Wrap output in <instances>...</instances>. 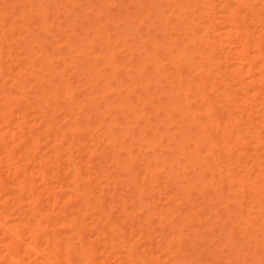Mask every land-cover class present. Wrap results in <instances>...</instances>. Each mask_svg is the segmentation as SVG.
I'll list each match as a JSON object with an SVG mask.
<instances>
[{
    "label": "bare ground",
    "instance_id": "6f19581e",
    "mask_svg": "<svg viewBox=\"0 0 264 264\" xmlns=\"http://www.w3.org/2000/svg\"><path fill=\"white\" fill-rule=\"evenodd\" d=\"M2 1V0H1ZM5 1L6 0H3V3L4 4H6L5 3ZM15 1V2H14ZM13 2H12V0H11V2H10V4L12 3L13 4V6H11V5H9L8 7H10L11 6V8L12 9H9L10 10V12H12V13H14V16H15V14H18V16H20L21 17V20L23 19V21L25 22L26 20V22L28 23H24L23 21V23H24V25L22 24V23H20V24H22V25H20L19 24V21H17V18L19 19V17L17 16V17H14L13 15H11V18L12 17H14V18H12V19H10V20H12V24H7V23H9V21L10 20H8V22L6 21V19H8V18H10V17H8V15H10V14H8V10H6L7 9V7H6V9L4 8L5 6L3 5V6H1L0 5V19H1V21H0V29H1V31L0 32H2L3 30V32L2 33H0V56H1V54H2V52L6 49V47L4 48V46H2V43L4 42V41H7L8 43H10L9 45H12V44H14L15 43V47L12 45L11 47H14V48H16L17 46H16V44L18 45V43L17 42H15V41H17V40H15L14 38V43H12V41H13V39H12V37H14V33H13V36L12 35H9L8 33V37L10 38L9 39V41L8 40H6V38H5V40H4V36L5 37H7L5 34L6 33H4L5 32V29L10 25V30H11V32L13 31V32H17V34L18 33H21L20 34V39H19V35H16L17 36V39H19L20 40V42L22 43V38H21V35H22V37H23V33L24 32H26V31H28L27 29L29 28L27 25H29V24H34V23H37V21H39V19H36L37 18V16H39V15H36L35 13H34V15L36 16V22L34 21V17H33V15H31L32 17H30V14L33 12V11H31V10H34L30 5L31 4H33L34 2H33V0H30V1H32L31 3H29V2H26L31 8H29V9H27L26 11H29L30 13H25L24 11V13L22 12V13H18V12H16L17 11V7H16V5L17 4H15L16 3V0H14ZM35 1V0H34ZM41 1V0H40ZM42 1H44V3H45V0H42ZM42 1H41V4H42ZM48 1V0H47ZM51 1V0H50ZM55 1V0H54ZM53 1V2H54ZM64 1H66V0H64ZM68 1H70V0H68ZM74 1V0H73ZM90 1V0H89ZM93 1V0H92ZM92 1H90V2H92ZM97 1V0H96ZM103 1H106V5H103L104 7L106 6V8H107V5H110V4H107V0H103ZM110 1V0H109ZM108 1V2H109ZM113 1V0H112ZM120 1H122V0H120ZM127 1V0H126ZM131 1V0H130ZM130 1L129 2H127L126 4H129L130 3ZM133 1V0H132ZM154 1H156V0H154ZM184 1H186L185 3H184ZM194 1V2H193ZM6 2H8V1H6ZM39 2V1H38ZM49 2V1H48ZM48 2H47V4H48ZM78 2V1H77ZM76 2V3H77ZM135 2V1H134ZM139 2H140V0H139ZM151 3L153 2L152 0L150 1ZM165 2V1H164ZM168 2V0H166V2H165V4ZM193 2V3H192ZM18 3V2H17ZM25 3V4H26ZM36 3V2H35ZM40 3V2H39ZM58 4H60L61 5V2L59 3V2H57ZM65 3H67V2H65ZM68 3H70V2H68ZM74 3V2H73ZM72 3V6H74V5H76V3H74L73 4ZM97 3H98V1H97ZM97 3H95V4H97ZM136 3V2H135ZM143 3H146V2H144L143 1ZM148 3V2H147ZM146 3V4H147ZM150 3V4H151ZM156 3H159L158 5H162L163 4V0H161L160 2H158V0H157V2ZM162 3V4H161ZM169 3H170V5H171V3H172V5H177L175 8H177V7H179L178 8V10H182V8H183V13L182 12H179L177 9H176V11H177V13H179V14H177L176 12H175V10L173 9V7H172V9L174 10V13L175 14H173V10L171 11L170 9V11H171V14H170V12L167 14V16L165 17L164 16V14H166L167 12H165L166 11V7H168V6H164L165 8V11H162V10H164V9H159L160 11H155V9L157 8L156 7V5L154 6V7H156L155 9H154V11H155V13L156 12H159L158 14H156V15H158V17H159V19H161V20H159L160 21V24H161V26L163 27V23H161L162 21L164 22V29H166V28H168V29H170V31L172 30V31H178L177 33L178 34H175L174 32L173 33H171L170 34V36H169V32H167L166 34L165 33H163L164 31L162 30V39H166V41H167V45L168 46H170V48H167V46H164L163 44H160V42L161 43H164V42H162L161 40L160 41H157V39L155 40H153L154 41V43H152V44H154V47H153V45L152 44H150V45H152V49H154V51L153 52H151V53H153V58H155V60L156 61H158L157 63H160V64H158L157 65V71L159 70V68H161V69H164L165 71L167 70V68H168V65L166 66V63L164 62V60H170V59H172L173 60V62H175V63H173L172 62V60H170L172 63H173V66H172V64H171V62H169V61H167L168 63H169V65L173 68L174 67V64H175V71L173 70V72H171V73H168V72H170V71H166L168 74H166L167 75V77H172L173 79H172V82L173 83H176L177 81H178V85L179 86H177V87H174V89H176V88H178L177 89V91L179 92V93H181V94H183V85L185 84L186 85V87L187 88H185L184 87V93L185 94H183V97H185V99L183 100V102H184V104H185V102H186V104H187V108L189 109V110H191V106H192V110H193V106H194V102L196 103V108H198V109H196L195 108V110H193L194 112H191V113H194L193 114V116L196 118V120H200V123L198 122H196L197 124H199L200 125V129H199V131L198 132H196V131H194L195 130V128H194V125L192 124H188V125H190V126H188V127H185V125H181V126H175V127H178V129H181V130H179V132L180 131H182V137H181V139H180V137L178 138V139H180L182 142H185V144L182 146V148H184L185 147V145L186 144H188L189 146L190 145H192V144H194L193 146L195 147L194 148V152H192L193 154H195V157H193V161L195 160V158L199 155V154H197L196 155V153H201V152H203L202 151V144H207V146L208 147H206V152H208L207 151V148H208V150H209V152L207 153V154H211V155H209L210 157L212 156L213 157V155H215V153H217V152H215V151H219V150H222V149H219V148H221V146L223 145H226L227 147H228V149H229V154H230V157L232 158V156H234V153L236 154V155H238L237 156V160L236 161H238V163L240 164V166H238L239 167V169H238V167H237V169H236V171H238V174H240L241 176H238L239 178H237L236 177V175H234V174H237V172L236 173H234V170H232L233 168H232V166H228L229 167V169L230 168H232L231 169V171L230 170H228L227 169V167H226V169L228 170V172L230 171L231 172V175L230 174H228V172H227V170L225 171V173H227V175H229V176H232V171H233V175H234V177L232 176V178H235V179H232V178H229L230 180H229V185L232 183H236L235 184V186H234V188L235 189H232V190H236V193H240L239 192V190H237L236 188H237V186H239L240 188H242V190L243 191H241V192H245L244 190L247 188V187H249V197L250 198H252L251 199V201L249 202L251 205H252V207H254V208H259L258 210V212H259V214H260V216L261 217H259L258 216V218H257V216H256V219H257V221H256V219H255V225L254 224H252V225H254L253 227H256V224H258L257 222H260V224H258L261 228H257V229H264V135L262 134V132L264 133V0H169ZM175 3V4H174ZM9 4V3H8ZM15 4V5H14ZM47 4H44V6L46 5V7L48 6ZM50 4V3H49ZM56 4V3H55ZM62 4H64V2L62 3ZM71 4V3H70ZM99 4V3H98ZM155 4V3H154ZM7 5V4H6ZM21 5V4H20ZM51 5V4H50ZM68 5V4H67ZM93 5H94V3H93ZM114 4L112 3L111 4V6H113ZM130 5L132 6V5H135V4H131L130 3ZM129 5V6H130ZM19 6V5H18ZM27 6V5H26ZM33 6V5H32ZM77 6V5H76ZM76 6H74L75 8H76ZM86 6V5H85ZM90 6H92V5H90ZM100 6H102V4L100 5ZM103 6L101 7V8H103ZM128 6V7H129ZM139 6L141 7L140 8V10H139ZM139 6H138V14H139V12L140 11H143V7H144V4H139ZM147 6V5H146ZM3 7V8H2ZM94 7V6H93ZM108 7H110V6H108ZM114 7H116V5L114 6ZM113 7V8H114ZM119 7V6H118ZM123 7V6H122ZM127 7V6H126ZM134 7V6H133ZM137 7V6H136ZM149 7H151L150 5H149ZM170 7V6H169ZM170 7V8H171ZM63 8V7H62ZM72 8V7H71ZM70 8V9H71ZM78 9H79V7H77ZM95 8H96V6H95ZM95 8H94V10H95ZM111 8V7H110ZM120 8V7H119ZM132 8V7H131ZM130 8V9H131ZM152 8V7H151ZM20 9V8H19ZM23 9H26V8H23ZM46 9V8H45ZM47 9H49V6L47 7ZM46 9V10H47ZM73 9V8H72ZM71 9V11H73ZM77 9V10H78ZM88 9H90V8H88L87 7V11H88ZM98 9V8H97ZM104 9V8H103ZM126 9V8H125ZM6 10V11H5ZM42 10V9H41ZM40 10V11H41ZM46 10H44L43 9V11H44V13L46 12H49V11H46ZM57 10V9H56ZM62 10V9H61ZM65 10V9H64ZM69 10V9H68ZM105 10H107V9H105ZM109 10V9H108ZM108 10H107V12H108ZM113 10V9H112ZM117 10V9H116ZM115 10V11H116ZM132 10V9H131ZM145 10V9H144ZM149 10V9H148ZM147 10V12L148 13H150V12H152L150 15H152V14H154L153 13V11L151 10V11H148ZM38 11V10H37ZM52 11H53V9H52ZM82 11V10H81ZM86 11V12H87ZM118 11V10H117ZM116 11V12H117ZM125 11V10H124ZM129 11V10H128ZM128 11L126 12V13H128ZM135 11V10H134ZM21 12V11H20ZM58 12V11H57ZM57 12H55L56 13V15H57ZM61 12V11H60ZM78 12V11H77ZM79 12H80V10H79ZM85 12V13H86ZM131 12V11H130ZM129 12V13H130ZM137 12V11H136ZM146 12V13H147ZM11 13V14H12ZM45 13V14H46ZM54 13V14H55ZM71 13V12H70ZM92 13V11H90V12H88V14L90 15ZM97 13V12H96ZM114 13V12H113ZM112 13V11H111V13H109V15L110 14H113ZM121 13V12H120ZM125 13V14H126ZM131 13H134V12H131ZM181 13V14H180ZM29 14V15H28ZM33 14V13H32ZM37 14H39V13H37ZM45 14H43L44 16H46ZM51 14H53V13H51ZM61 14V13H60ZM59 14V15H60ZM79 14H81V13H79ZM78 14V15H79ZM87 14V13H86ZM103 14H105V13H103ZM102 13H101V15H102V17L104 16ZM108 14V13H107ZM119 14V13H118ZM118 14H117V16H118ZM122 14H123V10H122ZM182 15L181 17H183V16H185L186 15V17H183L182 18V20H179V22L181 21V23H186V21H189L188 23V26H187V28L188 29H190L191 31H189L188 29V31H189V33L185 30L184 31V33L183 32H179L180 31V29L183 31L184 29L183 28H179V26L177 25V23L176 22H172L171 20L173 19V17H174V19H175V16L177 17V15ZM41 15V14H40ZM63 15V14H62ZM74 15L76 16V12H75V10H74ZM73 15V16H74ZM98 16H99V13L97 14ZM136 15V14H135ZM134 15V16H135ZM141 15H143V13L141 14ZM149 15V14H148ZM175 15V16H174ZM81 16H83V15H81ZM107 16V15H106ZM105 16V17H106ZM114 16V15H113ZM112 16V17H113ZM124 16H126V15H124ZM123 16V17H124ZM130 16V15H129ZM144 16V15H143ZM27 17V18H26ZM59 17V16H58ZM89 17V16H88ZM97 17V16H96ZM96 17H93V18H95L94 19V21L96 20ZM110 17V16H109ZM131 17V16H130ZM136 17V16H135ZM145 17V16H144ZM152 17H153V19H152ZM40 18V17H39ZM42 18V17H41ZM46 18H48V17H46ZM74 18H76V17H74ZM83 18V17H82ZM104 18V17H103ZM108 18V17H107ZM114 18V17H113ZM119 18H121V17H119ZM118 18V19H119ZM71 19V18H70ZM79 19V18H78ZM88 19V18H87ZM98 19H100L99 17H97V20ZM105 19V18H104ZM126 19V18H125ZM146 19H148L147 18V15H146ZM145 19V21H146V23H148L147 22V20ZM152 19V21L153 20H156V19H154V15H152L151 17H150V20ZM20 20V19H19ZM46 20H48V19H46ZM61 20V19H60ZM65 20V19H64ZM64 20H62V21H64ZM112 20H115V19H112ZM121 20H123V19H121ZM134 21V19L132 18L131 19V21ZM176 20V19H175ZM175 20H173V21H175ZM71 21V20H70ZM78 21V20H77ZM83 21V20H82ZM93 21V20H92ZM94 21L92 22V23H90V24H93L94 23ZM111 21V20H110ZM129 21V20H128ZM137 21H138V19H137ZM141 21H143V17L141 18V20L140 21H138V23L139 22H141ZM7 22V23H6ZM45 22H47V23H49V27H48V29L49 28H51V24H50V22H48V21H45ZM74 22H75V19H74ZM73 22V23H74ZM87 22V21H86ZM96 22V21H95ZM102 22V21H101ZM118 22H120V21H118ZM117 22V23H118ZM135 22V21H134ZM52 23V22H51ZM65 23V22H64ZM68 23V22H67ZM71 23V22H70ZM71 24V25H73V26H71L73 29L75 28L76 29V27L78 26L79 27V25H77L76 26V22H75V25L74 24ZM84 23V22H83ZM99 23V22H98ZM97 23V24H98ZM103 23H106V21H103ZM103 23L101 24V26L103 25ZM116 23V22H115ZM115 23H112L113 25L115 24ZM136 23V22H135ZM151 25H152V28L153 27H155V26H153V24L155 25L156 23H157V20H156V22L154 21V23L153 22H149ZM26 24V25H25ZM39 24V23H38ZM59 24V23H58ZM61 24H63L62 22H61ZM96 24V25H97ZM112 24H110V25H112ZM134 24V23H133ZM141 24H143L144 25V23L142 22V23H140V24H137L138 25V27H139V25L141 26V28H143L142 27V25ZM150 24L149 25H144L145 27L144 28H150L151 29V26H150ZM158 24H159V22H158ZM180 24V23H179ZM8 25V26H7ZM18 25H20L19 27H18ZM41 25V24H40ZM46 25V24H45ZM44 25V26H45ZM54 24H52V26H53ZM99 25V24H98ZM98 25H97V27H96V30H100V29H98ZM112 25V27L114 28V30L116 29L115 28V26H113ZM118 25V24H117ZM119 25H121L120 23H119ZM127 25V24H126ZM125 25V26H126ZM181 25V24H180ZM25 26H27L28 28H26ZM60 26V25H59ZM90 26V25H89ZM100 26V27H101ZM104 26V25H103ZM122 26V25H121ZM132 26V25H131ZM135 26V25H134ZM31 27V26H30ZM42 27V26H41ZM54 27V26H53ZM63 27H64V25H63ZM69 27V26H68ZM95 27V26H94ZM99 27V28H100ZM135 27H137V26H135ZM134 27V28H135ZM158 27V26H157ZM156 27V28H157ZM160 27V26H159ZM182 27V26H181ZM184 27V26H183ZM20 28V29H19ZM31 28H34L33 26L31 27ZM40 28V27H39ZM65 28V27H64ZM84 28V27H83ZM87 28V27H86ZM89 28V27H88ZM90 28H92V27H90ZM104 27H102V29H103ZM107 28V27H106ZM120 28V27H119ZM133 28V29H134ZM140 28V29H141ZM8 28L6 29V30H8V32L10 31ZM30 29V28H29ZM44 29V28H43ZM51 29H54V28H51ZM60 29V28H59ZM58 29V30H59ZM71 29V28H70ZM82 29V28H81ZM93 29V28H92ZM126 29H127V27H126ZM126 29H123L124 30V32H123V35L120 33L119 35H120V37H122V38H120V39H117V41H116V38L115 37H113V35H114V33H113V35H112V33L111 34H108L109 32L107 31V29L105 30L106 31V33L108 34H106L105 36H108V38H109V41H107V39H106V41H107V45H109V44H111L112 45V43L110 42V40H111V38L110 37H112V38H115V41L116 42H118L120 45H122V46H124V45H127V43L125 44V43H122V42H125L126 41V39L129 41L131 38H129L130 36V34L128 35V32H126L127 30ZM128 29H130V28H128ZM136 29V28H135ZM135 29H134V31H135ZM159 29V28H158ZM35 30H36V28H35ZM37 30H38V28H37ZM39 30H41V29H39ZM47 30V29H46ZM77 30V29H76ZM86 30V29H85ZM85 30H83L84 31V33L86 32ZM95 30V29H94ZM109 30V29H108ZM119 30V29H118ZM121 30H122V28H121ZM136 30H138V28L136 29ZM142 30V29H141ZM146 30V29H145ZM148 30V29H147ZM146 30V31H147ZM155 30H157V29H155ZM19 31V32H18ZM32 31H34V30H32ZM45 31V30H44ZM43 31V32H44ZM48 31H50V29L48 30ZM73 31H75V30H72V35H73ZM80 31V30H79ZM83 31H81V32H83ZM140 31V30H139ZM146 31H144L145 33V39L148 37L146 34ZM161 31V30H160ZM51 32V31H50ZM58 32V31H57ZM68 32H70V31H68ZM80 32V33H81ZM141 32V31H140ZM143 32V31H142ZM141 32V33H142ZM148 33H149V31H147ZM152 32H153V29H152ZM158 32V30L155 32H153V34L155 33H157ZM187 32V33H186ZM28 33V35H29V33H30V31H28L27 32ZM27 33H25L24 34V38H23V40H25V37H27V36H25ZM32 33V32H31ZM35 33V32H34ZM77 33V32H76ZM92 31H90L89 29H87V32H86V35H88V37L86 36V38L88 39V38H93L94 37V35L92 36V37H90L91 35H92ZM97 33H100V31L98 32H96V35H97ZM102 33V32H101ZM159 33V32H158ZM156 34L155 36L156 37H158V35H161V33L160 34ZM37 34V33H36ZM41 34H42V32H41ZM45 35L46 34H48L49 35V32L48 33H44ZM70 34V33H69ZM68 34V35H69ZM83 34V33H82ZM105 34V33H104ZM134 34V33H133ZM139 34V33H138ZM173 34H175V35H177L178 37H177V39H176V37L173 35ZM31 35V34H30ZM37 35H39V34H37ZM71 35V34H70ZM74 35H75V33H74ZM78 35V34H77ZM122 35V36H121ZM131 35H132V33H131ZM137 34H134V36H136ZM152 35V34H151ZM183 35V36H182ZM42 36V35H41ZM63 36V35H62ZM61 36V37H62ZM76 36V35H75ZM74 36V37H75ZM98 36H99V34H98ZM115 36V35H114ZM117 36H118V34H117ZM133 36V37H134ZM139 36V38L141 39V36L140 35H138ZM144 36H143V38H144ZM147 36V37H146ZM173 36H174V38H173ZM183 37V38H181L180 40L178 39L179 37ZM29 37V36H28ZM48 37V36H47ZM57 37V36H56ZM59 37H60V32H59ZM66 37V36H65ZM74 37H72V38H74ZM96 37L97 36H95V38L93 39V40H90V39H88V40H90V42H91V44H92V47H95V44L98 42H96ZM100 37H101V35H100ZM151 37H153V36H151ZM30 38V37H29ZM34 38H35V36H34ZM44 38V37H43ZM67 38H68V36H67ZM70 38H71V36H70ZM72 38H71V40H72ZM76 38V37H75ZM79 38V37H78ZM78 38H76L77 40H78ZM106 37H104L103 39H105ZM123 38H126L125 40H123ZM137 38V37H136ZM142 38V40H138V41H143L144 39ZM148 38H150V37H148ZM147 38V41H143L142 42V45H143V43H144V45H145V47L144 46H142V48L144 47V48H146V47H148L149 48V46L150 45H148L149 43H151V42H149V41H151V40H149ZM159 38V37H158ZM8 39V38H7ZM12 39V41H10ZM61 39V38H60ZM60 39H58L57 38V40H59V41H61ZM86 39V40H87ZM135 39V38H134ZM151 39V38H150ZM161 39V38H160ZM174 39V40H173ZM18 40V41H19ZM28 41L30 40V39H27ZM32 40V39H31ZM35 40V39H34ZM48 40V39H47ZM51 40V39H50ZM63 40V39H62ZM70 40V39H69ZM68 39H67V41H69ZM77 40H76V44H77ZM101 40V39H100ZM136 40V39H135ZM188 40V41H187ZM39 41V40H38ZM54 41V40H53ZM64 41V40H63ZM66 41V40H65ZM82 41V40H81ZM104 41V40H103ZM105 41V42H106ZM130 41H132V40H130ZM156 41V42H155ZM165 41V42H166ZM187 41V42H186ZM6 42V43H7ZM19 42V43H20ZM27 42V41H26ZM62 42V41H61ZM72 43H73V41H71ZM96 42V43H95ZM187 43L186 45H182V44H184V43ZM29 43V42H28ZM39 43H40V41H39ZM43 43H45V42H43ZM42 43V44H43ZM47 43V42H46ZM81 43V42H80ZM82 43H83V41H82ZM87 43V42H86ZM100 43V42H99ZM99 43H97V44H99ZM140 43V42H139ZM138 43V44H139ZM182 43V44H181ZM24 44V43H23ZM37 44V43H36ZM49 43H47V45H48ZM70 44V43H69ZM75 44V45H76ZM101 44H103V43H100V45ZM124 44V45H123ZM130 44H132V43H130ZM165 44V45H166ZM181 45V49H180V45ZM4 45H5V43H4ZM31 45V44H30ZM41 47L43 46V45H41V44H39ZM39 45H37L38 47H39ZM62 45V44H61ZM63 45L65 46L66 44L65 43H63ZM73 45H74V43H73ZM88 45V46H87ZM87 45H85V46H87V48L89 47V44H87ZM98 46V47H100L101 48V46ZM113 45H115V43L113 42ZM137 45V44H136ZM136 45H135V48H136ZM148 45V46H147ZM172 45H174L175 47H171ZM6 46V45H5ZM24 46V45H23ZM66 46H68V45H66ZM79 46H80V44H79ZM105 46V45H104ZM128 46V45H127ZM138 46V45H137ZM163 46V47H162ZM10 47V46H9ZM11 47L9 48V49H7V50H5V53H4V55H8V54H6V52L9 50V55L8 56H12V54H16L17 55V53L16 52H14V51H12V53H11ZM19 47V46H18ZM28 47V46H27ZM45 47V46H44ZM47 47H49V46H47ZM50 47H51V44H50ZM81 47V46H80ZM80 47L78 48V47H71L70 49L71 50H73V48H74V51H75V49L76 48H78V49H80ZM111 47V46H110ZM138 47H140V45L138 46ZM151 47V46H150ZM179 47V48H178ZM191 47L193 48L192 50H191ZM3 48V49H2ZM22 47L20 46V49H21ZM43 48V47H42ZM57 48V47H56ZM67 48V47H66ZM82 48V47H81ZM86 48V49H87ZM89 48H91V47H89ZM88 48V49H89ZM96 48V47H95ZM105 48H107V46L105 47ZM125 48H127V47H125ZM159 48H160V50L162 51V54H160V52L158 51L159 50ZM178 48V50H177V52H176V49ZM13 49V48H12ZM17 49V48H16ZM19 49V48H18ZM23 49V48H22ZM27 48H25V50H26ZM31 49V48H30ZM34 49V48H33ZM35 49L37 50V48L35 47ZM45 49V50H44ZM43 50L44 51H46V47L44 48ZM115 49V48H114ZM151 49V48H150ZM227 49H229V51L227 50ZM3 50V51H2ZM25 50H23L22 52H26ZM58 50V49H57ZM70 50V51H71ZM82 50H84V49H82ZM95 50V49H94ZM105 50V49H104ZM112 50V49H111ZM122 50H126V49H122ZM130 50V51H129ZM128 51L131 53H133L134 51L133 50H131V49H129ZM146 50H147V48H146ZM224 50H226V51H224ZM19 51V50H18ZM33 51V50H32ZM66 51V50H65ZM67 51H69V50H67ZM78 51H80V50H78ZM87 52L88 51H90V50H86ZM101 51V50H100ZM106 51H108L107 49H106ZM105 51V52H106ZM117 51H119V49L117 48ZM127 51V50H126ZM136 51V50H135ZM21 52V53H22ZM28 52H29V50H28ZM37 52V51H36ZM40 51H38V53H39ZM47 52V51H46ZM62 52V51H61ZM98 52H99V50H98ZM102 52V51H101ZM139 52V51H138ZM148 52H149V50H148ZM149 52V53H150ZM229 52V53H228ZM20 53V52H19ZM30 53V55H32L31 54V52H29ZM34 53H35V51H34ZM42 53V52H41ZM38 54V55H42V54ZM80 53V52H79ZM79 53H77L78 55H79ZM90 53H92V51L90 52ZM109 53V52H108ZM123 53V52H122ZM135 53V52H134ZM145 54H146V52H144ZM143 53V54H144ZM148 53V54H149ZM224 53H226L225 55H224ZM37 54V53H36ZM48 54V53H47ZM58 54V53H57ZM82 54H83V56H84V52L83 53H81V57H83L82 56ZM89 54V53H88ZM110 54H111V51H110ZM116 54L117 53H115V51H112V54H111V56H112V59H114L115 58V56H116ZM119 54V53H118ZM140 54H141V52H140ZM175 54V56H173ZM37 55V56H38ZM51 55H52V53H51ZM54 55V54H53ZM68 55H70L69 53H68ZM85 55H86V53H85ZM92 55V54H91ZM90 55V56H91ZM101 55H103L102 53H101ZM105 55V54H104ZM109 55V54H108ZM119 55H121V54H119ZM124 55V53L121 55V56H123ZM128 55V54H127ZM126 55V52H125V57L127 56ZM131 55V54H130ZM147 55V54H146ZM22 57L24 56L25 57V54L24 55H21ZM33 56H34V54H33ZM35 57V58H38V57ZM48 56V55H47ZM50 56V55H49ZM49 56H48V59H49ZM72 57H74L73 56V54L71 55ZM87 56V55H86ZM90 56H87L88 57V59H90ZM97 55H95V57L94 56H92V57H94L95 59H93L92 58V61L93 60H95V62L97 61V62H99V60L100 59H103V57L102 56H97ZM118 56V55H117ZM129 56V55H128ZM132 56H134V55H132ZM132 56H129V57H131L132 58ZM139 57H140V55H138ZM145 56V55H144ZM222 56V57H221ZM2 57H3V55H2ZM5 57H7V56H5ZM5 57H4V62H7V61H5L7 58L9 59V62H12L14 59H15V57L17 58V56H13V57H7L6 59H5ZM19 57H20V55H19ZM17 58V62H20V65H19V63H18V66H17V62H12V63H14V66H15V64H16V66L15 67H13V68H16V70H17V72L16 71H14L13 73L15 74V76L16 77H14V78H12L10 75L12 74V73H10V71H12V70H15V69H11L10 71H9V73H10V77L13 79V81H11V83L13 82V85L11 86V85H9V86H11V89H10V91H12V89H14V91H13V93L14 92H17V90L20 92V93H23V94H25V95H27L26 94V92H23L22 90V92L19 90V89H17L18 87H20L21 86V82H22V80L20 81L19 80V76L20 75H17V74H19L20 73V71H21V69H22V67H20V68H18L19 66H22V64L23 63H21L22 61H24V59L23 60H21L20 58ZM26 57H28V55L26 56ZM25 57V58H26ZM31 57V56H30ZM29 57V58H30ZM33 57V58H34ZM43 57V59H44V55L42 56ZM51 57V56H50ZM65 57H66V55H65ZM77 57V56H76ZM120 57V56H119ZM138 57V58H139ZM141 57H143V55L141 56ZM146 57V56H145ZM148 57V56H147ZM149 57H150V55H149ZM12 58V60H10ZM33 58H30V59H32V61H33V64H34V61L36 60V59H34L33 60ZM39 58H40V56H39ZM135 59H136V57H134ZM144 58V57H143ZM143 58L141 59V61L143 60ZM170 58V59H169ZM221 59V63H220V60L219 59ZM223 58H225V59H227V60H222ZM7 59V60H8ZM19 59L21 60V61H19ZM42 59V60H43ZM55 60L57 59L56 57L54 58ZM59 59V58H58ZM57 59V60H58ZM68 59V58H67ZM66 59V60H67ZM86 59V58H85ZM85 59H83V60H85ZM110 59H111V57H110ZM121 59H123V57L121 58ZM120 59V60H121ZM134 59V60H135ZM145 59V58H144ZM152 59V58H151ZM150 59V60H151ZM1 60L2 59H0V62H1ZM46 60H47V57H46ZM50 60H53V59H50ZM61 60V59H60ZM71 60H72V58H71ZM75 61H76V59H74ZM74 60H72L73 62H74ZM105 61H106V59H104ZM104 60H102V62L104 61ZM115 60V59H114ZM114 60H112V61H114ZM119 60V59H118ZM127 60V59H126ZM126 60H123V61H126ZM130 60H132V59H130L129 58V62H133V61H130ZM137 60V59H136ZM148 60H149V58H148ZM154 60V59H153ZM152 60V61H153ZM26 61L28 62V59L26 58ZM30 61V60H29ZM36 61H38V60H36ZM48 61V60H47ZM63 61V60H62ZM78 61H79V63H80V60H79V58H78ZM101 61V60H100ZM104 61V62H105ZM108 61H110L109 60V58H108ZM138 61V63H143L144 64V62H140L139 60H137ZM156 61H153V63H156ZM219 61V62H218ZM226 63L227 62V64L230 66V64H231V62H229V61H232V64H233V62L235 63V67L233 66V68H235V69H233V70H231L229 67V69L228 68H226L225 67V65H227V64H224V62ZM3 62V63H4ZM8 62V63H9ZM27 62H24V63H26L27 64ZM31 62V61H30ZM42 62V61H41ZM81 62H82V60H81ZM88 62H91V61H89L88 60ZM87 62V64H89ZM116 62V61H115ZM115 62H114V66H115ZM127 62V61H126ZM128 62V63H129ZM136 62V61H135ZM148 62V61H147ZM222 62H223V64H222ZM229 62V63H228ZM3 63H0V67H2V64ZM8 63H5L6 65H8V66H11V65H9ZM47 63V62H46ZM45 63V64H46ZM49 63L51 64V61H49ZM48 63V64H49ZM52 63H54V62H52ZM57 63V62H56ZM72 63V62H71ZM84 63V62H83ZM93 63H94V61H93ZM101 63V62H100ZM106 63H108V62H106ZM119 63V62H118ZM117 63V64H118ZM122 63V65H123V62H121ZM121 63L119 64V65H121ZM150 63H152V62H149L148 63V65H149V67H150ZM152 63V64H153ZM167 63V64H168ZM29 64V63H28ZM32 64V63H31ZM50 64H49V66H50ZM87 64H85V65H87ZM98 64L99 63H96V64H93L92 66H93V68L95 67L96 69H98L97 71H99V72H102V70H100L99 68V66H98ZM104 64V63H103ZM116 64V65H117ZM124 64H126V63H124ZM130 64V63H129ZM128 64V65H129ZM132 64V63H131ZM129 65L128 67H129V69H132L131 68V66L133 67H136L135 66V64H133V65ZM145 64H147V63H145ZM144 64V66H145V70H147L146 68H147V65H145ZM196 64L199 66L200 65V67L203 69H199L198 70V68H196L197 66H196ZM220 64H222V65H220ZM37 65V64H36ZM44 65V64H43ZM43 65H42V67H43ZM56 64H54L53 66L54 67H56V68H58L57 66H59V63L57 64V66H55ZM68 64H66L65 66H67ZM71 65V64H70ZM69 65V66H70ZM84 65V64H83ZM100 65H102V64H100ZM108 65V64H107ZM107 65H105L104 64V68L105 67H107ZM110 65V64H109ZM119 65H118V67H119ZM137 65V64H136ZM161 65V66H160ZM181 65L184 67L185 65H188V66H185V68L183 69L182 67H181ZM224 65V66H223ZM227 65V66H228ZM4 66V65H3ZM13 66V65H12ZM34 66H35V64H34ZM52 66V67H53ZM60 66H62V65H60ZM74 66V65H73ZM73 66H71V68L70 69H72L74 72L77 70V68L74 70L72 67ZM79 66V65H78ZM77 66V67H78ZM80 66H81V64H80ZM80 66H79V68H80ZM89 66H91V64H89ZM101 66V68H103ZM124 66V65H123ZM140 66V65H139ZM152 67H151V69L152 68H154V66L153 65H151ZM156 66V65H155ZM191 66V67H190ZM212 66H216L215 67V70L217 71V72H219V74H220V72L221 71H223V70H225L223 67H225L226 68V71H224V73H222V76H221V74L219 75L218 73V76L220 77L221 76V78H222V83H221V80L220 79H216L215 77V80L217 81L216 83L213 81V76H217V75H215V73H212V72H216V71H213L212 69H214V67H212ZM220 66H222V68H220ZM5 67V68H4ZM3 68V70H2V68H0V80L2 81L3 80V78L5 77V72L4 71H7L9 68H11V67H8V69H6L7 67L6 66H4ZM25 66H24V64H23V68H24ZM27 67H29V65H27L24 69H26ZM37 67V66H36ZM44 67H48V66H44ZM68 67V66H67ZM74 67H76V65L74 66ZM87 67V66H86ZM99 67V68H98ZM109 67V66H108ZM110 67H112L113 68V66H110ZM116 67V66H115ZM117 67V68H118ZM167 67V68H166ZM189 67H190V69H189ZM207 69H205V68ZM56 68H54V69H56ZM61 68V67H60ZM122 68V67H121ZM166 68V69H165ZM170 68V67H169ZM191 68H193V70L192 71H190L191 70ZM6 69V70H5ZM18 69H19V71H18ZM30 69V68H29ZM32 69H33V66H32ZM31 69V70H32ZM44 69V68H43ZM49 69V68H48ZM48 69H46V70H48ZM62 69H63V67H62ZM62 69H61V72H62ZM83 69V68H82ZM95 69V70H96ZM107 69H109V68H106V70ZM127 69V68H126ZM125 69V71H124V68H122V71H123V74L122 75H125V73L124 72H126V71H129V70H126ZM135 69H137L138 70V68H134V69H132V70H134L135 72H136V74H137V76L138 77H140L139 75H140V73H139V75H138V73H137V71L135 70ZM171 69V68H170ZM189 71V72H187V70ZM222 69V70H221ZM27 70V69H26ZM22 71V73H21V75L23 76V72H25V73H28L27 71ZM36 70V69H35ZM40 70V69H39ZM38 70V71H39ZM56 70H58V69H56ZM72 70H70V72L72 71ZM90 70L92 71V68L90 67ZM89 70V71H90ZM106 70H104L103 69V71H105L106 72ZM114 69H112V72H114L113 71ZM145 72V70H144V67H143V69H141V73L143 72V71ZM169 70V69H168ZM172 70V69H171ZM185 70V71H184ZM29 71V70H28ZM34 70H32V72H33ZM43 71V70H42ZM65 70H63V72H64ZM68 71V69L64 72V74L65 73H69V72H67ZM85 71V70H84ZM88 71V70H87ZM90 71V72H91ZM96 71V72H97ZM108 71V70H107ZM116 71H117V69H116ZM118 71H121V69L120 70H118ZM117 71V72H118ZM139 71H140V69H139ZM157 71H156V69L154 70V73H153V69H152V72H151V75L153 74V75H155L156 73H157ZM160 71H163V70H160ZM165 71H164V73H165ZM204 71H206V72H204ZM32 72L31 73H28L27 75H31V78L33 77L32 76ZM40 72V71H39ZM49 73H53V72H50V70L48 71ZM58 72V71H57ZM63 72L61 73V74H63ZM73 72V73H74ZM81 72V71H80ZM111 72V71H110ZM110 72H107L108 74L110 73ZM116 72V73H117ZM131 72H133V71H131ZM150 72V71H149ZM156 72V73H155ZM185 72H187V74H185ZM7 73H8V71H7ZM7 73H6V75H7ZM34 73V72H33ZM44 73H45V70H44ZM49 73L47 74V73H45V74H47V75H49ZM72 73V74H73ZM76 74H74V76L75 75H77V74H79V72H75ZM106 73V74H107ZM115 73V72H114ZM114 73H113V75H114ZM121 73V72H120ZM127 73H129V72H127ZM126 73V74H127ZM147 73H148V71H147ZM147 73H146V75H147ZM14 74H12V75H14ZM39 74V73H38ZM40 74H41V72H40ZM45 74H43V72H42V80L40 79L41 78V76H40V85H36V87L37 86H40L39 88H37V90H36V92L35 93H37V94H35V95H38L39 96V98H38V96H37V98L38 99H40V97H45L46 98V107H47V105L48 104H50V103H48L47 104V101L49 102V101H51L52 100V98H54V101H55V103H58V102H60L59 100H61V102L63 101V97L62 98H60L59 96H60V91L62 90V91H65V92H67V93H65L64 92V95L65 96H70L72 99H73V97H74V91H70L71 89L72 90H75V91H77V90H79L78 88H75V87H77L78 85H76V86H73L75 89H73L71 86L72 85H70L71 83H69V82H66V79L68 80V78L66 77V79L65 78H62V80L63 79H65V81H62V82H66L67 84H68V87L67 88H64V90L61 88V85H60V83H57L56 81H57V77L59 76H54V74L52 75V74H50L49 75V77H50V80H48V81H50V82H53V83H55L56 85L54 86H50V88H49V90L48 89H45V88H43V86H45L46 84V82H47V76L45 77ZM58 74H60V73H58ZM82 74V73H81ZM84 74V73H83ZM90 74V73H89ZM88 74V75H89ZM92 74V73H91ZM104 74V72L102 73V75ZM132 74V73H131ZM150 74V73H149ZM210 74H212V79H211V77H210ZM226 74V75H225ZM4 75V76H3ZM26 75V74H25ZM56 75V74H55ZM99 75V74H98ZM98 75H96V77H98ZM102 75H100V77L102 78ZM117 75V74H116ZM119 75V74H118ZM118 75L117 76H115L114 75V78L116 77V81L118 80V78L119 79H121V80H119L121 83H124V79H122V78H120V77H118ZM144 75H145V73H144ZM159 75H161V74H159ZM168 75H171V76H168ZM259 75V76H258ZM37 76V75H36ZM44 76V77H43ZM64 76V75H63ZM62 75H60L59 77H63ZM67 76V75H66ZM84 76V75H83ZM83 76L81 75V77H80V74L78 75V77H80L81 79H83ZM91 76V75H90ZM126 76H128V75H125L124 77H125V79L127 78V79H129L128 77H130V76H128V77H126ZM143 76V75H142ZM9 77V78H10ZM26 77H28V76H26ZM30 77V76H29ZM28 77V78H29ZM72 76H70V78H71ZM76 77V76H75ZM78 77L77 78H74V79H78ZM99 77V78H100ZM123 77V78H124ZM146 78L148 77V76H145ZM154 77H156V76H154ZM162 76H160V78H161ZM164 77H165V75H164ZM188 77H191V78H189V80H188ZM219 77H217V78H219ZM5 78H7V77H5ZM44 78H46L45 80H46V82L44 81ZM70 78H69V80H70ZM92 78V77H91ZM93 78H95V77H93ZM105 78V77H104ZM106 78H107V76H106ZM108 78H110V76L108 77ZM113 78V77H112ZM111 78V79H112ZM131 78V77H130ZM136 78V77H135ZM146 78L145 79H143V77H141V79H143V80H146ZM149 78V77H148ZM159 78V77H158ZM159 78V79H160ZM11 79V80H12ZM20 79H22V77L20 76ZM24 80H25V78H23ZM37 79H38V77H37ZM96 79V78H95ZM111 79H110V82H111ZM150 80H151V78H149ZM153 79V78H152ZM186 79L188 80V84H187V82H185L186 81ZM30 80V79H29ZM33 80H34V77H33ZM84 80V79H83ZM91 80V79H90ZM102 80H104L103 78H102ZM109 80V79H108ZM137 80V79H136ZM140 80V79H139ZM158 80V79H157ZM169 80V79H168ZM7 81V80H6ZM26 81H27V79H26ZM31 82H33L32 80H30ZM29 81V83L28 84H30L31 82ZM59 81V80H58ZM81 81V80H80ZM80 81H79V83H80ZM86 81V80H85ZM133 81V80H132ZM131 81V82H132ZM152 81V80H151ZM151 81H150V83L146 80V83L148 82V84H147V88L149 89V88H151V87H153V85H155V83L154 84H152L153 82H155V81H153L152 83H151ZM166 81V80H165ZM227 81V83H225V86H224V83L223 82H226ZM73 82H74V80H73ZM89 82V81H88ZM91 82V81H90ZM90 82H89V84H90ZM96 82L98 83V80H96ZM100 82V81H99ZM102 82H106L107 83V81H102ZM109 82V81H108ZM113 82V81H112ZM126 82H128V81H126ZM125 82V83H126ZM130 82V81H129ZM130 82V83H131ZM137 82V83H136ZM142 82V81H141ZM170 82V81H169ZM171 82V83H172ZM232 82H234L233 84H231ZM26 83V82H25ZM24 83V84H25ZM48 83V82H47ZM53 83H49V84H53ZM78 83V84H79ZM84 83V82H83ZM83 83H80L81 85H84ZM114 86L116 87V84L118 85L119 83L117 82L116 84H115V80H114ZM124 83V84H125ZM133 83H136V84H133L134 85V87H135V90H139V94H138V91H137V100L139 99V97L140 96H144V97H146L147 95H146V93H144L143 92V89L145 90V87L143 86V89H142V85L140 86V81L138 82V80L137 81H134ZM142 83H144V82H142ZM146 83H145V85H146ZM3 84L5 85V79L2 81V84L0 83V90L1 89H3V90H1V91H4L5 92V89H4V87L5 86H3ZM24 84H22V86L24 85ZM34 84V86H35V83H33ZM36 84H37V82H36ZM63 84H65V83H63ZM62 84V85H63ZM75 84V83H74ZM79 84V85H80ZM156 84H157V82H156ZM176 84V85H177ZM80 85V86H81ZM88 84H86L84 87H80V91L82 90L81 88H83V90L84 89H86ZM95 85V84H94ZM93 85V86H94ZM99 85V84H98ZM97 85V86H98ZM133 85H132V87H130V88H133ZM158 85V84H157ZM157 85H155V87H157ZM165 85V84H164ZM166 85H169V84H166ZM173 86L175 85V84H172ZM184 85V86H185ZM9 86H7V87H9ZM20 87L21 89H24V86L23 87ZM28 86H30V85H28ZM32 86V85H31ZM65 86V85H64ZM67 86V85H66ZM93 86H92V90L94 91V89H93ZM103 86H104V84H103ZM109 86V85H108ZM111 86V85H110ZM113 86V87H114ZM129 86H131V84L129 85ZM159 86H161V85H159ZM170 86H171V84H170ZM173 86H172V88H173ZM238 86V87H237ZM49 87V86H48ZM79 87V86H78ZM86 87V88H85ZM104 87H106V86H104ZM120 87V84L118 85V88ZM122 87H123V85H122ZM127 88H129L128 86H126ZM155 87H153V91H151L152 92V94H154L155 93V90H158V88H155ZM162 87V86H161ZM235 87H237V88H235ZM16 88V89H15ZM27 88V87H26ZM30 88V87H29ZM96 88V87H95ZM101 88V87H100ZM112 88V87H111ZM163 88V87H162ZM8 89V88H7ZM32 89H35V88H33V86H32ZM31 88H30V90L33 92V90H32ZM88 89V88H87ZM98 89V88H97ZM97 89H95V90H97ZM103 89V88H102ZM113 89V88H112ZM112 89H110L109 90V92H111V90ZM116 89V88H115ZM114 89V90H115ZM120 89V88H119ZM124 89V88H123ZM155 89V90H154ZM169 89H170V87H169ZM168 89V90H169ZM173 89V91L175 92L176 90H174ZM186 89V90H185ZM209 89V90H208ZM233 90L232 92L234 93V95H233V93H231V91L230 90ZM9 90V89H8ZM28 91H29V89H27ZM88 90H90V88L88 89ZM85 91V92H90V91ZM91 90V91H92ZM105 90V88L102 90V91H104ZM114 90H112V92L114 93L115 91ZM127 90H129L128 92H127ZM126 90V92L128 93H124L125 95H126V97L128 98V99H126L125 97H124V99H126V100H124L123 101V98H122V100L121 99H118V98H116V96H118L116 93H117V91L115 92V96L114 95H111V97L113 96V98H114V100H113V104L112 105H115V104H119V106H121L120 105V101H119V103L117 102V103H115L116 101H118V100H121V101H123L122 103H123V109L127 106L126 104H125V101H126V103H128V101L129 102H132V94L134 95V93L135 92H133L132 93V91H135V90H132V91H130V89H127ZM163 90V89H162ZM167 90V89H166ZM166 90H165V92H166ZM217 90H218V93H217ZM108 91V89H106V92ZM120 91H122V90H120ZM124 91V90H123ZM192 91H195L196 93H198L197 95H196V93H194V94H192L193 92ZM225 93V92H228V95L225 93V95H227V99H225V98H223L224 97V95H222V98L224 99H220V96H221V93L222 94H224L223 92ZM230 91V92H229ZM84 92V91H83ZM82 92V93H83ZM109 92H108V94H109ZM111 92V93H112ZM119 92V91H118ZM146 92H148V90H146ZM150 92V93H151ZM169 92V91H168ZM220 92V93H219ZM8 93L9 92H7V94L5 93L4 95L6 96V97H4V95L2 96V94L0 95V96H2L1 98H0V121H3V124L5 123L6 124V129L8 128V130L6 131V129L4 130L3 129V127H2V129L4 130V132L2 131V129H1V131L2 132H0V168L4 165L3 163H6V162H19V159L20 158H22V159H24L25 157H23V155H27L29 152H31V150H28L29 149V143H32V145H35V148H32V152L31 153H33L32 155H30L31 157H28V158H32V159H26V160H29V162H30V164L32 165V162H35L36 161V158H34V157H36L37 155H38V153H39V151L41 150V147H42V145H46V143L48 142L47 140V142L45 141V144H42V142H43V140H42V137H41V135L42 136H45V137H51V136H49V134H48V136L46 135V134H44V133H46L45 131H47V132H49V133H51L52 132V130L54 131V128L53 129H51L52 128V126H53V124H54V121L56 122V120H54L53 121V119H52V116L53 115H51V117H50V114H49V116L48 117H45V114L46 113H43L42 111V113L43 114H41L46 120L48 119V125H43V126H46L45 128H44V133L41 131H37L38 129H39V127H41V125L44 123L43 122V120H42V122L43 123H40V125H39V127H38V123H35V124H32L31 125V122L29 123L28 122V117L27 116H29V118L32 116H30V114H33V116H34V113H35V111H34V113H33V110H32V113H30L29 115H28V113H29V111L31 110V109H33V108H31L33 105H35V103L34 104H32V106L30 107V106H26V110L24 109L25 108V106H21L22 104L21 103H19V108H21L22 107V110H20L19 111V108L18 107H16V106H18V101H19V98H17V99H15L14 100V98L15 97H13L14 96V94L11 96V94L10 95H8ZM76 93V92H75ZM77 93H81V92H79V91H77ZM81 93V94H82ZM92 92H90V94H91ZM93 93H95V92H93ZM96 93H98L97 91H96ZM99 93H101V91L99 92ZM104 93L105 92H102L101 93V95L103 94L104 95ZM121 93V92H120ZM119 93V94H120ZM150 93H149V96L150 97H153L152 96V94L150 95ZM160 93H161V96L159 97V95H160ZM160 93L157 95V92H156V95H154V101H152V103L153 102H155V104H153V106L155 105L156 107H158V105H160V104H158V102H161L162 103V106L160 105L159 107V111L160 112H166L167 113V116H165L164 114H163V116H165V117H163V121L164 122H169L170 123V120L174 117V116H176V117H174V119L176 118V120H177V122L176 121H174V120H172V122L173 123H179L180 121L179 120H182V118H183V121H184V119L185 118H187V116H186V112L185 111H182L180 108H179V106H177V105H175V102L177 101H175V102H173V100H175V98L176 97H174V99H172V97H173V94L172 95H170V96H172V97H170V96H167L165 93L163 94V92H161L160 91ZM176 93V92H175ZM213 93H215V94H218L219 95V99L220 100H218L217 99V97L213 94ZM19 94V93H18ZM30 94H31V92H30ZM29 94V95H30ZM61 94H62V92H61ZM81 94H80V97H81ZM84 94V93H83ZM86 95H87V93H85ZM90 94H89V96H90ZM163 94V95H162ZM181 94H178L179 96H181ZM210 94H211V96H214L213 98H214V100L216 99V100H218V102L215 100V102H214V104H213V106H215L216 107V109H217V106H216V104H218V107L219 106H223V102L224 103H226L225 104V107L223 106V107H219V109L220 108H222V110L223 111H221L222 112V114L220 113V114H217L216 113V111H218L219 109H217L216 111H215V109H213V107H211V102L210 101H213V98H211V96H210ZM239 94H241V95H239ZM17 95V94H16ZM15 95V96H16ZM34 94H32L31 96L32 97H34L33 96ZM63 95V96H64ZM140 95V96H139ZM164 95H166V97L164 96ZM9 96V97H8ZM18 96V95H17ZM19 96H20V94H19ZM67 96V97H68ZM92 96H95L94 94L92 95ZM97 96H99V95H97ZM105 96H107V95H105ZM105 96H103V97H105ZM123 96V95H122ZM134 96H136V95H134ZM133 96V97H134ZM156 96H157V98H160V100L158 99V101L157 100H155L156 99ZM194 96V97H193ZM197 96V97H196ZM8 97V98H7ZM13 97V98H12ZM20 97H24V96H20ZM57 97V98H56ZM58 97L60 98L59 100H57L58 99ZM69 97V98H70ZM75 97H77V95H75ZM96 97V96H95ZM102 97V98H103ZM108 97V96H107ZM106 97V98H107ZM119 97V96H118ZM143 97V98H144ZM150 97H146V99H152V98H150ZM190 97H192V99H198V97H199V100H200V102L198 101V100H192L191 101V99H190ZM226 97V96H225ZM12 98V99H11ZM24 98H26V99H23V98H20V100L21 99H23L22 101H24L25 100V102L27 101V99H30L29 97L27 98V96L26 97H24ZM35 98V97H34ZM36 98V99H37ZM71 98H70V100H71ZM77 98H79V97H77ZM77 98H74V100L75 99H77ZM83 98V100H84V97L82 96L81 97V99ZM100 98V97H99ZM112 98V99H113ZM134 98V99H135ZM10 99H11V101L13 100V101H16V100H18L17 101V103H16V106H15V104L14 105H12V103H10L11 101H10ZM32 99V98H31ZM68 99V98H67ZM87 100L86 101H88V105L90 104L89 102L90 101H93V100H91L92 99V97H91V99H88V98H86ZM93 99H95L94 97H93ZM108 99V98H107ZM135 99V100H136ZM167 99V100H166ZM183 99V98H182ZM182 99H181V101H182ZM43 100H45V99H43ZM65 100H66V98H65ZM70 100H68L67 102H68V104H69V102H70ZM79 101H80V98L78 99ZM96 100H98V99H96ZM102 99H100V100H98V101H101ZM111 100V99H110ZM141 100H142V98H141ZM140 100V101H141ZM143 100H145V98L143 99ZM163 100H165V101H163ZM180 100V99H179ZM178 100V101H179ZM30 101V100H29ZM33 101V100H32ZM31 101V102H32ZM40 101H42V100H40ZM78 101V102H79ZM85 101V102H86ZM98 101H97V103H98ZM108 101V100H107ZM106 100H105V102H107ZM146 102H145V104H148V106L151 104L150 102L151 101H148L147 102V100H145ZM167 101V102H166ZM219 101L221 102V105H219L220 103H219ZM35 102V101H34ZM38 102V104H39V100L37 101ZM64 103H65V101H63ZM85 102L84 103H82L83 105H85ZM95 101H93V103H94ZM134 102V101H133ZM132 102V103H133ZM136 102V101H135ZM139 102V101H138ZM144 102V101H143ZM142 101L141 102H139V104H140V106H141V104L143 103ZM197 102H199V104L197 103ZM27 103H29V102H27ZM26 103V104H27ZM42 103V102H41ZM39 104L40 106L42 105V104ZM44 103V104H45ZM63 103V104H64ZM71 103V102H70ZM108 103V102H107ZM109 103H110V107L109 108H107V109H110V108H112V109H110V110H112V111H117V110H119V108L117 109L116 107H112V105H111V102L109 101ZM163 103H164V105H163ZM178 103V102H177ZM26 104H24V105H26ZM37 104V105H38ZM53 104V103H52ZM66 104V103H65ZM73 103H71V105H72ZM82 104H77V102H75V105H73L74 107H76L77 105H80L81 107H83L82 106ZM87 104V103H86ZM100 104H101V102H100ZM99 103H98V105H100ZM104 104V103H103ZM102 104V105H103ZM144 103H143V105H144V108H145V105ZM179 105H181V103H178ZM198 104V105H197ZM11 105H12V107H11ZM58 105V104H57ZM91 105V104H90ZM87 106V107H92V106ZM93 105V104H92ZM96 105V104H95ZM97 105V106H98ZM126 105V106H125ZM133 105H135V104H133ZM137 105V104H136ZM152 105V104H151ZM16 108H15V107ZM49 106V105H48ZM54 105H50V107H52V109H51V112L54 114V116L53 117H56V118H60V116H58L57 114H58V111H59V109L60 110H62V108H67L66 107V105L64 106V107H62V108H60L59 106V109H56V107L54 108L53 107ZM70 107V108H74V107ZM80 106L77 108V110H80ZM116 106V105H115ZM118 106V105H117ZM122 106H121V108H122ZM125 106V107H124ZM184 106V108L183 109H185V105H183ZM198 106V107H197ZM205 106H206V108H205ZM35 107H37L36 105H35ZM34 107V108H35ZM43 108V110H44V106H42ZM86 107V109H90V108H87ZM93 107H94V105H93ZM99 107L100 106H98V109H99ZM102 107V106H101ZM104 107H106V106H103V109H105ZM108 107V106H107ZM130 107V106H129ZM128 107V108H129ZM143 107V106H142ZM141 107V108H142ZM147 107V106H146ZM162 107V108H161ZM182 107V106H181ZM214 107V108H215ZM31 108V109H30ZM69 108V109H70ZM133 108H135L136 109V107H133ZM133 108L131 109V108H129L130 110H132L133 112H131V113H129V112H126V110H123L122 109V116H123V114H125V112L126 113H129V118H131V120L133 121V119H135V123L137 122V123H139V125H140V123L142 124H144V118H143V115L145 114V113H147V116H149V117H151L150 115H148V112L147 111H145V113L143 114V115H140L138 112H139V110L138 109H136V110H133ZM143 108V109H144ZM153 108V107H152ZM164 108V109H163ZM204 108V109H203ZM223 108H225V109H223ZM23 109H24V111H23ZM30 109V110H29ZM38 109V108H37ZM68 109V108H67ZM66 109V110H67ZM75 109V108H74ZM74 109H73V111H74ZM107 109H105L106 111H107ZM149 109H151L150 107H149ZM161 109H163V111L161 110ZM34 110H36V109H34ZM46 110V109H45ZM44 110V111H45ZM65 110V111H66ZM91 110V109H90ZM108 111V112H111V111ZM137 110H138V112H137ZM144 110H147V108L146 109H144ZM144 110L142 111V112H144ZM155 110H158V108L156 109L155 108ZM164 110H166V111H164ZM204 110V111H203ZM37 111V110H36ZM64 110H62V112H61V114L62 113H64L63 112ZM73 111H70V112H73ZM75 111H76V109H75ZM81 111H82V109H81ZM88 111V110H87ZM86 111V112H87ZM92 111V110H91ZM100 111V110H99ZM102 111V110H101ZM104 111V110H103ZM106 111H104V112H106ZM125 111V112H124ZM149 111H151V110H149ZM201 111H203L205 114V116L202 114L203 112H201ZM60 112V111H59ZM76 112H78V111H76ZM85 112V113H86ZM90 112V111H89ZM93 112V111H92ZM96 111H94L93 113H95ZM114 112V113H115ZM124 112V113H123ZM137 112V113H136ZM153 112H155L154 110H153ZM157 112V111H156ZM188 112H190V111H188ZM220 112V111H219ZM22 113V114H21ZM65 113H68V110L65 112ZM74 113V112H73ZM80 113V112H79ZM79 113H77V114H79ZM98 113H100V112H98ZM112 113V112H111ZM117 113V112H116ZM116 113H115V115H116ZM190 113V114H191ZM36 114H37V112H36ZM38 114H39V112H38ZM90 114H91V112H90ZM106 114V115H105ZM103 116L105 117V118H107V116H109V115H107L108 113H105ZM118 114L119 115H121V110L118 112ZM150 114H152V113H150ZM68 115V116H67ZM67 115H65V118L64 119H62L61 120V118H60V121H61V123H63L62 121L64 120V123L65 122H69V121H72V124L70 123V124H66V125H69L68 126V128H69V130H70V132L68 131V130H66V132H64V130L62 129V133H60V134H62L61 136H60V134H59V138H58V133L57 134H55V133H52V135H53V137H54V134L56 135V139H58L57 140V143H58V141H59V143H58V145H57V143H56V141H55V143H56V145L55 146H53V147H55L57 150H55L56 151V154H52V155H55V159H54V161L55 162H59V161H63V160H61L62 159V155H63V152H62V149H64V147H65V145H64V143L65 142H67L66 144L69 146V150H68V153H66V154H68V159L67 158H64V160L66 159V160H68L67 162H65V161H63V162H65V164L67 163L69 166H67L66 167V169L65 170H68L66 173H65V181L63 182H61V180H63L64 178H63V175H61L59 178H61V180L58 178V176H59V172L58 173H54V174H50V172L51 171H54L55 172V170L57 171V167L54 169V168H51V171L50 170H48V168H50V167H48V163L47 162H50L51 161V159L49 158V160L50 161H48L47 160V162L46 161H43V159L45 158H39V161H40V163L42 162V163H44V162H46L47 164H45L44 163V165H41V166H45L46 165V167H42V169L44 168H46L47 170H48V173L50 174V175H47L48 173H47V170H41V172H40V174L38 173V171H37V173H38V175H39V177H40V175H41V178L40 179H42V181H40L38 184H40L41 182H42V184L41 185H39V187H42L43 189L42 190H37V188H38V185L36 186L35 185V183H33V182H35V180H30L29 181V179L31 178V179H33L34 178V175H37V174H34L33 172L35 171H31V170H33V169H31L30 170V172H27V169H29V167L27 168L26 166H25V164H23L24 165V167L25 168H27V169H25V170H20V168H22V167H19V169L16 167V169H13L14 168V166H10V167H13V168H10L9 167V163H8V165H6V166H8L9 168H7V170L6 169H2L3 171L4 170H6L5 172H4V176H6V177H3L2 176V174L1 173H3V171L0 173V199H1V203H0V264H77L78 262L79 263H81V264H105V261L107 262V261H111V260H113V262H111L112 264H177V263H179V264H184L183 262H185L186 261V253L188 254L189 252H190V247L187 245V243L189 244V242L191 241L190 240V238H192L191 236H190V234H188V233H184V234H187V236L189 235V237L190 238H186L185 237V235L183 236V234H181V233H179V232H175L174 230H176L175 228L177 227V224L175 223L174 224V221L175 220H172V218L171 217H169L170 219V221L171 222H168L169 223V225L171 226L170 227V233L172 232V231H174L173 233H176L177 234V236H180L179 238H175V237H177L176 235H174V234H171V235H174L172 238L173 239H170V241L168 240V243L166 244L167 246H166V248H165V243L164 242H166L167 240L166 239H168L167 237L168 236H170L169 234H168V232H166L168 235H167V237H166V239L164 238V240L162 239V235H160V236H162V237H160L159 236V238L160 239H162V240H160V239H158L157 241L158 242H156L155 240H153L154 238H157L158 237V235H157V237L156 236H153V238L151 237L152 235H155V233L152 231V230H150V228L151 227H148L147 229L149 230H147L148 232H146V233H144V234H147L148 233V236L147 237H145V239L144 240H146V244H149V245H151V247L153 246V248L151 249H144V250H142V247H140L141 249V251L139 250V243H141V241H143L142 240V234H143V232L144 231H146V230H144L145 229V227L148 225V226H150V225H152V224H147L146 226H145V224H144V221L141 219L142 217H141V213H138V215H134L135 214V211H136V213L137 212H140L139 210L140 209H137L141 204H143L144 202L141 200V198H142V196H146V194L145 195H143L144 194V189H145V186H144V189H141V188H143V187H140V189L141 190H139V182L141 181V179H140V181L138 180L139 178H137V181H139L138 182V184H137V186L136 185H132L131 183V185H129V184H125L126 185V187L129 185V186H133V187H137L138 188V190H139V194L140 195H142L141 197H140V202L142 201L143 203H141V204H139V200H135L134 198H135V196H134V202L132 203L133 205H132V207H135L137 210H135L134 208H130L129 206L131 205V202L132 201H127L128 199H126L125 200V198H126V196H122L121 194H120V192H122V190H124L126 193H127V191H129V192H131V190H128V189H123L122 188V190L119 192V191H117V194H120L122 197H121V200L124 198V200H123V206H122V204L120 203V202H118V203H120L121 204V206H120V204H118L119 206L117 207V203H115V202H117L116 201V193H112V190H111V192L110 193H107V194H109V196L110 197H113V200H115V202L113 201V200H111L110 199V197L109 196H106L105 195V191H106V189L105 188H107L108 189V185H105V186H107V187H105V188H103V186L102 187H100V182L99 183H97L98 181H100V177H101V174H100V177L99 178H97L96 179V181L97 182H95V178L94 177H96V175H94V172L92 171L93 169H91V171L90 172H88L87 174H84V172L86 173V171H83V175H85V176H83L81 173H82V171L80 172V166L79 167H77V164H76V162L78 161H80L81 162V160H75V158L77 159V156H76V154L74 155V151H72L71 153H70V151L71 150H73V149H71L70 147L71 146H75L76 145V148L77 149H79L80 150V148H82V149H84L85 151H86V154L87 155H89V158L88 157H86V160H90V162L93 160V163L94 164H97V163H95V161L94 160H96L97 158L95 157L97 154L95 153V151L94 150H92V148L89 146V145H87V142H86V140H85V138H82L83 136H81V135H85V134H87L88 132H86V130L85 129H83L84 128V126L81 128V130H79V127H77L79 124H78V122L77 121H75L74 120V117H72L71 116V118L70 119H67L68 117H69V115L70 114H67ZM71 115H73L72 113H71ZM79 115H82V114H79ZM79 115H74L75 117H77V116H79ZM86 114H84V116H85ZM88 116H89V113L87 114ZM86 115V117H88ZM94 115V114H93ZM128 115V114H127ZM192 115V114H191ZM200 115L203 117V119H201L200 118ZM38 116V115H37ZM40 116V115H39ZM37 117V118H41V116L40 117ZM47 116V115H46ZM58 116V117H57ZM63 116V115H62ZM100 116V115H99ZM98 115H97V117H99ZM103 116H101V117H103ZM112 116H114V115H112ZM125 117H126V115H124ZM147 116H145V117H147ZM157 116H158V114H157ZM159 116H161V115H159ZM186 116V117H185ZM199 116V117H198ZM42 117V118H43ZM64 117V116H63ZM80 117V116H79ZM103 117V118H104ZM180 117H181V119H180ZM193 117V119H195ZM197 117L198 118H200V119H197ZM260 117H262L261 119H262V121H259L258 123H257V119L258 120H261L260 119ZM14 118H19V121H17L16 120V123L14 122ZM35 118H36V116H35ZM37 118H36V120H37ZM41 118V119H42ZM55 118V119H56ZM78 118V117H77ZM77 118H75L76 120H77ZM80 118H83V115H82V117H80ZM100 118V117H99ZM112 118V117H111ZM114 118H115V120H114V122L115 121H117L118 120V118L119 117H115L114 116ZM133 118V119H132ZM155 118V117H154ZM160 118V117H159ZM169 119V121L167 120V119ZM188 118H189V116H188ZM205 118V119H204ZM20 119H21V121H20ZM34 119V118H33ZM32 119V120H33ZM38 119V120H39ZM45 119H44V121H45ZM66 119V120H65ZM71 119H73V120H71ZM87 119V118H86ZM157 119V118H156ZM165 119L167 120V121H165ZM31 119H29V121H30ZM35 120V119H34ZM33 120V121H34ZM35 120V122H37ZM91 120V119H90ZM104 120V119H103ZM102 120V121H103ZM112 120V119H111ZM130 120V121H131ZM41 121V120H40ZM59 120H58V122H60ZM94 121V120H93ZM100 121V120H99ZM99 121H97V123H99ZM101 121V122H102ZM110 121V120H109ZM109 121H108V123H109ZM119 121V120H118ZM129 121V122H130ZM132 121L130 122V124L132 123ZM158 121V120H157ZM161 121V120H160ZM57 122V123H58ZM67 122V123H68ZM100 122V123H101ZM111 122V121H110ZM146 122V121H145ZM82 123V122H81ZM80 123V124H81ZM86 123H89V122H86ZM91 123H94L95 124V122H91ZM147 123H148V121H147ZM162 123V122H161ZM160 123V124H161ZM181 123V122H180ZM179 123V124H180ZM184 123V122H183ZM186 123V122H185ZM188 123V122H187ZM3 124H2V126H3ZM15 124V126L16 127H14V126H12V125H14ZM23 124L24 125H28L27 126V128L29 129V131H28V129L26 128V126H24L25 127V129L28 131L27 132V134L28 135H25L26 134V132H25V129H23ZM30 124V125H29ZM83 124H84V122H83ZM94 124H93V126H94ZM107 124V123H106ZM133 124V123H132ZM82 125V124H81ZM91 125V124H90ZM96 125V124H95ZM98 125V124H97ZM97 125H96V127H95V129L97 128V130H99L98 128H102V123L101 124H99V127H97ZM104 125V124H103ZM117 125L118 124H116V122L115 123H112V125L110 126V130L112 131V133H114V130H115V128L117 127ZM157 125V124H156ZM155 125V126H156ZM163 125V124H162ZM199 125H197L198 127H199ZM42 126V127H43ZM56 126V125H55ZM59 126V125H58ZM107 126H108V124H107ZM122 126V125H121ZM160 126V125H159ZM187 126V125H186ZM244 126V127H243ZM61 127V126H60ZM59 127V128H60ZM63 127V126H62ZM88 127V126H87ZM106 127V126H105ZM133 127H134V125H133ZM147 127H148V125H147ZM154 127V126H153ZM173 127V126H172ZM1 128V127H0ZM67 128V127H66ZM65 128V129H66ZM94 128V127H93ZM100 128V129H101ZM109 128V127H108ZM131 128V127H130ZM187 128H188V130H187ZM194 128V129H193ZM242 128V129H241ZM243 128L245 129V130H243ZM255 128H256V130H255ZM41 129V128H40ZM47 129V130H46ZM50 129H51V131H50ZM55 129H57V128H55ZM61 129V128H60ZM59 129V131L61 132V130ZM102 129H104V128H102ZM144 129H145V127H144ZM149 129V128H148ZM164 129V128H163ZM254 129V130H253ZM23 130H24V133H23ZM43 130V129H42ZM82 130H85V131H82ZM137 130V129H136ZM160 130H161V126H160ZM159 130V131H160ZM246 131L245 132V138H249V140L247 139V140H245L243 137L241 138V135L243 136L244 134H242L241 133V131ZM58 131V130H57ZM56 131V132H57ZM58 131V132H59ZM93 131V130H92ZM91 130H90V132H92ZM110 131V132H111ZM174 131H176L175 129H174ZM173 131V132H174ZM220 131L222 132V133H220ZM242 131V132H243ZM157 132V131H156ZM44 135H43V134ZM103 133V132H102ZM176 133V132H175ZM178 133V132H177ZM194 133V134H193ZM247 133V134H246ZM121 134V133H120ZM161 134V133H160ZM174 134V133H173ZM68 135H70L69 137L70 138H72L71 140H69V142L71 141L72 143H73V145H72V143L70 142V144H68V141H66V137L68 136ZM156 135H159V133H156ZM163 135V134H162ZM167 135V134H166ZM176 134H174V136H175ZM179 135H181L180 133H179ZM263 135V136H262ZM122 136H124V134L122 135ZM171 136V135H170ZM44 137V138H45ZM68 137V138H69ZM151 137V136H150ZM176 137V136H175ZM178 137V136H177ZM47 138V139H48ZM52 138V137H51ZM94 138V137H93ZM132 138V137H131ZM163 139H165L166 137H162ZM162 138H160L161 140H163ZM167 138H168V135H167ZM54 139H55V137H54ZM53 139V140H54ZM83 139V140H82ZM100 135L98 136V138H96V141H95V144H94V147L96 148V149H98V146H99V142H100ZM156 138H154V140H155ZM158 139V138H157ZM177 139V138H176ZM219 139H221L222 141H219ZM243 139V140H242ZM263 139V140H262ZM49 140V139H48ZM94 140V139H93ZM109 140H110V138H109ZM113 140V139H112ZM135 140V139H134ZM138 140V139H137ZM160 140V141H161ZM169 140H170V138H169ZM172 140V139H171ZM170 140V141H171ZM175 140V139H174ZM245 140V141H244ZM50 141H51V139H50ZM50 141H49V143H50ZM84 141V142H83ZM133 141V140H132ZM132 141L130 142V143H132ZM180 141V142H181ZM33 142H34V144H33ZM52 142V141H51ZM83 142V143H82ZM106 142H109V141H106ZM165 142V141H164ZM181 142V143H182ZM187 142V143H186ZM210 142V144L211 145H208V143ZM221 142V143H220ZM48 143V144H49ZM54 143V142H53ZM118 143V142H117ZM135 143V142H134ZM148 143H150V142H148ZM220 143V144H219ZM223 143V144H222ZM47 144V145H48ZM136 144V143H135ZM135 144H134V146H135ZM154 144V143H153ZM170 144V143H169ZM213 144V145H212ZM219 144V145H218ZM248 144H249V146H248ZM50 145V144H49ZM109 145H111V143H109ZM216 145H218V150L216 149ZM248 146V148L250 147V145L252 146L251 148V150H253L252 152H254V153H250L251 151H249V154H248V156L246 157V155H247V153L248 152H243V151H245L244 150V146ZM44 146L42 147V148H44ZM113 146V145H112ZM140 146V145H139ZM142 146V145H141ZM179 146H180V143H179ZM180 146V147H181ZM192 146V147H193ZM206 146V145H205ZM222 146V147H223ZM225 146V147H226ZM52 147V146H51ZM92 147H93V145H92ZM115 147V146H114ZM117 147V146H116ZM115 147V148H116ZM119 147H121V146H119ZM161 147V146H160ZM48 148H49V146H48ZM47 147H45V149H48ZM73 148V147H72ZM75 148V150H77ZM112 148V147H111ZM139 148H141V147H139ZM157 148V147H156ZM170 148H172V147H170ZM177 148V147H176ZM175 148V149H176ZM181 148V149H182ZM211 148V149H210ZM215 148V149H214ZM247 148V147H246ZM263 148V151H261V149ZM15 149H19V150H17V152L18 153H21V157H20V155L18 156V158H17V161H14V159H16V158H13V156H14V154H15ZM22 149V150H21ZM33 149H34V151H33ZM53 152H54V150H53V148H50ZM94 149V148H93ZM109 150H110V147L108 148ZM142 149V148H141ZM203 149H204V147H203ZM65 150V149H64ZM63 150V151H64ZM67 150V149H66ZM65 150V151H66ZM79 150H77V151H79ZM101 150V149H100ZM121 150V149H120ZM125 150V149H124ZM127 150H128V153H129V158L130 159H132L133 160V145L131 146V144H129L128 145V148H127ZM156 150V149H155ZM158 150V149H157ZM183 150V149H182ZM188 150V149H187ZM211 150H214L213 151V154H212V151ZM249 150H250V148H249ZM41 151H44V149L43 150H41ZM46 151V150H45ZM48 151V150H47ZM52 151H50V152H52ZM115 151H116V149H115ZM180 151V150H179ZM184 151V150H183ZM182 151V152H183ZM189 151V150H188ZM210 151H211V153H210ZM239 151V152H238ZM246 151H248V149L246 150ZM97 152V151H96ZM103 151L101 150V153H99V155H101V154H103L102 153ZM123 152H125V151H122L121 152V154L123 153ZM205 152V151H204ZM225 152V151H224ZM224 152H222V153H224ZM42 153V152H41ZM41 153H39V154H41ZM55 153V152H54ZM77 153V152H76ZM79 153V152H78ZM81 153H82V150H81ZM84 153V152H83ZM107 154H110L111 152L110 151H108L107 150V152H106ZM113 153H115L114 151H113ZM112 153V154H113ZM119 153V152H118ZM127 153V152H126ZM128 153H127V155H128ZM180 153H181V151H180ZM219 153V152H218ZM228 152H226L225 153V155L227 154ZM51 154V153H50ZM66 154L64 153V155L63 156H66ZM106 154V155H107ZM112 154H110V156L112 155ZM123 154H125V153H123ZM131 154V155H130ZM183 154V153H182ZM192 154V155H193ZM203 156L205 155V154H203V153H201ZM228 154V155H229ZM29 155V154H28ZM42 155H43V153H42ZM44 155H47V154H44ZM80 155V153L78 154V156ZM143 155V154H142ZM186 155H188V154H186ZM190 155V154H189ZM202 155H199L198 157H200V156H202ZM222 155H224V154H222ZM225 155H224V157H225ZM228 155L226 156V157H228ZM232 155V156H231ZM236 155L234 156V157H236ZM40 156V155H39ZM48 156V155H47ZM46 156V157H47ZM81 156V155H80ZM104 156V155H103ZM114 156H115V158H116V155L114 154ZM117 156H119V155H117ZM141 156V155H140ZM206 156V155H205ZM41 157V156H40ZM49 157H51V156H49ZM82 157V156H81ZM80 157V158H81ZM101 157H102V155H101ZM101 157H99V158H101ZM107 157H109V155L108 156H106V158ZM122 157V156H121ZM128 157V156H127ZM139 157V156H138ZM167 157V156H166ZM190 157L192 158V156L190 155ZM209 157V158H210ZM220 157H223V156H220ZM219 157V158H220ZM230 157H228V158H230ZM257 157V158H256ZM53 158V157H52ZM88 158V159H87ZM95 158V159H94ZM97 159L98 160V162H99V160H100V162H101V159ZM103 158V157H102ZM113 158V157H112ZM111 158V162H127V161H125L124 160V158H122V160H115V158L114 159H112ZM118 158V157H117ZM136 158V157H135ZM170 158V157H169ZM42 161H41V160ZM46 159H48V158H46ZM46 159H44V160H46ZM78 159H79V157H78ZM83 159H84V157H83ZM204 158L202 157V161H201V159H199V161L200 162H203V164H204V160H203ZM221 159H223V158H221ZM225 159H227V158H225ZM224 159V160H225ZM104 160V159H103ZM127 160H129V159H127ZM132 160H130V161H132ZM138 160V159H137ZM166 160V159H165ZM171 160V159H170ZM190 160V159H189ZM216 160L217 159H214V161L216 162ZM219 160V159H218ZM228 160V159H227ZM230 160V159H229ZM231 160H233V159H231ZM230 160V161H231ZM85 161V160H84ZM135 162H136V160H134ZM145 161V160H144ZM178 161V160H177ZM191 161V160H190ZM195 161H197V159L195 160ZM206 161V163L205 164H207V162H208V160H205ZM214 161H209L210 163L211 162H214ZM236 161H235V159H234V161H231V162H235V164H236ZM21 162L23 163V160H21ZM20 162V163H21ZM24 162H25V160H24ZM36 162H38V160L36 161ZM69 162H70V164H69ZM73 162V163H72ZM86 163H84L85 165H88V162L87 161H85ZM105 162V161H104ZM110 162V163H111ZM139 162V161H138ZM153 162V161H152ZM162 162V161H161ZM222 162H224L223 160H222ZM241 162V163H240ZM247 162H250V164H251V166H250V169L248 168V170H247V168H246V164H248ZM52 163H53V161H52ZM92 163V164H93ZM102 163V162H101ZM106 163V162H105ZM105 163H102V165H104ZM110 163H108V164H110ZM132 163V162H131ZM169 163H171V161L169 162ZM218 163V162H217ZM230 163V162H229ZM228 163V164H229ZM3 164V165H2ZM39 164V163H38ZM38 164H33V166L34 165H36L35 167H37V165ZM56 164H58V163H55V165ZM82 164V163H81ZM90 164V163H89ZM92 164H90L91 166H90V168L92 167ZM100 164V163H99ZM114 164V163H113ZM117 164V163H116ZM133 164V163H132ZM137 164V163H136ZM202 164V163H201ZM221 164V163H220ZM228 164H226V165H228ZM234 164V163H233ZM241 164H245L244 166L245 167H243V166H241ZM249 164V165H250ZM2 165V166H1ZM13 165V164H12ZM29 165V164H28ZM53 165V164H52ZM101 165V166H102ZM112 164H110V166H111ZM134 165H135V163H134ZM209 166L208 167H206V166H204V169H208L211 165H212V163H211V165L210 164H208ZM213 165H218L216 168L214 167V166H212V167H210L209 169H211V168H213L212 170H215V171H212V174H213V177H214V175H216V173H217V175H216V181H220L219 183H221V181H222V186L220 185V184H218V182L217 183H215L214 182V184H218V185H220V188H217L216 187V185H214V188H213V191L217 188L218 190H219V192L221 191V189H224V185L227 187V185L228 184H224V183H228L227 181H226V179L228 178V176H226V175H224V174H220L219 172H221V168L223 169L224 167H222L221 165H219V164H213ZM232 165V164H231ZM238 165V164H237ZM20 166H21V164H20ZM32 166V167H33ZM63 166V165H62ZM81 166H84V165H81ZM96 166V165H95ZM94 166V167H95ZM106 167H107V165H105ZM118 166V165H117ZM128 166V165H127ZM131 166V165H130ZM203 166V165H202ZM202 166H201V168H202ZM221 168H220V167ZM225 166V165H224ZM263 166V168L261 169V167ZM39 169H40V164H39ZM48 167V168H47ZM58 167H61L60 165L58 166ZM65 167V166H64ZM86 166H84V168H85ZM94 167H92V168H94ZM98 166H96V168H97ZM112 167H113V165L111 166V170L110 171H112ZM120 167V166H119ZM179 167V166H178ZM206 167V168H205ZM240 167H242V168H240ZM248 167V166H247ZM4 168H5V166H4ZM34 168V167H33ZM83 168V170H85ZM87 168V167H86ZM90 168H88L89 170H90ZM105 168V167H104ZM114 168H116L115 167V164H114ZM118 168V167H117ZM140 168H141V166H140ZM220 168V169H219ZM1 169H0V171H1ZM24 169V168H23ZM38 169V170H39ZM52 169H54V170H52ZM82 169V168H81ZM101 170H104V172H106L105 171V169H103V168H100ZM109 169H110V167H109ZM124 169V168H123ZM204 169H202V170H204ZM225 169V168H224ZM243 171H242V170ZM244 169H246L247 171H245ZM63 170V169H62ZM87 170V169H86ZM98 169H96V171H97ZM118 170H120V169H118ZM129 170H130V168H129ZM160 170V169H159ZM217 170V171H216ZM218 170H219V172H218ZM95 171V170H94ZM113 171L114 172H112V175L114 174H116L115 173V170L113 169ZM139 171H141V170H139ZM137 172V173H140V172ZM150 171H152V170H150ZM163 170H161V171H158V174H161V173H163L162 172ZM181 171H183V170H181ZM180 171V172H181ZM239 171H241L242 173H244V174H242L241 172H239ZM97 172H99L100 173V170H98ZM103 172V174L104 175H106V173H104ZM132 172H134V171H132ZM153 172V171H152ZM155 172V171H154ZM184 172V171H183ZM187 172V171H186ZM207 172V171H206ZM209 172V171H208ZM222 172H224L223 170H222ZM246 172V173H245ZM52 173V172H51ZM99 173H95V174H99ZM109 173V172H108ZM107 173V174H108ZM111 173V172H110ZM109 173V174H110ZM120 173V172H119ZM121 173H123V172H121ZM125 173H127V172H125ZM167 173V172H166ZM6 174V175H5ZM34 174V175H33ZM103 174H102V177H103ZM135 174V173H134ZM144 174V173H143ZM145 174H147V173H145ZM149 174H151V173H149ZM155 174L156 173H154V174H152V177L154 178H156L157 176H155ZM157 174V175H158ZM187 174V173H186ZM186 174H185V176H186ZM191 174V173H190ZM201 174V173H200ZM206 174V173H205ZM52 175H53V177L55 176L56 178H57V180L55 179V178H53L52 177ZM74 176V180H72L73 182H70L71 181V177H69V176ZM94 175V176H93ZM123 175V174H122ZM126 175V174H125ZM154 175V176H153ZM161 175H163V174H161ZM160 175V176H161ZM181 175V174H180ZM222 175V176H221ZM243 175V176H242ZM32 176H33V178H32ZM48 176H51V177H49L48 178ZM92 176H93V178H92ZM119 176H121V175H119ZM128 176V175H127ZM126 176V177H127ZM148 176V174L146 175V177ZM164 176V175H163ZM191 176V175H190ZM203 176V175H202ZM206 175H204V177H205ZM217 176H218V178L220 179V177L219 176H221V179L219 180V179H217ZM227 177V178H224V177ZM30 177V178H29ZM97 177H98V175H97ZM133 177H135V176H133ZM149 177V181H150V175L148 176ZM147 177V178H148ZM169 177V176H168ZM168 177H166V179L168 178ZM176 177H178V176H176ZM180 177V176H179ZM7 178V179H6ZM52 180L51 178H53V179H55L54 181L56 182L57 181V183H58V181L61 183V185H58L57 186V184L56 185H54V184H51V183H49L50 181L48 180ZM105 178V177H104ZM107 178L109 179V177H108V175H107ZM105 179V181L106 180H108V179ZM144 177H142V179H143ZM183 178V177H182ZM185 178H188V176L187 177H185ZM237 178V179H236ZM66 179H67V181L68 180H70L69 182L70 183H68V184H65V182H66ZM102 180V182L104 181L103 180V178H101ZM111 179H113V178H111L110 177V180ZM116 179V178H115ZM120 180H119V182L120 181H123L124 179L126 180V178H124L123 180H121V178H119ZM132 178H129V181L131 180ZM136 178H134V180H135ZM163 179V178H162ZM165 179V180H166ZM203 179V178H202ZM204 179H206V178H204ZM215 179V178H214ZM214 179L212 178L211 179V177H210V181H214ZM48 180V181H47ZM127 180H128V178H127ZM146 180V179H145ZM145 180H143L142 181V184L140 183V185H144V183H146L147 182V180H146V182H145ZM153 180V179H152ZM161 180V179H160ZM172 180V179H171ZM183 180H184V178H183ZM30 183H29V182ZM31 181H33V182H31ZM39 180H37V182H38ZM74 181L76 182V184H74V185H76V187H74L73 186V183H74ZM109 181V180H108ZM107 181V183H109ZM112 181V180H111ZM113 181H114V179H113ZM116 181H118V179L116 180ZM132 181H133V179H132ZM136 181V180H135ZM154 181V180H153ZM177 181V180H176ZM196 181V180H195ZM198 181H199V179H198ZM202 181H205V180H202ZM226 181V182H225ZM52 182V181H51ZM55 182H53V183H55ZM84 182V183H83ZM115 182V181H114ZM114 182H112V183H114ZM119 182H115V185L118 183L119 184ZM126 182H128V181H125L124 183H126ZM154 182H156V181H154ZM161 182V181H160ZM159 182V183H160ZM197 182V181H196ZM62 183H64V184H62ZM122 183V182H121ZM148 183V182H147ZM151 183H153L152 181H151ZM151 183H149L150 185H151ZM157 183V182H156ZM156 183H153V184H156ZM162 183V182H161ZM187 183V182H186ZM201 183V182H200ZM59 184V183H58ZM135 184V183H134ZM149 184H147V185H149ZM184 184V183H183ZM191 184V183H190ZM190 184L188 185V186H190ZM197 184H199V183H197ZM233 184V185H234ZM238 184V185H237ZM52 185V186H51ZM102 185V184H101ZM104 185V184H103ZM114 185V184H113ZM149 185V187H152L153 185H151L150 186ZM185 185V184H184ZM203 185V187L204 188H202V191H203V189H205V188H207V186H208V188H210V185H207L206 187L204 186V184H202ZM201 185V186H202ZM206 185V184H205ZM233 185H232V187H233ZM50 186V187H49ZM110 186V185H109ZM119 186H122V185H119ZM155 186V185H154ZM158 186V185H157ZM162 186V185H161ZM163 186H165V185H163ZM170 186V185H169ZM174 186V185H173ZM195 186V185H194ZM67 187H73V188H75L74 190H73V188L71 189V188H67ZM135 187V188H136ZM156 187V186H155ZM186 187V186H185ZM191 187V186H190ZM192 187H193V185H192ZM231 187V186H230ZM111 188H113L112 187V184H111ZM111 188H109V189H111ZM115 188V187H114ZM128 188H131V187H128ZM147 188V187H146ZM158 188V187H157ZM164 188V187H163ZM166 190H167V192H169V187L167 186V184H166ZM165 188H164V191L166 192V190H165ZM168 188V189H167ZM184 188V187H183ZM189 188V187H188ZM188 188L187 189H185V190H187V192H190L189 190L191 189V190H193V189H195V188H189V190H188ZM207 188V189H208ZM39 189H41V188H39ZM67 189V190H66ZM69 189V190H68ZM105 189V190H104ZM198 189V188H197ZM207 189L205 190L206 192H207ZM212 189V188H211ZM217 189L215 190V191H217ZM239 189V188H238ZM16 190H18L19 192H17ZM96 190L98 191V193L100 194H97V196H95L96 195ZM136 190V189H135ZM135 190H133L134 192H135ZM152 191V188L151 189H149V191ZM172 190V189H171ZM176 190V189H175ZM175 190H174V195H173V192H172V194L171 195H173V197L175 198V197H177V195H175ZM178 190V189H177ZM199 190V189H198ZM209 190V189H208ZM226 190V189H225ZM241 190V189H240ZM38 191H39V193H40V191H41V193H42V191H44V192H46L45 194H44V192L42 193V196L40 195V194H38ZM70 192L71 194H68V195H66L67 193L66 192ZM108 191V190H107ZM110 191V190H109ZM147 191V190H146ZM154 191V190H153ZM155 191H156V188H155ZM162 191H163V189H162ZM161 191V193H163ZM178 191H180V190H178ZM199 191H201V190H199ZM204 191V192H205ZM213 191H212V193H213ZM214 191V192H215ZM223 191V190H222ZM227 191H229V189L227 190ZM233 191V192H234ZM19 193V194H17V193ZM119 192V193H118ZM133 192V193H134ZM157 192V191H156ZM158 192L160 193V191H159V189H158ZM166 192V194H168ZM192 192H194V190L192 191ZM205 192V193H206ZM210 192V191H209ZM233 192H232V194L231 195H234L235 197H236V193L234 192V194H233ZM37 193V194H36ZM66 193V194H65ZM102 193V194H101ZM133 193H128V194H133ZM147 194H148V192H146ZM179 192H177V194H178ZM199 194H200V192H198ZM215 193H217V192H215ZM215 193H213V195H212V198H213V196H215L216 194ZM223 193H226V192H224L223 191ZM229 193H231V191L230 192H228V194ZM63 194H65V196L63 195ZM114 194V195H113ZM123 194L124 195H126L124 192H123ZM127 194V195H128ZM137 194H138V191H137ZM183 194V193H182ZM189 194V193H188ZM187 194V196H189ZM190 194H191V192H190ZM207 194H209L208 192H207ZM211 194V193H210ZM210 194H209V196H210ZM218 195H216L215 196V198H213V200H217L218 198L217 197H219V195H221V193H217ZM242 194V195H241ZM241 194H239V195H237V197L238 196H244L245 195V193H241ZM244 194V195H243ZM247 194V193H246ZM99 195V196H98ZM112 195V196H111ZM130 195V196H131ZM136 195V194H135ZM159 195V194H158ZM183 195H185V194H183ZM192 195V194H191ZM204 195V194H203ZM203 195H201V197L203 196ZM224 195V194H223ZM222 195V197H224ZM61 196H63L64 198H63V200H60V197ZM108 197V200L109 201H113L114 203H115V205H114V203H113V207H112V204L109 206V207H107V208H110V210L108 209V211H107V213L109 212V214L107 215L106 214V210H105V207H106V205H105V199H106V197ZM119 196V195H118ZM137 196V195H136ZM150 196H153V194H152V192H151V195ZM163 195H161V197H162ZM115 197V198H114ZM137 197H139V196H137ZM148 197H149V195H148ZM156 197V196H155ZM160 197V196H159ZM160 197V198H161ZM165 197H166V195H165ZM168 197H169V199H168ZM168 197H166L165 199H167L166 201H165V203L163 202L162 204H161V201L159 202L160 203V205L158 204V202H154L153 201V203H155L156 205H159V207L158 206H155V204L153 205V206H151L152 208H150L149 206V208L150 209H153L154 208V206H155V210L153 209V211L152 212H154V215L155 216H159L160 215V217L161 216H163L164 214H170V215H172V213L174 214L175 213V215L177 214V217H180V219L181 220H186L185 222H187V219H188V222L191 224L192 223V225H193V222H192V220H194L196 217H197V215H199V212L200 213H202L201 211H199V209H197L196 207H198L199 208V204L201 203V202H199L198 200H199V198H201L200 196L198 197L197 195L195 196L196 198L198 197V200H196L197 202H199V204L196 206V205H194L195 206V209H196V211L198 212V214L196 213V211H194L193 210V212H195L197 215L196 216H194L195 214H189V212H191V211H188V210H186V211H188V212H186L185 211V213H188L189 214V217H187V215L185 216V215H182L181 213H183V211L181 212L179 209H177V211H175L174 212V208L172 209L171 207H170V205L172 206V202L174 203L175 202V200L174 201H172L173 200V197L172 196H170V194H169V196ZM180 197V196H179ZM194 197V196H193ZM221 197V198H222ZM230 197H233V196H230ZM236 197V198H237ZM249 197H247L248 199H250ZM43 198V199H42ZM46 198V200L47 199H49V200H47L48 202L46 203V202H43V203H45L47 206H48V209H45V204L43 205V203H41L42 202V200L44 201V199ZM119 198H120V196H119ZM128 198V197H127ZM153 198V197H152ZM157 198H158V196H157ZM159 198V199H160ZM178 198V197H177ZM181 198H183V197H181ZM181 198H180V201H181ZM185 198V197H184ZM184 198L182 199V200H184ZM189 197H187L186 199H188ZM191 198V197H190ZM205 198V197H204ZM212 198H210L209 200L211 201L212 200ZM217 198V199H216ZM239 198V197H238ZM24 201H23V200ZM61 199H62V197H61ZM117 199H118V197H117ZM131 199V198H130ZM164 199V200H165ZM234 199L235 198H233V201H234ZM107 200V199H106ZM120 200V201H121ZM132 200V199H131ZM157 200V199H156ZM189 200V199H188ZM190 200H192V199H190ZM195 200V199H194ZM193 200V201H194ZM202 200H204L203 198H202ZM206 200V199H205ZM222 200H226V198L224 199V198H222ZM221 200V201H222ZM237 200H239V199H236V201ZM240 200H243L242 202H243V204L245 203V204H247L248 203V201L246 202V200H244V197L243 198H241ZM119 201V200H118ZM136 201V202H135ZM172 201V202H171ZM180 201H179V204H176V206L177 205H180V208H181V206L183 205V204H186V202H184V201H182V202H184L183 204H181L180 203ZM192 201V202H193ZM195 201V203H197ZM219 201V200H218ZM220 201V202H221ZM232 201V200H231ZM228 202V203H233V202ZM111 202H109V203H111ZM128 202H130V203H128ZM138 202V205L136 204ZM176 202H177V200H176ZM239 202V201H238ZM241 202V201H240ZM60 203H61V205H60ZM188 203V202H187ZM189 203H191V202H189ZM227 203V204H228ZM107 204V203H106ZM168 204H170L169 206H168ZM213 204H215L214 202H213ZM213 204L211 203V205L213 206ZM216 204H219V203H217L216 202ZM221 204H222V202H221ZM220 204V205H221ZM226 204V205H227ZM233 204H236V203H233ZM232 204V205H233ZM163 205V206H162ZM174 205H175V203H174ZM191 205H192V203H191ZM220 205H217L218 207L220 206ZM242 205V204H241ZM25 208V209H22V210H24V211H26V212H21L22 210H21V208H23V207ZM47 206H46V208H47ZM60 206V207H59ZM147 206V205H146ZM146 206H144V204L141 206L142 208H141V212H142V209L144 208V207H146ZM186 206H188V204L186 205ZM185 206V207H186ZM194 206H192L193 208H194ZM206 206V205H205ZM208 206V205H207ZM229 206V205H228ZM237 206V205H236ZM249 206L250 205H248V208H249ZM112 207V208H111ZM117 207V209L118 208H120L121 210H122V212H121V214L117 217V215L119 214L118 212V214L117 215H115V213H113V211H114V209ZM160 207H162V208H160ZM170 207V208H169ZM175 207V206H174ZM184 207V206H183ZM217 207V208H218ZM251 207V206H250ZM27 208V209H26ZM83 208L85 209V211L83 210ZM128 208H130V209H134V210H129L130 212H132V211H134V213H130V212H128L127 213V210H128ZM149 208H147L146 207V210L147 209H149ZM160 208V209H159ZM178 208H179V206H178ZM189 208L191 209V207L189 206ZM189 208H187V209H189ZM206 209H207V207H205ZM205 208H203V209H205ZM213 208V207H212ZM228 208V207H227ZM241 208H245V206L243 205V207H240L239 209L242 211H240V213H243V212H245L244 210H247L248 211V209H241ZM13 211H12V210ZM117 209H115V210H117ZM119 209V210H120ZM145 209V208H144ZM143 209V210H144ZM168 209H172L171 210V212H170V210L168 211ZM183 209H185V208H183ZM182 209V210H183ZM201 209V208H200ZM205 209V211H207ZM214 209V208H213ZM229 209L231 210L232 208H230L229 207ZM12 211L13 212V214L12 213H9V211ZM19 210H20V212H19ZM120 210V211H121ZM145 210V211H146ZM159 210H160V213H158L159 212ZM176 210V209H175ZM178 210H179V212H181V213H179V216H178ZM249 210H251V208H249ZM118 211V210H117ZM156 211H158L156 214H155V212ZM215 211H217L216 209L213 211V212H215ZM232 211V210H231ZM246 211V212H247ZM252 211H253V209H252ZM255 211V210H254ZM148 212V211H147ZM147 212H145L146 213V215H148L147 214ZM150 212V211H149ZM208 212H209V209H208ZM213 212H209V215H210V213H213ZM218 212V211H217ZM221 212H223L222 210H221ZM221 212H219V213H221ZM230 212V211H229ZM248 212H251V211H248ZM247 212V213H248ZM15 213V214H14ZM28 213V214H27ZM54 213L56 214V216L54 215ZM98 213V217L96 218V216H94V218L92 217V215L93 214H97ZM113 213V214H112ZM132 214V216H133V218H134V216H137L136 218H138V216L140 217V221H141V223H143V224H140V227L139 226H136V223L135 222H138V221H134L133 219V221L130 219H127V216H129L130 214ZM143 213V212H142ZM184 213V214H185ZM223 213H226V212H223ZM232 213V212H231ZM235 213V212H234ZM254 213H256V212H254ZM254 213H253V215H254ZM23 214V215H22ZM91 214V215H90ZM217 214V213H216ZM233 214V213H232ZM244 214V213H243ZM242 214V215H243ZM251 214V213H250ZM249 214V215H250ZM14 215L16 216V215H18L17 217L19 218V221H18V219H14V220H11L12 218H9V217H13L14 218ZM22 215V216H21ZM104 215L106 216V218L104 217ZM145 215V214H144ZM143 215V216H144ZM153 214L151 213L150 215H148L147 217V219H151L152 220V216ZM175 215L173 216V217H175ZM215 214H213V216H214ZM234 215V214H233ZM233 215H231L230 213H226V217L225 218H228V219H230L231 218V216H233ZM236 215V214H235ZM252 215V214H251ZM257 215V214H256ZM21 216V217H20ZM112 216H116V218H118L117 219V221H115L114 220V217H112ZM132 216L130 217V218H132ZM183 216V217H182ZM211 216H212V214H211ZM223 216H225V214L223 215ZM237 216V215H236ZM160 217L158 218V220H159V223L158 222H156L157 224H160V222H166V220H165V218H161L160 219ZM177 217H176V219H177ZM187 217V219H185ZM195 217V218H194ZM203 216H199V217H197L199 220H198V222L200 223H198V227H199V225H204L203 223H202V220H201V218H202ZM204 217H206L205 215H204ZM203 217V218H204ZM208 217H210V216H208ZM222 217V216H221ZM235 217V216H234ZM255 217V216H254ZM87 218H89L92 222H90V224H88L87 223ZM96 218V219H95ZM115 218V219H116ZM135 218V219H136ZM167 218H168V216H167ZM166 218V219H167ZM196 218V219H197ZM207 218V217H206ZM205 218V220H203V222L205 221L206 223H207V221H209V220H207V219H209V218H207L206 219ZM213 218V217H212ZM217 218H218V216H217ZM223 218V217H222ZM221 218V219H222ZM224 218V219H225ZM237 218V217H236ZM240 218V217H239ZM242 218H244V220H246L247 219V216H246V219H245V217L243 216ZM250 218V217H249ZM253 218V217H252ZM111 219H113L114 221H112ZM120 219V220H119ZM122 219V220H121ZM145 219H146V217H145ZM221 219H218L219 221H221ZM223 219V220H224ZM228 219H226V221L227 222H229V221H232L231 219L230 220H228ZM258 219H260V221H258ZM16 220V221H15ZM52 220V224H49V222ZM131 221V226L133 227V225H134V223H135V225H134V227L133 228H135L136 229V227H139V229L138 230H134L135 232L137 231V234L138 235H140V231L142 232V234L138 237L139 239L138 240H136L135 241V236H137V234H134L135 236H134V238H131V237H129V230H132V229H129V230H127L128 229V227H127V229H126V227H125V224H127L126 223V221ZM136 220H138V219H136ZM157 220V219H156ZM178 220H179V218H178ZM222 220V221H223ZM237 220H241V219H237ZM252 220H254V219H252ZM251 220V218H250V221H252ZM119 221H121V222H119ZM196 221L197 220H195L194 222L196 223ZM234 221H235V219H234ZM19 222V223H18ZM145 222H146V220H145ZM147 222H149V221H147ZM146 222V223H147ZM151 222V221H150ZM153 222V221H152ZM184 222V223H185ZM204 222V223H205ZM226 222V223H227ZM241 222V221H240ZM246 222H248L247 220H246ZM51 223V222H50ZM140 223V222H139ZM179 223V222H178ZM236 223V222H235ZM238 223V222H237ZM248 223H250V222H248ZM138 224V223H137ZM186 224V227L188 228V226H187V223H185ZM218 224V223H217ZM229 224V223H228ZM232 225H231V228H226L227 230L229 229L230 231H227V236H228V232H229V236L231 237V238H229V236H228V238H229V241H232V240H230V239H235L236 240V238H233V235H234V230H235V226H236V224L235 225H233L234 223H231ZM242 224V223H241ZM108 225V226H107ZM128 226H130L129 225V223L127 224ZM139 225V224H138ZM142 225H144V226H142ZM176 225V226H175ZM179 225V224H178ZM191 225V226H192ZM225 225H227V224H225V220H224V226L222 227V228H224L225 227ZM248 225V224H247ZM246 225V226H247ZM105 226H107L108 227V231H109V233L110 234H108V232L107 231H105L104 229H107ZM131 226L129 227V228H131ZM157 226H159V225H157ZM195 226H197V225H195ZM195 226H194V229H195ZM229 227H230V224L228 225ZM238 226H239V224H238ZM245 226V225H244ZM258 226V227H259ZM87 227H90V228H87ZM185 227V228H186ZM198 227H196L197 229H198ZM205 227H210V226H208V223H207V226H205ZM214 227V231L215 232H219V231H216L215 230V224H213V225H211V227L209 228V230L212 232V230H211V228H213ZM219 227V226H218ZM237 227V226H236ZM159 228V227H158ZM167 228V227H166ZM165 228V230L167 231L168 230V228H169V226H168V228L166 229ZM181 228H182V230H183V227H181V225H180V227L178 226L177 227V229H179L181 232H182V230H181ZM190 228V227H189ZM202 228V227H201ZM217 228V227H216ZM221 228V229H222ZM239 228H240V231H242V233L245 231L244 229H242V227H240L239 226ZM250 228V227H249ZM87 229H90V232H92V231H96L97 232V238H95V239H92V240H90V241H87L88 243H85L84 242V230H85V232L87 231ZM163 229H164V227H163ZM163 229H160V230H162L163 231ZM203 229V231L204 230H206V229H208V228H202ZM219 229H220V227H219ZM218 229V230H219ZM220 229V230H221ZM234 229V230H233ZM237 229V228H236ZM242 229V230H241ZM254 230V232H258L259 233V231H257L255 228H253ZM99 230V231H98ZM157 230H159V229H157ZM190 230V229H189ZM189 230H188V232H189ZM191 230H193V226H192V228H191ZM199 230V229H198ZM197 230V231H198ZM208 230V231H209ZM247 230V229H246ZM256 230V231H255ZM139 231V232H138ZM162 231H160V232H162ZM176 231H178V230H176ZM186 231V230H185ZM196 231V230H195ZM201 231V230H200ZM200 231H198V232H200ZM213 231V232H214ZM251 231V230H250ZM252 231V232H253ZM48 232H52V235H51V237H48V235L50 234H48ZM89 232V231H88ZM134 232V233H135ZM153 232V234H151ZM163 232H165V231H163ZM191 232V231H190ZM197 232V233H198ZM205 232H207V230L205 231ZM205 232H203L204 234H205ZM248 232H249V229H248ZM105 233H107V235H105L104 236V234ZM166 233H164L165 234V236H166ZM194 233V232H193ZM192 233V234H193ZM197 233H195V234H193L192 236H193V239H195V236H196V234ZM219 233H221V231L219 232ZM219 233H213V234H215L214 236H217L216 234H219ZM256 233L254 234V235H256ZM258 233H257V235H258ZM262 233H263V230H262ZM88 235H89V233H87ZM128 234V239H126L125 240V237H126V235ZM130 234H131V232H130ZM132 234H133V230H132ZM160 234H162V233H160ZM163 234V235H164ZM180 234V235H179ZM203 234V235H204ZM208 234V233H207ZM241 234V233H240ZM244 234V233H243ZM242 234V235H243ZM260 234V233H259ZM149 235H151L150 237H149ZM199 235L201 236L202 234L201 233H199ZM198 235V236H199ZM210 235V234H209ZM208 235V236H209ZM221 235H222V233H221ZM221 235H219V237L217 236V238H215V237H213V239L214 240H212V243L213 244H216L217 242H221L219 239L221 238ZM241 235V236H242ZM90 236V235H89ZM92 236V235H91ZM146 236V235H145ZM205 236V235H204ZM244 236V235H243ZM264 235L262 234V236L261 237H263ZM126 237V238H127ZM133 237V236H132ZM171 237V236H170ZM184 237H185V240L187 239V241H185L184 240ZM235 237V236H234ZM248 237V236H247ZM259 237V236H258ZM75 238H77V242L79 243V245H78V243H77V245H76V243L75 244H73L74 243V241H76V239ZM137 238V237H136ZM219 238V239H218ZM243 237H241V238H239V239H242ZM254 238V237H253ZM257 238V237H256ZM73 239V242L71 241L70 242V240H72ZM75 239V240H74ZM89 239V238H88ZM133 239V240H132ZM208 239V238H207ZM222 240H223V243H224V241H225V239H223V237L221 238ZM239 239L237 240V241H239ZM250 239V238H249ZM249 239H245L246 241L247 240H249ZM251 239H252V235H251ZM255 239V238H254ZM253 239V240H254ZM262 239V238H261ZM86 240V239H85ZM127 240H129V241H127ZM131 240L132 241H134L133 242V244L131 245ZM160 240V241H159ZM166 240V241H165ZM188 240H190V241H188ZM245 240H244V243H245ZM259 240V239H258ZM263 240V239H262ZM139 243H138V242ZM184 241L185 242H187V243H185L184 244ZM193 241V240H192ZM198 240H196V242H197ZM237 241L235 242L234 241V244L235 245H237L238 243H237ZM256 241V240H255ZM254 241V242H255ZM261 241V240H260ZM264 241V240H263ZM111 242V243H110ZM137 242V243H136ZM144 242V241H143ZM143 242L141 243V245L140 246H143ZM163 242V243H162ZM194 242V241H193ZM228 242V241H227ZM240 242H243V241H240ZM249 242V241H248ZM253 241H251L250 243L251 244H254V243H252ZM257 243H255V248H256V251H259L260 249L262 250V248H263V250H264V243L262 244V245H256V244H258L259 242L258 241H256ZM72 243V244H71ZM97 243H99V245H100V243L102 244L103 243V245L106 247V249H107V246L109 245V244H112L113 243V245H111V247L113 248L112 249V251H110L109 250V248L107 249V251L105 250V247L104 246H102V245H100V247H103L102 249H104L105 251L104 252H102L100 249H98L99 251H97V248H98V244ZM129 243H130V245H129ZM178 244V246H176V244ZM180 243V244H179ZM191 243V242H190ZM197 243H199V242H197ZM197 243H195V244H197ZM247 243V242H246ZM261 243V242H260ZM97 244V245H96ZM108 244V245H107ZM125 244H127L128 245V248L130 247V249L128 250V253H127V250H125L126 251V253H124L125 255H123L122 256V252H124V251H120L121 249H123L124 247H125ZM145 244V245H146ZM161 244V245H160ZM163 244V245H162ZM175 244V245H174ZM193 244V243H192ZM217 244H219V243H217ZM216 244V245H217ZM230 244V243H229ZM240 244V243H239ZM242 244V243H241ZM240 244V245H241ZM251 244H247V245H250L251 246ZM156 246V250L154 249V247ZM180 245V246H179ZM200 245H204V243L202 244V241H201V244ZM222 245V244H221ZM231 245V244H230ZM229 245V246H230ZM246 245V244H245ZM77 246H79V247H77ZM95 246H97V248H96V251L97 252H99V253H97L96 251H95V249H94V247ZM123 246V247H122ZM146 246H148V245H146ZM162 246H164V247H162ZM224 246H226V243H225V245ZM233 246V245H232ZM253 246V245H252ZM174 247H176V248H174ZM177 247H180V248H177ZM206 247V246H205ZM210 247V246H209ZM235 247V246H234ZM119 248H120V250H119ZM164 248H165V250L166 249H171V251L173 252V255L172 256H168L166 253H165V251H164ZM241 248V247H240ZM244 248V247H243ZM242 248V249H243ZM248 248V247H247ZM156 251H154V250ZM253 249V248H252ZM116 250H118L117 252H116ZM124 250V249H123ZM151 250V251H150ZM152 250H153V252H152ZM164 251V254H165V256L164 257H166V259L164 260V258H162L161 257V254L159 255V253L156 255V253H157V251L159 252V251ZM189 250V251H188ZM202 250V249H201ZM120 251V252H119ZM204 251V250H203ZM203 251H200V254H202V252ZM218 251V250H217ZM250 250H247L246 252H249ZM102 252V253H101ZM186 252V253H185ZM211 252V251H210ZM240 252H241V250H240ZM239 252V253H240ZM246 252L244 253L246 256V258H247V255L248 254H246ZM253 252V251H252ZM252 252H250V253H252ZM122 253V254H121ZM154 253H155V255L157 256H153L154 255ZM181 253H183V255L181 254ZM196 253H197V250H196ZM199 253V252H198ZM198 253H197V255H198ZM203 253H205V254H207L206 252H203ZM209 253V252H208ZM232 253V252H231ZM239 253H237V254H239ZM254 253V252H253ZM252 253V254H253ZM256 253V252H255ZM180 254H181V258L180 259H178V257H180ZM185 254V255H184ZM191 255L190 256H192V254H193V256H194V252L192 253V251H191V253H190ZM236 254V255H237ZM244 254H243V257H244ZM159 255V256H158ZM162 255H163V252H162ZM204 255V254H203ZM241 255H242V253H241ZM251 255V254H250ZM260 254H258L257 256H256V258H257V260L259 261V259H258V256H259ZM73 256H75L76 258L77 257H79V260L77 261V260H74L73 259ZM125 256V257H124ZM134 256L136 257H138V260L137 259H135L134 258ZM168 256V257H167ZM183 256L185 257V260L184 259H182L183 258ZM192 256V257H193ZM199 256V255H198ZM198 256H195V257H193V258H198ZM249 256V255H248ZM187 257H189V256H187ZM240 257V256H239ZM238 257V258H239ZM260 257V256H259ZM80 258H81V260H80ZM99 258H102V260H100ZM155 258V259H154ZM161 258L164 260H161ZM235 258H236V256H235ZM238 258H236V259H238ZM97 259L99 260V261H97ZM148 259H150L151 261H149ZM153 259V260H152ZM181 259H182V261H181ZM199 259H201V255H200V258ZM198 259V260H199ZM264 259V258H263ZM242 260V259H241ZM162 261H163V263H162ZM197 261V260H196ZM238 261H240V260H238ZM256 261V260H255ZM255 261H253V259H252V262H253V264H255L256 262ZM107 263V264H111V263ZM187 262V261H186ZM185 262V264H187ZM232 262H234V264H236L235 263V261H233L232 260ZM231 262V263H232ZM255 262V263H254ZM263 262H264V260H263ZM262 262V263H263ZM190 263H191V261H190ZM220 263V262H219ZM258 263V262H257ZM188 264H189V261H188ZM191 264H193V262L191 263ZM194 264H195V261H194ZM196 264H199V262L198 263H196ZM215 264V263H214ZM258 264H260V262L258 263Z\"/></svg>",
    "mask_w": 264,
    "mask_h": 264
},
{
    "label": "rangeland",
    "instance_id": "374dc122",
    "mask_svg": "<svg viewBox=\"0 0 264 264\" xmlns=\"http://www.w3.org/2000/svg\"><path fill=\"white\" fill-rule=\"evenodd\" d=\"M6 1H8V2H6ZM6 1H5V3H6L7 5L3 3V0H2V1L0 0V2L5 6L4 8L6 9V7H7L6 10H8V14H10V15H8V17H10V18L6 19V21L8 22V20H10V19H12V18H14V17H17L18 14H15V16H14V13L10 12L9 9H12L11 6H13V4H12V3L10 4L11 0H6ZM9 1H10V2H9ZM13 1H14V0H12V2H13ZM29 1H30V0H16V3H15V4H17V5H16V7H17V11H16V12H18V13H22V12L24 11L25 13H30L29 11H26V10L32 7L34 10H31V11H33V12H32L33 14L31 13V14H30V17H32L31 15H33V17H34V21H35L36 19H39V21H37V23H34L33 25H32V24L27 25L30 29H29L27 26H25L26 28H28L27 30L30 31V33H29V35H28V33H27L28 31H26V32L23 33V37H22V35H21V38H22L21 41H22V43H21L20 40H19V39H20V34H21V33H18V34H17V32H13V31L11 32V30L9 29V28H10V25H9V26L7 25V26H8L7 28H8L10 31L8 32V30H6L7 28L5 29V32H4V33H6L5 35H6L7 37L4 36V40H5V38H6V40L9 41V39H10L11 37L9 36V37H10V38H9V37H8V34L13 36V33H14V37H12V39L14 38L15 40H17V41H15V42H17L18 45L16 44V46H17L16 48H17V49L14 48V47H15L14 39H13V41H12V39H11L10 41H12V43H14V44H12L14 47H11L12 45H9L11 42L8 43L7 41H4V42L2 43V46H4V48L6 47L5 50H7V49H9V48L11 47V49H10V50H11V53H12V51H14V52L17 51L18 53L16 52L17 55H16V54H15V55L12 54V56H11V55L8 56V55H9V53H8L9 50L6 52V54H8V55H4L5 50H4V51L2 50L3 52H2V54H1V56H0V59H2L0 63H3V62H4V57H5V56H7V57L17 56V58H18L19 55H20V57H21L22 59H21L20 57H19V58H20L21 60L24 59V61H22L21 63H23L25 67H26L27 65H29V67L26 68L27 70L24 69L25 67L23 68V64H22V66H19L18 68L22 67V69H21L20 73L17 74V75H20V76L22 77V79H20V76H19V80H20V81L22 80V82H21L22 84H24V83L26 82V83L23 85V86H24V89H21V88H20V87L22 86V84H21V86L18 87L17 89H19L20 91L22 90L23 92H26V91H27V92H26L27 95H25V94H23V93H20L18 90H17V92H14V93H13L14 89H12V91H10L11 86L13 85V82L11 83V81H13L12 78L16 77L15 74H14V73H15L14 71L17 72V70H16L17 67H16V68H13V67L16 66V64H15V66H14V63H12V62H17V61H18L16 57H15V59H14L12 62H9V59H8L7 57H5V59L7 58L8 60L6 59L5 61H7V62H4V63L2 64V67H0V68H2V70L5 68L4 66L7 67L6 69H8V67H11V68H9V69L7 70L8 73H7V71H4V72H5V77H7V78H5V77L3 78V80L5 79V85L3 84V86H5V87H4L5 92H4V91H1V90H3V89H1V90H0V95L3 93V94H2V96H3L5 93L7 94V92H9L8 95L11 94V96L14 94V96H13V97H15L14 100L17 99V98H19V101H18V100H16V101H13V100H12V101H11V99L13 98V97H12V98L10 99V101H11L10 103H12V105L15 104V106H16V103H17V101H18V103H17L18 106H16V107L19 108V106H20L19 103H21V104H22L21 106H25V108H24L25 110L27 109L26 106H27L28 104H29L28 106H30V105L32 106V104L35 103V105H36L37 107H35V105H33L32 107L30 106V107L33 108V109L30 108L31 110L29 109L30 111H29V113H28V115H29L30 113H32V110H33V113H34V111H35L34 116H33V114H30V116H31V115H32V116H31L30 118H29V116H27V117H28L27 120H28L29 123L31 122V125H32V124H35V123H38V127H39L40 123H43V122H44V123L41 125V127H39V129L37 130V131H40V132L42 131L43 133H44V128L46 127V126H43V125H44V124H45V125H48V124H47V123H48V122H47L48 119L46 120L41 114L46 113V114H45V117H48L49 114H50V117H51V115L54 116V114L51 112L52 107H50V105H54V106L56 105V106H57V107L55 106L56 109H59V107L62 108V107H64L65 105H66V107L68 106V107H67L68 109H67V108H65V109L62 108V110H64V111L67 109V110H68V113H65V112L67 111V110H66L65 112L63 111L64 113L61 114L62 110L59 109L60 112L58 111V114H57V115L60 116V118H61V120H62V119L65 118V115L70 114L69 117H68L67 119H70L71 116H72V117H74V120H75V121H77V122L79 121V122H78L79 125L77 126V127H79V130H81V128L84 126L83 129H85L86 132H88V133L85 134V135H81V136H83L82 138H85V140H86V142H87V145H89V146L91 145L90 147L92 148V150H94V151L96 150V151H97V152L95 151V153L97 154L95 157L98 159V158L101 157V155H102L103 158L101 157V158H99V159H101V162H102V163H105V162H106L104 165H102V163L100 162V160H99V162H98V160L96 159V160H94V161H95V163H97V164H94V163H93V160L90 162V160L88 159V158H89V155L86 154V151H85L84 149L80 148V150H79V149L76 148V145H75V146H71L70 148L73 149V150H71L70 153H71L72 151H74V155L76 154V156H77V159L75 158V160H76V161H77V160H81V162H80V161H79V162H78V161L76 162V164L78 163V164H77V167L80 166V172L82 171L81 174L83 175V171H86V173L84 172V174H87L88 172L91 171V169H93L92 171L94 172V175H96V177H94V178H95V182H97L96 179L99 178V177H100V174H101V177L99 178L100 181H98L97 183L100 182V183L102 184V185L100 184V187L103 186V188L107 187V186H105V185H108V189L105 188L106 191L104 192L106 196H109V194H107V193H110L111 190H112V193H116V201H117V202H115V200H113V197H110V196H109V197H110V199L112 198L111 200H113L115 203H117V207L119 206L118 204H120L121 202L123 203V200H124L125 197L121 200V197H122V196H126L125 200L128 199L127 201H129V200L132 201V202H131V205H130L129 207H130V208H134L135 210L140 209V210H139L140 212H137V213H136V211H135V214H134V215H138V213H141V214H142V215L140 214L141 217H142L141 219L144 221L145 226H146L147 224H149V225L152 224V225H150V226L147 225L146 227H145L144 225H142V226L145 227L144 230H146L148 227H151L150 230H152L154 233L156 232L155 235H152V236L149 235V237L151 236V237L153 238V236H156V237H157V235H158L157 238H154V239H153V240H155L156 242H158L157 240L160 239V238H159L160 235L163 236V237L160 236V237H162L163 240H164V238L166 239V237H167L168 234L171 236V237H170V236L167 237V238H168V239H166L167 241L165 240V241H166V242H164V243H165V244H164V245H165V248H166V246H167L166 244L168 243V240L170 241V239H173L172 237H173L174 235L177 236V234H176L177 232L183 234V236L185 235V237L187 236V234H184V233H188V234H190V236H191L192 238H190L189 235H188L186 238H190L191 241H190V240H188V241H190L191 243L189 242V244H188L187 242H185V241H187V239L185 240V237H184V240H185V241H184V244L187 243V245L190 247V252H189L188 254L185 252V253H186V261H187V262H186V261H185V262H186L187 264H188V261H189V264H191L192 262H193V264H194V261H195V264L198 263V262H199V264H214V263H215V264H234V262H232V260L235 261V263L237 262L236 264H253L252 259H253V261L256 260V261H255L256 263L254 262L255 264H258L259 262H260V264H264V262H263V260H264V259H263V258H264V250H263V248H262V250L260 249L259 251H256V248H255V243H257L256 241L259 242V243L256 244V245H262V244L264 243V241H263V240H264V236L261 237L262 234L264 235V229H257V228H261V227L258 225V224H260V222H261L260 219H258V221H260V222H257L258 224H256V227H257V228H256V227H253V226L255 225L254 222H255L256 216H257V218H258V216L261 217L260 214H259V212H258V211H259V210H258L259 208H258V209H257V208H254V207H252L253 204L251 205V204L249 203V202L251 201V199H252V198H250V197L248 196V195H249V187H247V188L244 190L245 192H241V191H243L242 188H240L239 186H237L236 189L239 190L240 193H236V190H235V191L232 190V189H235L234 186H235L236 183H235V184L233 183L234 185H233L232 183L229 185V183L231 182V181L229 182V180H230L229 178H232V176L234 177V175H236L237 178H239L238 176H241L240 174H238V171H236L237 167L240 166V164L238 163V161H236V160L238 159V158H237L238 155H236L237 153H236V154L234 153V156L236 155V157H234V156L231 155V156H232V158H231V157H230V154H229L230 151H229L228 147H227L226 145H224V146L222 145L223 147L221 146V148H219V149H222V150L215 151V152H217V153H215V155H213V157H212V156L210 157L209 155H211V154H207V153L209 152L208 148H207V151H208V152H206V147H208V146H207V144L205 143V144H202V151L204 150L205 152L203 151V152H201V153L205 154L206 156H205V155L203 156L201 153H196V155L199 154V155H202V156L198 157V156H199V155H198V156L195 158V160L197 159V161H195V160L193 161V157H195V154L192 153V152H194L193 150H194V148H195V147L193 146L194 144H192V145H190V146H189L188 144H186L185 147L182 148V146L185 144V142H182V141L180 140L181 137H182V131L179 132V130H181V129H178V127H175V126H181V125H185V127H188V126H190V125H188V124H191V123H192V124L194 125V128L196 127L194 131H196V132L199 131V129H200L201 127H200V125L197 124V123H198V122L200 123V120H199V121L196 120V118H195L196 116H195V117L193 116V114L195 113L193 110H195V108H196V106H195L196 103L194 102L193 110H192V106H191V110H189V109L187 108V104H186V102H185V104H184V102H183V100L185 99V97H183V94H185V93H184V87L187 88L186 85H185L186 83L184 84L185 86L183 85V94H181L182 92L179 93V92L177 91L178 88L174 89V87L179 86V85L177 84L178 81H177L176 83H173V82H172V79H173V78H172V77H170V78L167 77L166 74L173 72V70L175 71V64H174V67L172 68V67L169 65V63L167 62V61L171 62L170 60H172V59L169 58L170 60H168V59H167V60H164V62L166 63V66L168 65V68L166 67V68H167L166 71H167V72L170 71V72L167 73L164 69H161V68H159V70L157 71V69H158V68H157V65L160 64V63H157L158 61H156L155 58H153V56H152L153 53H151V52L154 51V49H152V48L154 47V44H152V43H154V41H153L154 39H155V40L157 39V41H160V40H161V41L164 42V43H161V42H160V44H163L164 46H167V48H170V46L167 45L168 43H167L166 39H162V37H163L162 34H163V33L166 34L167 32H169V36H170V34L173 33V32H174L175 34H178V33H177V32H178L177 30H176V31H172V30L170 31V29H168V28L164 29V27H165V26H164V22H163V21L161 22V23H163V24H162L163 27H162L161 24H160V21H159V20H161V19H159L160 16L158 17V15H156V14H158L159 12H156V13H155V11H160L161 9H164L166 6L169 5L170 7L172 6L173 9L175 10V12L177 13L176 9L178 10L179 7L175 8L177 5H176V6H175V5H172V3H171V5H170L169 0H168V2H167L166 4H165L166 0H163V4L161 3V4H162L161 6L158 5L159 3H156L157 0H156V1L152 0V1H153L152 3L150 2L151 0H140V2H139V0H133V1H132V0H131V1H130V0H127V1H126V0H122V1H120V0H113V1H112V0H110V1L107 0V4H110L111 2L114 4L113 6H111L112 3H111L110 5H107V8H106V6H105V7L103 6V5H106V1H103V0H97L99 4L97 3L96 0H93V1L90 0V1H92V2H90L89 0H74V1H73V0H70V1H68V0H66V1H64V0H55V1H54V0H51V1L48 0V1H49V2H48L47 0H45V3H44V1L41 0V1H42V4H41V1H40V0H35V1L33 0L34 3H33L32 1H30V2H29ZM38 1H39L40 3H39ZM53 1H54V2H53ZM77 1H78V2H77ZM108 1H109V2H108ZM129 1H130L131 4L133 3V4H135V5H132V6H131L130 3H129V4H126V3L129 2ZM134 1H135L136 3H135ZM143 1L146 2V3L148 2V3H147V4H146V3H143ZM160 1H161V0H158V2H160ZM164 1H165V2H164ZM261 1H262V0H261ZM14 2H15V1H14ZM14 2H13V3H14ZM17 2H18V3H17ZM26 2H29V3L32 2L33 4H31V5H30L31 7H30V6L28 5L29 3L27 4ZM35 2H36V3H35ZM47 2H48V4H47ZM57 2H59V3L61 2V5L58 4ZM63 2H64V4H62ZM65 2H67V3H65ZM68 2H70L71 4L68 3ZM73 2H74V3L77 2V3H76L77 6L74 5V6H76V8H75L74 6H72V3H73ZM185 2H186V1H184V3H185ZM193 2H194V1H193ZM193 2H192V3H193ZM1 3H0V5L3 6ZM8 3H9V4H8ZM25 3H26V4H25ZM49 3H50L51 5H50ZM55 3H56V4H55ZM74 3H73V4H74ZM93 3H94V5H93ZM95 3H97V4H95ZM150 3H151V4H150ZM154 3H155V4H154ZM15 4H14V5H15ZM20 4H21V5H20ZM44 4H47V5L49 6V9H47L48 6L46 7V5L44 6ZM67 4H68V5H67ZM101 4H102V6H103L104 9L101 8V7H102V6H100ZM139 4H140V5H141V4H144V7H143V11H140L139 14H138V11H139L140 8H141V7L139 6ZM174 4H175V3H174ZM9 5H11V6L8 7ZM18 5H19V6H18ZM26 5H27V6H26ZM32 5H33V6H32ZM85 5H86V6H85ZM90 5H92V6H90ZM115 5H116V7H114ZM129 5H130V6H129ZM146 5H147V6H146ZM149 5H150L152 8L149 7ZM155 5H156L157 8L154 7ZM93 6H94V7H93ZM95 6H96V8H95ZM108 6H110L111 8L108 7ZM118 6H119L120 8H119ZM122 6H123V7H122ZM126 6H127V7H126ZM128 6H129V7H128ZM133 6H134V7H133ZM136 6H137V7H136ZM138 6H139V10H138ZM164 6H165V7H164ZM169 6L166 7L167 9L165 8L166 11H165V9L162 10V11H165V12L168 11L166 14H164V16H165V15L167 16V14H168L169 12H170V14H171V11H172L173 9H172V7L170 8ZM62 7H63V8H62ZM71 7H72L73 9H72ZM77 7H79V9H78ZM87 7L90 8V9H88V11H87ZM113 7H114V8H113ZM131 7H132V8H131ZM2 8H3V7H2ZM19 8H20V9H19ZM23 8H26V9H23ZM45 8H46L47 10H46ZM70 8H71L73 11H71ZM94 8H95V10H94ZM97 8H98V9H97ZM125 8H126V9H125ZM130 8H131L132 10H131ZM153 8H154V9L156 8L155 11H154ZM41 9H42V10H41ZM43 9L46 10V11H49V10H50V11L47 12V13L45 12V13H46V14H45L44 11H43ZM52 9H53V11H52ZM56 9H57V10H56ZM61 9H62V10H61ZM64 9H65V10H64ZM68 9H69V10H68ZM77 9H78V10H77ZM105 9H107V10L109 9L108 12H107V10H105ZM112 9H113V10H112ZM116 9H117L118 11H117ZM144 9H145V10H144ZM148 9H149V10H148ZM150 9H151V10L153 11V13H154V14H152V15H154V19L157 20V23H156L155 25L153 24V26H155V27H153V28H152V25H151L149 22H153V23H154V21L156 22V20H153V21H152L153 17H152V19L150 20V17L152 16V15H150V14H151L152 12H150V13L147 12V10H148V11H151ZM159 9H160V10H159ZM169 9H170L171 11H170ZM6 10H5V11H6ZM37 10H38V11H37ZM40 10H41V11H40ZM74 10H75V12H76V16L74 15ZM79 10H80V12H79ZM81 10H82V11H81ZM115 10H116L117 12H116ZM122 10H123V14H122ZM124 10H125V11H124ZM128 10H129V11H128ZM134 10H135V11H134ZM174 10L172 11L173 14H175V13H174ZM182 10H183V8H182ZM182 10H178V11L183 13ZM20 11H21V12H20ZM57 11H58V12H57ZM60 11H61V12H60ZM77 11H78V12H77ZM86 11H87V12H86ZM90 11H92V13L89 15L88 12H90ZM111 11H112V13H113V12H114V13L109 15V13H111ZM127 11H128V13H126ZM130 11H131V12H134V13H131ZM136 11H137V12H136ZM24 12H23V13H24ZM55 12H57V15H56ZM70 12H71V13H70ZM85 12H86L87 14H86ZM96 12H97V13H96ZM120 12H121V13H120ZM129 12H130V13H129ZM146 12H147V13H146ZM160 12H161V11H160ZM11 13H12V14H11ZM34 13H35L36 15H39V16H37V18H36V16L34 15ZM37 13H39V14H37ZM51 13H53V14H51ZM54 13H55V14H54ZM60 13H61V14H60ZM79 13H81V14H79ZM98 13H99V16L97 15ZM101 13H102V14L105 13V14H103V15H104L103 17H104L105 19L102 17ZM107 13H108V14H107ZM118 13H119V14H118ZM125 13H126V14H125ZM142 13H143V15H144L145 17H144L143 15H141ZM40 14H41V15H40ZM43 14H45L46 16H44ZM59 14H60V15H59ZM62 14H63V15H62ZM78 14H79V15H78ZM117 14H118V16H117ZM135 14H136V15H135ZM148 14H149V15H148ZM177 14H179V13H177ZM177 14H176V15H177ZM180 14H181V13H180ZM11 15H13L14 17L11 18ZM28 15H29V14H28ZM73 15H74V16H73ZM81 15H83V16H81ZM106 15H107V16H106ZM113 15H114V16H113ZM124 15H126V16H124ZM129 15H130L131 17H130ZM134 15H135L136 17H135ZM146 15H147V18H148V19H146ZM58 16H59V17H58ZM88 16H89V17H88ZM96 16L99 17L100 19L97 20V17H96ZM105 16H106V17H105ZM109 16H110V17H109ZM112 16H113L114 18H113ZM123 16H124V17H123ZM166 16H165V17H166ZM174 16H175V15H174ZM181 16H182V15H177V17L175 16V19H176V20H175L174 17H173V19H172L171 21H172V22H176L177 25L179 26V28H183V29H184V28L186 27L183 31L180 29V31H179L180 33H181V32L184 33L185 30L189 33V31H191V30L188 29L187 26H188V24H189L190 22H189V21H186L185 24H184V23H181V21L179 22V20H182L183 17H186V15L183 16V17H181ZM18 17H19V19H20V20H19V19L17 18V21H19V24L22 23V24L24 25V23H25L27 20L24 22L23 19L21 20V17H20V16H18ZM39 17H40V18H39ZM41 17H42V18H41ZM46 17H48V18H46ZM74 17H76V18H74ZM82 17H83V18H82ZM93 17H96V20H95L96 22L94 21L95 18H93ZM107 17H108V18H107ZM119 17H121V18H119ZM142 17H143V21H141V22L138 23V21H140ZM26 18H27V17H26ZM35 18H36V19H35ZM70 18H71V19H70ZM78 18H79V19H78ZM87 18H88V19H87ZM118 18H119V19H118ZM125 18H126V19H125ZM132 18L134 19V21H135L136 23H135L133 20L131 21ZM46 19H48V20H46ZM60 19H61V20H60ZM64 19H65V20H64ZM74 19H75V22H76V26L80 24L79 27H78V26L76 27L77 30H76L75 28L73 29V28L71 27V26H73V25H71V24L74 22ZM112 19H115V20H112ZM121 19H123V20H121ZM137 19H138V21H137ZM145 19L147 20L148 23H146ZM158 19H159V20H158ZM12 20H13V19H12ZM12 20H10L9 23H7V22H6V23H7V24H12V23H11ZM62 20H64V21H62ZM70 20H71V21H70ZM77 20H78V21H77ZM82 20H83V21H82ZM92 20L94 21V23H93V24H90V23L93 22ZM110 20H111V21H110ZM128 20H129V21H128ZM173 20H175V21H173ZM0 21H1V19H0ZM22 21H23L24 23H23ZM45 21H48V22L51 21V22H52V23L50 22V24H51L50 26H51V28H54V29L49 28L51 32L48 31V30H49V29H48V27H49V26H48L49 23H47V22H45ZM86 21H87V22H86ZM101 21H102V22H101ZM103 21H106V23H103ZM118 21H120V22H118ZM35 22H36V21H35ZM61 22H62L63 24H61ZM64 22H65V23H64ZM67 22H68V23H67ZM70 22H71V23H70ZM75 22L73 23L74 25H75ZM83 22H84V23H83ZM98 22H99V23H98ZM115 22H116V23H115ZM117 22H118V23H117ZM142 22L144 23V25H145V24H146V25H149V24H150L151 29H150L149 27H148V28H144L146 25L144 26L143 24H141L143 28H141L140 25H139V27H138L137 24H140V23H142ZM158 22H159V24H158ZM188 22H189V23H188ZM26 23H27V22H26ZM38 23H39V24H38ZM58 23H59V24H58ZM97 23H98L99 25H98ZM102 23H103L104 26H103V25L101 26ZM112 23H115V24L113 25ZM119 23H120L122 26L119 25ZM133 23H134V24H133ZM179 23H180L181 25H180ZM0 24H1V23H0ZM22 24H20V25H22ZM27 24H28V23H27ZM40 24H41V25H40ZM45 24H46V25H45ZM52 24H54V25H53L54 27L52 26ZM96 24L98 25V29H100V30H96V27H97ZM110 24H112L113 26H115L116 29L114 30V28H113L112 25H110ZM117 24H118V25H117ZM126 24H127V25H126ZM20 25H18V27H19ZM25 25H26V24H25ZM44 25H45V26H44ZM59 25H60V26H59ZM63 25H64L65 28L63 27ZM89 25H90V26H89ZM125 25H126V26H125ZM131 25H132V26H131ZM134 25L137 26V27H135ZM186 25H187V26H186ZM30 26H31V27L33 26L34 28H31ZM41 26H42V27H41ZM68 26H69V27H68ZM94 26H95V27H94ZM100 26H101V27H100ZM157 26H158V27H157ZM159 26H160V27H159ZM181 26H182V27H181ZM183 26H184V27H183ZM39 27H40V28H39ZM73 27H74V26H73ZM83 27H84V28H83ZM86 27H87V28H86ZM88 27H89V28H88ZM90 27H92L93 29L90 28ZM99 27H100V28H99ZM102 27H104V28L102 29ZM106 27H107V28H106ZM119 27H120V28H119ZM126 27H127V29H126ZM134 27H135L136 29L138 28V30H136ZM146 27H147V26H146ZM156 27H157V28H156ZM35 28H36V30H35ZM37 28H38V30H37ZM43 28H44V29H43ZM59 28H60V29H59ZM70 28H71V29H70ZM81 28H82V29H81ZM121 28H122V30H121ZM128 28H130V29H128ZM133 28L135 29V31H134ZM140 28H141L142 30H141ZM158 28H159V29H158ZM19 29H20V28H19ZM39 29H41V30H39ZM46 29H47V30H46ZM58 29H59V30H58ZM85 29H86V30H85ZM87 29H89L90 31L93 32L92 35H91L90 37H92V36L94 35V37H93L92 39H91V38H88V39L93 40V39L95 38V36H97V37H96V39H97L96 42L98 41L97 43L100 42V43H103V44L100 45V43L97 44V43L95 42V43H96V44H95V47H96V48H95V47H92V44H91L90 40H88V39L86 38V36L88 37V35H86ZM94 29H95V30H94ZM106 29H107V31L109 32V33L107 32L108 34H111L112 32L114 33L115 36L113 35V33H112V35H113V37L116 38V41H117V39L122 38V37H120L119 34L121 33V34L123 35V32H124L123 29H126V30H127L126 32L129 31V32H128V35L130 34V35H129V36H130L129 38H131L130 40H132V41H130V40L128 41L126 38H123V40L126 39V41H125V42H122V43H125V44H126V43L128 42V43H127L128 46H127V45H124V44H123L124 46H122V45H120L121 43L119 44L118 42L115 41V38L110 37V38H111L110 42L112 43V45H111V44L107 45L106 43H107V41H109V38H108V36H105V35L107 34L106 31H105ZM108 29H109V30H108ZM118 29H119V30H118ZM145 29H146V30L148 29L147 31H149V33H148ZM152 29H153V32H154V31L156 32V31L158 30L159 33H158V32H157V33H158V34L161 33V35H158L159 38L155 36L157 33H156V34H155V33L153 34ZM155 29H157V30H155ZM187 29H188L189 31H188ZM32 30H34V31H32ZM44 30H45V31H44ZM72 30H75V31H73V35H72V33H71ZM79 30H80V31H79ZM83 30H85L86 32L84 33ZM139 30H140L141 32H142V31H143V32L141 33ZM160 30H161V31H160ZM162 30H163V31L165 30V31L162 33ZM0 31H1V29H0ZM3 31H4V30H3ZM3 31H2V32H3ZM43 31H44V32H43ZM57 31H58V32H57ZM68 31H70V32H68ZM81 31H83V32H81ZM97 31H98V32L100 31V33H97V35H96V32H97ZM111 31H112V32H111ZM122 31H123V32H122ZM144 31H146V33H147L146 35H147L148 37L151 38V39H150V38H148V37L146 36L149 40H151V41H149V42H151V43H149L148 45H150V44L153 45V47H152V45H150L151 47L149 46V48L146 47L147 50H146V48H144V47H145L144 43H143V45H142V42H143V41H144V42L147 41V38L145 39V36H144V35H145V34H144V33H145ZM2 32H0V33H2ZM18 32H19V31H18ZM31 32H32V33H31ZM34 32H35V33H34ZM41 32H42V34H41ZM45 32H46V33L49 32V35H48V34L45 35V34H44ZM59 32H60V37H59ZM76 32H77V33H76ZM80 32H81V33H80ZM101 32H102V33H101ZM170 32H171V33H170ZM187 32H186V33H187ZM7 33H8V34H7ZM25 33H27V34L25 35V36H27V37H25V40H23V38H24V34H25ZM36 33L39 34V35H37ZM69 33H70L71 35H70ZM74 33H75L76 36L74 35ZM82 33H83V34H82ZM104 33H105V34H104ZM131 33H132V35H131ZM133 33H134V34H137V35L134 36ZM138 33H139V34H138ZM30 34H31V35H30ZM68 34H69V35H68ZM77 34H78V35H77ZM98 34H99V36H98ZM108 34H107V35H108ZM117 34H118V36H117ZM151 34H152V35H151ZM167 34H168V33H167ZM175 34H173V35H174V36L176 37V39H177L178 36L175 35ZM16 35H19V36H18L19 39H17V36H16ZM41 35H42V36H41ZM62 35H63V36H62ZM100 35H101V37H100ZM122 35H121V36H122ZM138 35H140V36L142 35V36H141V39L139 38ZM28 36H29L30 38H29ZM34 36H35V38H34ZM47 36H48V37H47ZM56 36H57V37H56ZM61 36H62V37H61ZM65 36H66V37H65ZM67 36H68V38H67ZM70 36H71V38L74 37V36H75L76 38H78V37H79V38H78V40H77V39L74 37V38H72V40H71ZM133 36H134V37H133ZM143 36H144V38H143ZM151 36H153V37H151ZM161 36H162V37H161ZM174 36H173V38H174ZM182 36H183V35H182ZM182 36L179 37L178 39L180 40L181 38H183ZM43 37H44V38H43ZM104 37H106V38L103 39ZM136 37H137V38H136ZM7 38H8V39H7ZM57 38H58V39L61 38L60 40H61L62 42L59 41V40H57ZM134 38H135L136 40H135ZM142 38L144 39L143 41H138L139 39L142 40ZM160 38H161V39H160ZM27 39H30V40L28 41ZM31 39H32V40H31ZM34 39H35V40H34ZM47 39H48V40H47ZM50 39H51V40H50ZM62 39H63L64 41H63ZM67 39H68V40L70 39V40L67 41ZM86 39H87V40H86ZM100 39H101V40H100ZM106 39H107V41H106ZM152 39H153V40H152ZM18 40H19V41H18ZM38 40L40 41V43H39ZM53 40H54V41H53ZM65 40H66V41H65ZM76 40H77V44L75 43ZM81 40L83 41V43H82ZM103 40H104V41H103ZM173 40H174V39H173ZM26 41H27V42H26ZM71 41H73L74 45H73V43H72ZM74 41H75V42H74ZM105 41H106V42H105ZM165 41H166V42H165ZM187 41H188V40H187ZM187 41H186V42H187ZM6 42H7V43H6ZM19 42H20V43H19ZM28 42H29V43H28ZM43 42H45V43H43ZM46 42L49 43V44L47 45ZM80 42H81V43H80ZM86 42H87V43H86ZM113 42L115 43V45H113ZM139 42H140V43H139ZM155 42H156V41H155ZM186 42H185L184 44H182V43H181V44H182V45H186V44H187ZM4 43H5L6 46L4 45ZM23 43H24V44H23ZM36 43H37V44H36ZM42 43H43V44H42ZM63 43H65V44L68 45V46H66V45L64 46ZM69 43H70V44H69ZM130 43H132V44H130ZM138 43H139V44H138ZM166 43H167V44H166ZM30 44H31V45H30ZM39 44L43 45V46H42L43 48H42ZM50 44H51V47H50ZM61 44H62V45H61ZM75 44H76V45H75ZM79 44H80V46H81L82 48L79 46ZM87 44H89V47H91V48L88 47V48H89V49H88V48H87V46H88ZM136 44H137L138 46L140 45V47H138ZM165 44H166V45H165ZM23 45H24V46H23ZM37 45H39V47H38ZM85 45H87V46H85ZM99 45L101 46V48L98 47ZM104 45H105V46H104ZM135 45H136V48H135ZM148 45H147V46H148ZM179 45H180V44H179ZM9 46H10V47H9ZM18 46H19V47H18ZM20 46H21L23 49H22V48L20 49ZM27 46H28V47H27ZM44 46L46 47V51H47V52L44 51V50H45V49H44V48H45ZM47 46H49V47H47ZM72 46H73V47H78V48L80 47V49L76 48L75 51H74V48H73V50H71L70 48H71ZM106 46H107V48H105ZM110 46H111V47H110ZM142 46H144V47L142 48ZM35 47L37 48V50L35 49ZM56 47H57V48H56ZM66 47H67V48H66ZM125 47H127V48H125ZM162 47H163V46H162ZM171 47H175V46L172 45ZM179 47H180V49H181V45H180ZM179 47H178V48H179ZM12 48H13V49H12ZM18 48H19V49H18ZM25 48H27V49L25 50ZM30 48H31V49H30ZM33 48H34V49H33ZM86 48H87V49H86ZM114 48H115V49H114ZM117 48L119 49V51H117ZM150 48H151V49H150ZM178 48L176 49V52H177ZM2 49H3V48H2ZM43 49H44V50H43ZM57 49H58V50H57ZM82 49H84V50H82ZM94 49H95V50H94ZM104 49H105V50H104ZM106 49H107L108 51H106ZM111 49H112V50H111ZM122 49H126L127 51H126V50H122ZM129 49L133 50L135 53H134V52H133V53H132V52L130 53V52H129V51H130ZM192 49H193V48L191 47V50H192ZM15 50H16V51H15ZM18 50H19V51H18ZM23 50H25L26 52H25V53L22 52ZM28 50H29V52H31V54L33 53L35 57H36L38 54H40L41 52H42V53H41L42 55H38V56H37L38 58H35V57L33 56V54L30 55V53L28 52ZM32 50H33V51H32ZM65 50H66V51H65ZM67 50H69V51H67ZM70 50H71V51H70ZM78 50H80V51H78ZM86 50H90V51L87 52ZM98 50H99V52H98ZM100 50H101L102 52H101ZM128 50H129V51H128ZM135 50H136V51H135ZM148 50H149V52H150L151 50H152V51L149 53ZM161 50H162V49H161ZM161 50H160V48H159V50H158V51L160 52V54H162V51H161ZM227 50L229 51V49H227ZM34 51H35V53H34ZM36 51H37V52H36ZM38 51H40V52L38 53ZM61 51H62V52H61ZM91 51H92V53H90ZM105 51H106V52H105ZM110 51H111V54H112V51H115V53H117L116 56H115V58H114L115 60L112 59V56H111V54H110ZM138 51H139V52H138ZM224 51H226V50H224ZM19 52H20V53H19ZM21 52H22V53H21ZM79 52H80V53H79ZM83 52H84V56H83V54H82L83 57H81V53H83ZM108 52H109V53H108ZM122 52L124 53L123 56H121V55L123 54ZM125 52H126V55L128 54L129 56H132V55H134V56H132V58L129 57L128 55L125 57ZM140 52H141V54H140ZM144 52H146L147 55H146ZM36 53H37V54H36ZM47 53H48V54H47ZM51 53H52V55H51ZM57 53H58V54H57ZM68 53H69L70 55H68ZM77 53H79V55H78ZM85 53H86L87 56H90V55L92 54V55L90 56V59H88V57L85 55ZM88 53H89V54H88ZM101 53H102L103 55H101ZM118 53L121 54V55H119ZM143 53H144V54H143ZM148 53H149V54H148ZM228 53H229V52H228ZM24 54H25V57L28 55V57H26V58L28 59V62L26 61V58H25L24 56H23V57L21 56V55H24ZM53 54H54V55H53ZM72 54H73L74 57L71 56ZM104 54H105V55H104ZM108 54H109V55H108ZM130 54H131V55H130ZM225 54H226V53H224V55H225ZM2 55H3V57H2ZM43 55H44V59H43V57H42ZM47 55H48V56L50 55L51 57L49 56V59H48V56H47ZM65 55H66V57H65ZM95 55H97V56H102L103 59H100L101 61L99 60V62H97V61L95 62V60L97 59V58H96V59L94 58ZM117 55H118V56H117ZM138 55H140V57H139ZM142 55H143V57H144L145 59H144L143 57H141ZM144 55H145L146 57H145ZM149 55H150V57H149ZM30 56H31V57H30ZM39 56H40V58H39ZM76 56H77V57H76ZM92 56H94V57H92ZM97 56H96V57H97ZM119 56H120V57H119ZM147 56H148V57H147ZM173 56H175V54H174ZM29 57H30V58H33V57H34L33 60H34V59L38 60V61H36V60L34 61L35 66H34V64H33L32 59H30ZM46 57H47V60H48V61L46 60ZM55 57H56L57 59H58V58H59V59H58V60H57V59L55 60V59H54ZM110 57H111V59H110ZM122 57H123V59H121ZM134 57H136V59L139 60L140 62H144V64L147 63V64H145V65H147V68H146L147 70H145V66H144V64H143V63H138V61H137ZM138 57H139V58H138ZM221 57H222V56H221ZM13 58H14V57H13ZM67 58H68V59H67ZM71 58H72V60L76 59V61L74 60V62H73V61L71 60ZM78 58H79V60H80V63H79V61H78ZM85 58H86V59H85ZM92 58L95 59V60H93L94 63H93V61H92ZM108 58H109L110 61H108ZM129 58L132 59V60H130V61H133L134 59H135V60H134L133 62H129ZM140 58H141V59L143 58V60L141 61ZM148 58H149V60H148ZM151 58H152V59H151ZM20 59H19V61H21ZM42 59H43V60H42ZM50 59H53V60H50ZM60 59H61V60H60ZM66 59H67V60H66ZM83 59H85V60H83ZM104 59H106V61H105ZM118 59H119V60H118ZM120 59H121V60H120ZM126 59H127V60H126ZM150 59H151V60H150ZM153 59H154V60H153ZM218 59H219V58H218ZM224 59H225V58H223L222 60H224ZM10 60H12V58H11ZM29 60H30L31 62H30ZM62 60H63V61H62ZM81 60H82V62H81ZM88 60L91 61V62H88ZM102 60H104L105 62H104V61L102 62ZM112 60H114V61H112ZM123 60H126L127 62H126V61H123ZM152 60H153V61H156V63H153ZM219 60H220V63H221V59H219ZM225 60H227V59H225ZM41 61H42V62H41ZM49 61H51V64L49 63ZM115 61H116V62H115ZM135 61H136V62H135ZM147 61H148V62H147ZM8 62H9V63H8ZM24 62H27V64L24 63ZM46 62H47V63H46ZM52 62H54V63H52ZM56 62H57V63H56ZM71 62H72V63H71ZM83 62H84V63H83ZM87 62H88L89 64H91V66H89V64H87ZM100 62H101V63H100ZM106 62H108V63H106ZM114 62H115V66H116V67L114 66ZM118 62H119V63H118ZM121 62H123V65H124V66L122 65ZM128 62H129L130 64L132 63L131 65L135 64L136 67H134V66L132 67V66H131V68H132V69H134V68H138V70H137V69H135V70L137 71V73H138V72L140 73V75H139V73H138V75H139L140 77L137 76V74H136V72H135L134 70L129 69V67H130L129 65H130V64H129ZM149 62H152V63H153V64L150 63L151 65L154 66V68H152V69H153V73H154V70H155V69H156V71H157V73L155 72V73H156L155 75H153V74L151 75V72H152L151 67H152V66L150 65V67H149V65H148ZM172 62H173V60H172ZM172 62H171V64H172V66H173V63H175V62H173V63H172ZM218 62H219V61H218ZM223 62H224V61H223ZM223 62H222V64H223ZM229 62H231L230 66L227 64V62H226V63L224 62V64H227V65H228V66L225 65V67H226V68L229 67L231 70L235 69V68H233V66L235 65V63L233 62V64H232V61H229ZM229 62H228V63H229ZM5 63H8V64L11 65V66L6 65ZM18 63H19V65H20V62H17V66H18ZM28 63H29V64H28ZM31 63H32V64H31ZM45 63H46V64H45ZM48 63L50 64V66H49ZM58 63H59V66H57ZM96 63H99L98 66H99L100 68H99V67H98V68H99L100 70H102V72L97 71L98 69H96L95 67L93 68L92 65H93V64H96ZM103 63H104L105 65L108 64L107 67L104 68V67H103V66H104ZM117 63H118V64H117ZM120 63H121V65H119ZM124 63H126V64H124ZM167 63H168V64H167ZM36 64H37V65H36ZM43 64H44V65H43ZM54 64H56L55 66H57L58 68L54 67V66H53ZM66 64H68V65H67L68 67L65 66ZM70 64H71V65H70ZM80 64H81V66H80ZM83 64H84V65H83ZM85 64H87V65H85ZM100 64H102L103 66L100 65ZM109 64H110V65H109ZM116 64H117V65H116ZM128 64H129V65H128ZM136 64H137V65H136ZM222 64H220V65H222ZM3 65H4V66H3ZM12 65H13V66H12ZM42 65H43V67H42ZM60 65H62V66H60ZM69 65H70V66H69ZM73 65H74V66L76 65V67H74ZM78 65L80 66V68H79ZM118 65H119V67H118ZM139 65H140V66H139ZM155 65H156V66H155ZM0 66H1V65H0ZM32 66H33V69H32ZM36 66H37V67H36ZM44 66H48V67H44ZM52 66H53V67H52ZM71 66H73L72 68H73L74 70L77 68V70H76L75 72H79L80 77H81V75H82V76L84 75V76H83V79H84V80L81 79L82 77H81V78L78 77L79 74L75 75L76 77L74 76V74H76V73H75L72 69H70ZM77 66H78V67H77ZM86 66H87V67H86ZM101 66H102L103 68H101ZM108 66H109V67H108ZM110 66H113V68L110 67ZM128 66H129V67H128ZM160 66H161V65H160ZM185 66H188V65H185ZM185 66L183 67V66L181 65V67H182L183 69L185 68ZM196 66H197L196 68H198V70L201 68L200 65L198 66V65L196 64ZM223 66H224V65H223ZM3 67H4V68H3ZM60 67H61V68H60ZM62 67H63V69H62ZM90 67L92 68V71L90 70ZM117 67H118V68H117ZM121 67L124 68V71H125L126 68H127L126 70H129V71H126V72H124V73H125V75H128V76H130L131 78L128 77V76H126V77H128L129 79H127V78L125 79V77H124L125 75H122V74H123V71H122V68H121ZM143 67H144L145 72L142 70L143 72L141 73V69H143ZM169 67H170L172 70H171ZM190 67H191V66H190ZM190 67H189V69H190ZM212 67H214V66H212ZM215 67H216V66H215ZM215 67H214V69H212L213 71H216V70H215ZM225 67H223L225 70H223V71L220 72L221 76H222V73H224V71H226V68H225ZM234 67H235V66H234ZM29 68H30V69H29ZM43 68H44V69H43ZM48 68H49V69H48ZM54 68H56V69H58V70H56V69H54ZM82 68H83V69H82ZM106 68H109V69H107L108 71L106 70ZM166 68H165V69H166ZM204 68H205V67H204ZM220 68H222V66H220ZM223 68H222V69H223ZM229 68H228V69H229ZM232 68H233V69H232ZM6 69H5V70H6ZM11 69H15V70L10 71ZM31 69L34 70V71H33L34 73L32 72ZM35 69H36V70H35ZM39 69H40V70H39ZM46 69H48V70H46ZM61 69H62V72H63V70L66 71V70L68 69L67 72H69V73H68V74H67V73L64 74V72H65V71H64L63 74H61V73H62V72H61ZM95 69H96V70H95ZM103 69L106 70V72L103 71ZM112 69L115 70V71L113 70L115 73L112 72ZM116 69H117V71L121 69V71H118V72H117ZM139 69H140V71H139ZM168 69H169V70H168ZM201 69H202V68H201ZM205 69H206V68H205ZM222 69H221V70H222ZM230 69H229V70H230ZM25 70H26L28 73H31V72H32V76L34 77V80H33V77L31 78V75H30V74L27 75L28 73L23 72V76L21 75L22 71H25ZM28 70H29V71H28ZM38 70L41 72V74H40V72H39ZM42 70H43V71H42ZM44 70H45V73H47V74L49 73L48 71L50 70V72H53V73H49V75H50V74H52V75L54 74L55 77L58 76V75H59V76H60V75H62V76L64 75L63 77H59V76H58V77L56 78V79H57L56 82H57V83H60L61 88L64 90V88H67V87H68V84H67L66 82H69V81H70L69 83H71L70 85H72L71 87H72L73 89L78 88L79 90H77V91H79V92H81V93L84 91V92H83L84 94H83V93H82V94L80 93V94H81V97H82V96L84 97V100H83V98L81 99L80 94L77 93V91H75V90H72V89H71L70 91H74V94L77 95V97L80 98V101L78 100L79 98L75 97V95H74V97H73V99H72L70 96H68V95H69V94L67 93L68 91L65 92L66 90H65V91H62V90H61V91H60V96H59V97H60V98L63 97L62 99H63V101H65L66 104H65L63 101L61 102V100H59L60 98L58 97L57 100H59L60 102L55 103L56 100L54 101V98H52L51 101H49V102L47 101V104H48V103H50V104H48L49 106L47 105V107H46V103H45V102H46V98H45V97H40V99H38L39 96H38V95H35V94H37V93H35L36 90H37V88L40 87V86H37V87H36V85H40V81H39V80H40V79L42 80V76H41V75H42V72H43V74H45V73H44ZM70 70H72V71L70 72ZM84 70H85V71H84ZM87 70H88V71H87ZM89 70H90L91 72H90ZM160 70H163V71H160ZM186 70H187V69H186ZM192 70H193V68H191L190 71H192ZM202 70H203V69H202ZM206 70H207V69H206ZM9 71H10V73H12V74H14V75H12V74L10 75ZM18 71H19V69H18ZM57 71H58V72H57ZM80 71H81V72H80ZM96 71H97V72H96ZM110 71H111V72H110ZM131 71H133V72H131ZM147 71H148V73H147ZM149 71H150V72H149ZM164 71H165V73H164ZM184 71H185V70H184ZM13 72H14V73H13ZM73 72H74V73H73ZM103 72H104V74L102 75ZM107 72H110V73L108 74ZM116 72H117V73H116ZM120 72H121V73H120ZM127 72H129V73H127ZM187 72H189V71L187 70ZM187 72H185V74H187ZM204 72H206V71H204ZM6 73H7V75H6ZM38 73H39V74H38ZM58 73H60V74H58ZM72 73H73V74H72ZM81 73H82V74H81ZM83 73H84V74H83ZM89 73H90V74H89ZM91 73H92V74H91ZM106 73H107V74H106ZM113 73H114L115 76H117V75L119 74L118 77L124 79V80H125L124 83H125L126 81H128V82H126L125 84H124V83H121V82L119 81V80H121V79H119V78H118V80L116 81V77L114 78ZM126 73H127V74H126ZM131 73H132V74H131ZM144 73H145V75H144ZM146 73H147V75H146ZM149 73H150V74H149ZM212 73H215V75H217V76H213V78L215 77L216 79H220V80H221V83H222V78H221V76H220V77L218 76L219 72L216 71V72H212ZM217 73H218V74H217ZM25 74H26V75H25ZM47 74H45V77L47 76V79L44 78V81L46 82V80H47L48 83L46 82V83H45L46 85L43 86V88L49 90V88H50L51 85H52V86H53V85L55 86L56 84L53 83V82H50V81H51V80H50V77H49V75H47ZM55 74H56V75H55ZM88 74H89V75H88ZM98 74H99V75H98ZM116 74H117V75H116ZM159 74H161V75H159ZM171 74H172V73H171ZM220 74H219V75H220ZM9 75H10L11 77H12V76H13V77L11 78ZM36 75H37V76H36ZM39 75L41 76V78H40ZM66 75H67V76H66ZM90 75H91V76H90ZM96 75H98V77H96ZM100 75H102V78H103L104 80H102V78L100 77ZM142 75H143V76H142ZM164 75H165V77H164ZM225 75H226V74H225ZM3 76H4V75H3ZM26 76H28V77L30 76V77L28 78V77H26ZM50 76H51V75H50ZM70 76H72V77L70 78ZM106 76H107V78H106ZM109 76H110V78H108ZM145 76H148L149 78H151L152 81H151L148 77L146 78ZM154 76H156V77H154ZM160 76H162V77L160 78ZM168 76H171V75H168ZM258 76H259V75H258ZM9 77H10V78H9ZM37 77H38V79H37ZM43 77H44V76H43ZM66 77L68 78V80L66 79ZM77 77H78V79H74V78H77ZM91 77H92V78H91ZM93 77H95L96 79L93 78ZM99 77H100V78H99ZM104 77H105V78H104ZM112 77H113V78H112ZM123 77H124V78H123ZM135 77H136V78H135ZM141 77H143V79L146 78V80H147L149 83H150V81H151V83H152L153 81L156 80V81L153 82L152 84H154V83H155V85L158 84L157 87H155V85H153V87L158 88V90H155V89H154V90H155V93L152 94L151 91H153V90H152L153 87H151V88L148 89V88H147V84H148V82L146 83V80L141 79ZM158 77H159L160 79H159ZM210 77H211V79H212V74H210ZM217 77H219V78H217ZM23 78H25V80H24ZM39 78H40V79H39ZM62 78H65V79H66V82H62V81H65V79L62 80ZM69 78H70V80H69ZM111 78H112V79H111ZM152 78H153V79H152ZM189 78H191V77H188V80H189ZM215 78L213 79V81L216 83L218 80L216 81ZM11 79H12V80H11ZM26 79H27V81H26ZM29 79L32 80L33 82H31ZM45 79H46V80H45ZM90 79H91V80H90ZM108 79H109V80H108ZM110 79H111V82H110ZM136 79L138 80V82L140 81V83H141L140 86L142 85V86H141L142 89H143V86L145 87V90L143 89V92L146 93V95L148 94L146 97H150V96H149V93L151 92L150 95L152 94V96H153V97H150V98H152L151 100H150V99H146V97H144L145 95H144L143 97L145 98V100H147V102H148V101H151L150 103H151L152 105H151L149 102H148V103L150 104L149 106H148V104H145L146 101L143 100L144 98H143L142 96H140V95H139V96H140L139 99H138V100L136 99L137 96H138V95H137V91H138V94L140 93L139 90H135V87H134V85H133V84H136V83H137V82H136V83H133L134 81H137ZM139 79H140V80H139ZM157 79H158V80H157ZM168 79H169V80H168ZM3 80H2V81H3ZM6 80H7V81H6ZM48 80H50V81H48ZM58 80H59V81H58ZM73 80H74V82H73ZM80 80H81V81H80ZM85 80H86V81H85ZM96 80H98V83L96 82ZM114 80H115V84H116L117 82L120 84V87H119L120 89L118 88V85H119V84H118V85L116 84V87L114 86V83H113ZM132 80H133V81H132ZM165 80H166V81H165ZM188 80L186 79V81H185V82H187V84H188ZM2 81L0 80V83H1V84H2ZM29 81L31 82L30 84H28ZM79 81H80V83H83V82H84V83H83L84 85H81V84L79 83ZM88 81H89V82L91 81L90 84H89ZM99 81H100V82H99ZM102 81H107V83H106V82H102ZM108 81H109V82H108ZM112 81H113V82H112ZM129 81H130V82L132 81V82L130 83ZM141 81L144 82V83H142ZM169 81H170V82H169ZM27 82H28V83H27ZM36 82H37V84H36ZM156 82H157V84H156ZM171 82H172V83H171ZM33 83H35V86H34ZM49 83H53V84H49ZM63 83H65V84H63ZM74 83H75V84H74ZM78 83H79L82 87H84L86 84H88L86 87H87L88 89L90 88V90H88V89L85 87L86 89L83 90V88H81L82 90L80 91V87H81V86H80ZM145 83H146V85H145ZM223 83H224V86H225V83H227V81H226V82H223ZM233 83H234V82H232L231 84H233ZM62 84H63V85H62ZM94 84H95V85H94ZM98 84H99V85H98ZM103 84H104V86H106V87H104ZM130 84H131V86H129ZM164 84H165V85H164ZM166 84H169V85H166ZM170 84H171V86H170ZM172 84H175V85L173 86ZM176 84H177V85H176ZM234 84H235V83H234ZM9 85H11V86H9ZM28 85H30V86H28ZM31 85H32L33 88H35V89H32V86H31ZM64 85H65V86H64ZM66 85H67V86H66ZM76 85H78L79 87L77 86V87L74 88L73 86H76ZM93 85H94V86H93ZM97 85H98V86H97ZM108 85H109V86H108ZM110 85H111V86H110ZM122 85H123V87H122ZM132 85H133V88H130V87H132ZM136 85H137V84H136ZM159 85H161L163 88H162L161 86H159ZM7 86H9V87H7ZM23 86H22V87H23ZM48 86H49V87H48ZM92 86H93L94 91L92 90ZM113 86H114V87H113ZM126 86H128L129 88H127ZM172 86H173V88H172ZM26 87H27V88H26ZM29 87L33 90V92L30 90ZM95 87H96V88H95ZM100 87H101V88H100ZM111 87H112L113 89H112ZM169 87H170V89H169ZM237 87H238V86H237ZM237 87H235V88H237ZM7 88H8L9 90H8ZM97 88H98V89H97ZM102 88H103V89L105 88V90L102 91V90H103ZM115 88H116V89H115ZM123 88H124V89H123ZM15 89H16V88H15ZM27 89H29V91H28ZM95 89H97V90H95ZM106 89H108L107 92H106ZM110 89H112V90L115 89L114 91H115V92L117 91L116 94L119 96V97L116 96V98L121 99V100H122V98H123V101L126 100V99H128V98L126 97V95L124 94V93H127V92L129 91V90H127V89H130V91L135 90V91H132V93L135 92L134 95H136V96H134V95L132 94V102H133V101H134V102L132 103V102H129V101H128V103H126V101H127V100H126V101H125V104H126L127 106L125 105L126 107L124 106V107H125L124 109H123V106H122V105H123V103H122L123 101H121V100H118V101H116L115 103H117V102L119 103V101H120V105L122 104V105H121L122 108H121V106H119V104H115L116 106H115V105H112V104H113L112 102H113V100H114L115 97L113 98V96L111 97V95H114L115 92L113 93L112 90H111L112 93L109 92ZM162 89H163V90H162ZM166 89H167V90H166ZM168 89H169V90H168ZM173 89L176 90V91H175L176 93L173 91ZM25 90H26V91H25ZM87 90L90 91V92H92V93L90 94V92H89V93H88V92H85V91H87ZM91 90H92V91H91ZM120 90H122V91H120ZM123 90H124V91H123ZM126 90H127V92H126ZM146 90H148V92H146ZM165 90H166V92H165ZM185 90H186V89H185ZM208 90H209V89H208ZM22 91H21V92H22ZM96 91H97L98 93H96ZM100 91H101V93H102V92H105L104 95H103V94L101 95V93H99ZM118 91H119V92H118ZM160 91L163 92V94L165 93L167 96H170V95L173 94V97H172V96H170V97H172V99H174V97H176L175 100H173V102H175V101L177 100V101L175 102V105L179 106V108H180L182 111H185V112H186V116H187V118H185L184 121H183V118H182V120H179V121L181 122V123L179 122L180 124H179V123H173V122H172V120H174V121L177 122L178 119L176 120V118H177L176 116H174V117H176L175 119H174V117H173V118L170 120V123H169V122H164V121H163V120H164L163 117L167 116V113H166V112H160V111H159V108H160L159 106H160V105L162 106V103H161V102H158V104H160V105H158V107H156L155 105L153 106V104H155V102H156V101H155V102L152 103V101H154V95H156V92H157V95H158V94L160 93ZM168 91H169V92H168ZM230 91H231V93H233V92H232V91H233L232 89H231ZM230 91H229V92H230ZM30 92H31V94H30ZM61 92H62V94H61ZM64 92L68 94V95H67L68 97L65 96L66 94L64 95ZM75 92H76V93H75ZM93 92H95V93H93ZM108 92H109V94H108ZM120 92H121V93H120ZM153 92H154V91H153ZM192 92H193L192 94L196 93L195 91H192ZM222 92H223V91H222ZM18 93L20 94V96H21V95L24 96V97L27 96V98H28V97H29V98L31 97L32 99H31V98H30V99H27L26 102H25V100L22 101L23 99H26V98H24V97H20ZM85 93H87V95H86ZM119 93H120V94H119ZM217 93H218V90H217ZM219 93H220V92H219ZM223 93H224V92H223ZM225 93L228 95V92H225ZM225 93H224V94L221 93L220 99H223V98L227 99V95H225ZM16 94H17L18 96H17ZM29 94H30V95H29ZM32 94H34L33 96H34L35 98L31 96ZM89 94H90V96H89ZM93 94H94L96 97H95V96H92ZM116 94H115V95H116ZM127 94H128V93H127ZM163 94H162V95H163ZM178 94H181V96H179ZM197 94H198V93H196V95H197ZM213 94H214L216 97H217V96L219 97L218 94H215V93H213ZM15 95H16V96H15ZM63 95H64V96H63ZM97 95H99V96H97ZM105 95H107L108 97L105 96ZM115 95H114V96H115ZM122 95H123V96H122ZM166 95H164V96L166 97ZM194 95H195V94H194ZM222 95H224L223 98H222ZM233 95H234V93H233ZM239 95H241V94H239ZM2 96H0V98H1ZM37 96H38V98H37ZM61 96H62V97H61ZM103 96H105V97H103ZM133 96H134V97H133ZM160 96H161V93H160L159 97H160ZM210 96H211V94H210ZM225 96H226V97H225ZM4 97H6V96L4 95ZM8 97H9V96H8ZM8 97H7V98H8ZM16 97H17V98H16ZM69 97L71 98V100H70ZM91 97H92V99H91ZM93 97H94L95 99H93ZM99 97H100V98H99ZM102 97H103V98H102ZM106 97H107L108 99H107ZM121 97H122V98H121ZM124 97H125L126 99H124ZM135 97H136V98H135ZM193 97H194V96H193ZM196 97H197V96H196ZM213 97H214V96H211V98H213ZM218 97H217V99L220 100ZM20 98H23V99L20 100ZM36 98H37V99H36ZM56 98H57V97H56ZM65 98H66V100H65ZM67 98H68V99H67ZM74 98H77V99L74 100ZM86 98L95 101L94 103H93V101H90V102H89V103L91 104V105H90V104H89V105L92 106V107H87V106H89V105H88V101H86V100H87ZM112 98H113V99H112ZM134 98H135L136 100H135ZM141 98H142V100H141ZM182 98H183V99H182ZM214 98H215V97H214ZM214 98H213V101H210V102H211V107H213V109H215V111H216L217 109H219V107H223V106L225 107V104H226V103L223 102V103H222L223 106H222V105H221V102L219 101V103H220L219 105H221V106L218 107V104H216V106H217V109H216V107L213 106V104H214V102H215V100H216V99L214 100ZM43 99H45V100H43ZM96 99H98V100L102 99V100H101V101H98V100H96ZM110 99H111V100H110ZM158 99L160 100V98H157V96H156V99H155V100L158 101ZM179 99H180V100H179ZM181 99H182V101H181ZM190 99H191V101H192V100H195V101L198 100V101L200 102L199 97H198V99H197V98H196V99H192V97H190ZM29 100H30V101H29ZM32 100H33V101H32ZM38 100H39V104L42 102V103H41V104H42L41 106L38 104V102H37ZM40 100H42V101H40ZM68 100H70V102L73 103V104L71 105L70 102H69V104H68V102H67ZM105 100H106V101L108 100V101H107L108 103L105 102ZM140 100H141L142 102L144 101L143 103H144L147 107L145 106V108H144L143 103H142L141 106H140V104H139V102H141ZM166 100H167V99H166ZM178 100H179V101H178ZM218 100H216V101L218 102ZM223 100H224V99H223ZM31 101H32V102H31ZM34 101H35V102H34ZM44 101H45V102H44ZM78 101H79V102H78ZM85 101H86V102H85ZM97 101H98L99 104H100V102H101V104L98 105ZM109 101L111 102L112 107H116L117 109L119 108V110L116 111L117 113H116L115 111L110 110V109H112V108L107 109V108L110 107V106H109V105H110ZM135 101H136V102H135ZM138 101H139V102H138ZM160 101H161V100H160ZM163 101H165V100H163ZM15 102H16V103H15ZM27 102H29V103H27ZM75 102H77V104H78V103H79V104H82V103L85 102V105L82 104L83 107H81L80 105H77L76 107H74L73 105H75ZM166 102H167V101H166ZM177 102H178V103H181V105H179ZM199 102H197V103L199 104ZM13 103H14V104H13ZM26 103H27V104H26ZM31 103H32V104H31ZM44 103H45V104H44ZM52 103H53V104H52ZM63 103H64V104H63ZM86 103H87V104H86ZM103 103H104V104H103ZM156 103H157V102H156ZM215 103H216V102H215ZM24 104H26V105H24ZM37 104H38V105H37ZM57 104H58V105H57ZM92 104L94 105V107H93ZM95 104H96V105H95ZM102 104H103V105H102ZM133 104H135V105H133ZM136 104H137V105H136ZM198 104H197V105H198ZM12 105H11V107H12ZM63 105H64V106H63ZM97 105L100 106L99 109H98V106H97ZM117 105H118V106H117ZM163 105H164V103H163ZM183 105H185V109H183V108H184ZM15 106H14V107H15ZM42 106H44V110L46 109L45 111L42 109V108H43ZM54 106H53V107H54ZM58 106H59V107H58ZM72 106H73V107L76 109V111H78V112H76L74 108H70V107H72ZM79 106H80V110H77V108H78ZM101 106H102V107H101ZM103 106H106V107H104V108L107 109V111H106L105 109H103ZM107 106H108V107H107ZM129 106H130V107H129ZM142 106H143V107H142ZM181 106H182V107H181ZM16 107H15V108H16ZM34 107H35V108H34ZM55 107H54V108H55ZM86 107H87V108H90L93 112H94V111H96V112L93 113L90 109H86ZM128 107L131 108V109H132L133 107H136V109H138V110L140 109L139 112H138V110H137V112H138L139 114L141 113L140 115H143V114L145 113V111H147V112H148V115H150V116L152 115V116L149 117V116H147V113H145V114L143 115V118H144V124H143V123H142V124L140 123V125H139V123H137V122L135 123V119L132 118V119H133V121H132L131 118H129V113H131V112H133V111L130 110ZM141 107H142V108H141ZM149 107H150L151 109H149ZM152 107H153V108H152ZM197 107H198V106H197ZM214 107H215V108H214ZM37 108H38V109H37ZM69 108H70V109H69ZM143 108H144V109L147 108V110H144ZM155 108H156V109L158 108V110H155ZM161 108H162V107H161ZM205 108H206V106H205ZM24 109H23V111H24ZM34 109H36L37 111L34 110ZM73 109H74V111H73ZM78 109H79V108H78ZM81 109H82V111H81ZM122 109H123V110H126V112H129V113H126V112L124 111L125 114H123V116H122ZM136 109L133 108V110H136ZM163 109H164V108H163ZM163 109H161V110L163 111ZM196 109H198V108H196ZM203 109H204V108H203ZM223 109H225V108H223ZM20 110H22V107L19 108V111H20ZM87 110H88V111H87ZM99 110H100V111H99ZM101 110H102V111H101ZM103 110L106 111V112H104ZM109 110H110L112 113H111V112H108ZM120 110H121V115L118 114V112H119ZM143 110H144V112H142ZM149 110H151V111H149ZM153 110H154L155 112H153ZM41 111H42L43 113H42ZM70 111H73L74 113H73V112H70ZM86 111H87V112H86ZM89 111L91 112V114H90ZM130 111H131V112H130ZM156 111H157V112H156ZM164 111H166V110H164ZM188 111H190V112H188ZM203 111H204V110H203ZM203 111H201V112H203ZM219 111H220V112H219ZM221 111H223L222 108H220L218 111H216V113H217V114H220V113L222 114ZM20 112H21V111H20ZM36 112H37V114H36ZM38 112H39V114H38ZM79 112H80V113H79ZM85 112H86V113H85ZM98 112H100V113H98ZM114 112L116 113V115H115ZM124 112H123V113H124ZM137 112H136V113H137ZM191 112H194V113H191ZM71 113H72L73 115H71ZM77 113L82 114V115H83V118H80V117H82V115H79V114H77ZM88 113H89V116L87 115ZM105 113H108L107 115H109V116H107V118H105L106 116H105V117L103 116ZM150 113H152V114H150ZM190 113H191L192 115H191ZM21 114H22V113H21ZM75 114H76V115H79L80 117H79V116H77L78 118L75 117V116H74ZM84 114H86L88 117H86V115L84 116ZM93 114H94V115H93ZM127 114H128V115H127ZM157 114H158V116H157ZM163 114H164L165 116H163ZM202 114L204 115L205 113L203 112ZM37 115H38V116L40 115L41 118H42V117H43V118H42V119H41V118L39 119V118H37V117H38ZM46 115H47V116H46ZM62 115H63L64 117H63ZM97 115H98V116L100 115V116H99L100 118L97 117ZM105 115H106V114H105ZM112 115H114L115 117H119V118H118L119 121H118V120L115 121L116 124H118V125H117V127L115 128L114 133H112V131L110 130V126L112 125V123H115V122H114L115 118H114V116H112ZM124 115H126V117H125ZM159 115H161V116H159ZM194 115H195V114H194ZM35 116H36L37 120H36ZM40 116H39V117H40ZM53 116H52V119L54 118L53 121L56 120V122L54 121V124H53V126H52L51 129L54 128V131L52 130L51 133L45 131L46 133H44V134H46L47 136H48V134H49V136H51L52 138H51V137L48 138V137H45V136H42V135H41L42 140H43L42 144H45V141H46V140H47L48 142L46 141L47 143H46L45 146L42 145V147L44 146V148L41 147V150L44 149V151H41V150L39 151V153L42 152L43 155H42V153H41V154L38 153V155H37L36 157H34V158H36V161L38 160V162H36V161H35V162H32V165H31L30 162H29V160H26V159H32V158H28V157H31L30 155L33 154V153H31V152H32V148H35V145H32V143H29V149H28V150H31V152L28 153L29 155H28V154H27L26 156L23 155V157H25L24 159L20 158V159H19V162L17 161L18 156L20 155V157H21V153H18V152H17V150H19V149H15V150H14V151H15V154H14L13 158H16V157H17L16 159H14V161H17V162H13V163H12V162H6V163H3L4 165L2 164L3 166L1 165V166H2L1 168H2V169H6V170H7V168H9L10 166H14V168H13V167H10V168H13V169H16V167H17L18 169H19V167H22V168H20V170H25V169H27V168L29 167V169H27V172H30L31 169H33V170H31V171H34V170H35L33 173H34V174H37V175H34V174H33V175H34V178H33V176H32L33 179H31V178L29 177V178H30L29 181H30V180H35V182H33V181H31V182L35 183L36 186L38 185L37 190H42V189H43L42 187H39V185H41L42 182H41L40 184H38L40 181H42V179H40V178H41V175H40V177H39L38 173L40 174L41 170H47L46 168H45V169H44V168L42 169V167H46V165H45V166H41V165H44V163H45V164L48 163V167H50V168H48V167H47V168H48V170H50V171H51V168H54V169H55V168L57 167V171H56V170H55V172H54V171H51L52 173L50 172V174H54V173H58V172H59V173H58V174H59L58 178H59L61 175H63V178H64V177L66 176L65 173L68 171V170H65L66 167L69 166V165L67 164V163H68V162H67L68 160H66V159L64 160V158H67V159H68V154H69V153H68V150H69L68 148H69V146L66 144L67 142L64 143V145H65L64 149H65V150L67 149V150L65 151L64 149H62V152H63V155H64V153H65V154L68 153V154H66V156H63V155L61 156V157H62L61 160L67 162L66 164H65V162H63V161H62V162H61V161H59V162H55V161H54V159H55V155H52V154H56V151H55V150H57L55 147H53V146L56 145L57 140H58V139H56V135H55V134L58 133V138H59V137L62 135V134H60V133L63 132L62 129L64 130V132H66V130H68V131L70 132V130H69V128H68L69 125H66V124H70V123L72 124V121H69V122L67 121L68 123L65 122V123H66V124H65V123H64V120H63V121H62L63 123H61L60 118H59L58 116H57L58 118L53 117ZM67 116H68V115H67ZM101 116H103L104 118L101 117ZM145 116H147V117H145ZM162 116H163V117H162ZM186 116H185V117H186ZM188 116H189V118H188ZM204 116H205V115H204ZM204 116H203V117H204ZM111 117H112V118H111ZM154 117H155V118H154ZM159 117H160V118H159ZM193 117H194L195 119H193ZM198 117H199V116H198ZM198 117H197V119H200V118L203 119V117H202L201 115H200V118H198ZM205 117H206V116H205ZM33 118H34L37 122H35V120H34ZM55 118H56V119H55ZM75 118H77V120H76ZM86 118H87V119H86ZM156 118H157V119H156ZM261 118H262V117H260V119H261ZM29 119H31V120L29 121ZM32 119H33L34 121H33ZM38 119H39V120H38ZM44 119H45V121H44ZM90 119H91V120H90ZM103 119H104V120H103ZM111 119H112V120H111ZM166 119H167V118H166ZM166 119H165V121H167V120L169 121V119H167V120H166ZM180 119H181V117H180ZM204 119H205V118H204ZM262 119H263V118H262ZM262 119H261V120H258V119H257V120H256L257 123H258L259 121H262ZM16 120L19 121V118H17V119L14 118V122H15V123H16ZM40 120H41V121H40ZM42 120H43V122H42ZM58 120H59L60 122H58ZM65 120H66V119H65ZM71 120H73V119H71ZM74 120H73V121H74ZM93 120H94V121H93ZM99 120H100V121H99ZM102 120H103V121H102ZM109 120H110L111 122H110ZM130 120L132 121L133 124H132V123L130 124V122H131ZM157 120H158V121H157ZM160 120H161V121H160ZM20 121H21V119H20ZM97 121H99V123H97ZM101 121H102V122H101ZM108 121H109V123H108ZM129 121H130V122H129ZM145 121H146V122H145ZM147 121H148V123H147ZM197 121H198V122H197ZM39 122H40V123H39ZM57 122H58V123H57ZM81 122H82V123H81ZM83 122H84V124H83ZM86 122H89V123H86ZM91 122H95L96 125L98 124L97 127H99V124L102 123L101 126H102V128H104V129H102L101 127H100L101 129L98 128L99 130H97V128L95 129L96 125H95L94 123H91ZM100 122H101V123H100ZM161 122H162V123H161ZM183 122H184V123H183ZM185 122H186V123H185ZM187 122H188V123H187ZM196 122H197V123H196ZM80 123H81L82 125H81ZM106 123L108 124V126H107ZM160 123H161V124H160ZM2 124H3V121H0V127H1V128H0V132H2V131L4 132V130L6 129V128H5V127H6V124L4 123L3 126H2ZM90 124H91V125H90ZM93 124H94V126H93ZM103 124H104V125H103ZM156 124H157V125H156ZM162 124H163V125H162ZM192 124H191V125H192ZM29 125H30V124H29ZM35 125H36V124H35ZM55 125H56V126H55ZM58 125H59V126H58ZM121 125H122V126H121ZM133 125H134V127H133ZM147 125H148V127H147ZM155 125H156V126H155ZM159 125L161 126V130H160V126H159ZM186 125H187V126H186ZM197 125H199V127H198ZM12 126L16 127L15 124L12 125ZM24 126H26V125L23 124V129H25ZM27 126H28V125H27ZM27 126H26V128H27ZM42 126H43V127H42ZM60 126H61V127H60ZM62 126H63V127H62ZM87 126H88V127H87ZM105 126H106V127H105ZM153 126H154V127H153ZM172 126H173V127H172ZM2 127H3L4 130L2 129ZM59 127H60L61 129H60ZM66 127H67V128H66ZM69 127H70V126H69ZM93 127H94V128H93ZM108 127H109V128H108ZM130 127H131V128H130ZM144 127H145V129H144ZM243 127H244V126H243ZM40 128H41V129H40ZM55 128H57V129H55ZM65 128H66V129H65ZM148 128H149V129H148ZM163 128H164V129H163ZM194 128H193V129H194ZM1 129H2V131H1ZM27 129H28V128H27ZM42 129H43V130H42ZM51 129H50V131H51ZM59 129L61 130V132L59 131ZM136 129H137V130H136ZM174 129H175L176 131H174ZM241 129H242V128H241ZM7 130H8V128L6 129V131H7ZM46 130H47V129H46ZM57 130H58L59 132H58ZM85 130H82V131H85ZM90 130H91V131L93 130V131L90 132ZM159 130H160V131H159ZM187 130H188V128H187ZM243 130H245V129L243 128ZM243 130H242V131H243ZM253 130H254V129H253ZM255 130H256V128H255ZM28 131H29V129H28ZM28 131L25 129V132H26L25 135H28V134H29V133L27 134ZM56 131H57V132H56ZM110 131H111V132H110ZM156 131H157V132H156ZM173 131H174V132H173ZM242 131H241V133L244 134V135H243V136L241 135V138L243 137L245 140H247V139L249 140L248 137L245 138V137H246V136H245V132H246V131H245V132H244V131L242 132ZM102 132H103V133H102ZM175 132H176V133H175ZM177 132H178V133H177ZM23 133H24V130H23ZM43 133H42V134H43ZM52 133H55V134H54L55 139H54ZM120 133H121V134H120ZM156 133H159V135H156ZM160 133H161V134H160ZM173 133L176 134V135H175L176 137L174 136ZM179 133H180L181 135H179ZM220 133H222V132L220 131ZM44 134H43V135H44ZM59 134H60V136H59ZM123 134H124V136H122ZM162 134H163V135H162ZM166 134L168 135V138H167V135H166ZM193 134H194V133H193ZM246 134H247V133H246ZM262 134L264 135L263 132H262ZM99 135H100V139H99L100 142H99L98 149H96V148L94 147V144H95L96 138H98ZM170 135H171V136H170ZM263 135H262V136H263ZM69 136H70V135H68V136L66 137V141H68V144H70V142H71V141L69 142V140L72 139V138H70L71 136H70V137H69ZM150 136H151V137H150ZM163 136L166 137V138L163 139V138H162ZM177 136H178V137H177ZM244 136H245V137H244ZM44 137H45V138H44ZM68 137H69V138H68ZM93 137H94V138H93ZM131 137H132V138H131ZM179 137H180V139H178ZM47 138H48L49 140H48ZM109 138H110V140H109ZM154 138H156V139L154 140ZM157 138H158V139H157ZM160 138H162L163 140H161ZM169 138H170V140H171V139H172V140L170 141ZM176 138H177V139H176ZM50 139H51L52 142L50 141ZM53 139H54V140H53ZM93 139H94V140H93ZM112 139H113V140H112ZM134 139H135V140H134ZM137 139H138V140H137ZM174 139H175V140H174ZM82 140H83V139H82ZM132 140H133V141H132ZM160 140H161V141H160ZM242 140H243V139H242ZM245 140H244V141H245ZM262 140H263V139H262ZM49 141H50V143H49ZM55 141H56V143H55ZM106 141H109V142H106ZM131 141H132V143H130ZM164 141H165V142H164ZM180 141H181L182 143H181ZM219 141H222V140L219 139ZM263 141H264V140H263ZM53 142H54V143H53ZM83 142H84V141H83ZM83 142H82V143H83ZM117 142H118V143H117ZM134 142H135L136 144H135ZM148 142H150V143H148ZM48 143H49L50 145H49ZM58 143H59V141H58ZM58 143H57V145H58ZM71 143H72V142H71ZM109 143H111V145H109ZM153 143H154V144H153ZM169 143H170V144H169ZM179 143H180V146L182 145L181 147L179 146ZM186 143H187V142H186ZM220 143H221V142H220ZM220 143H219V144H220ZM33 144H34V142H33ZM47 144H48V145H47ZM54 144H55V145H54ZM129 144H131V146L133 145V149H134V150H133V153H132V154L134 155V156H133V160L129 158L130 156H129V153H128V150H127ZM134 144H135V146H134ZM219 144H218V145H219ZM222 144H223V143H222ZM57 145H56V146H57ZM70 145H71V144H70ZM72 145H73V143H72ZM92 145H93V147H92ZM112 145H113V146H112ZM139 145H140V146H139ZM141 145H142V146H141ZM205 145H206V146H205ZM208 145H211L210 142L208 143ZM212 145H213V144H212ZM218 145H216V149H217V150H218V148H217ZM48 146H49V148H48ZM51 146H52V147H51ZM114 146H115V147L117 146V147L115 148ZM119 146H121V147H119ZM160 146H161V147H160ZM192 146H193V147H192ZM225 146H226V147H225ZM248 146H249V144H248ZM248 146H247V145L244 146V150H245V151H243V152H248L247 155H246V157L248 156L249 151H251L250 153H254V152H255V151L252 152L254 149L251 150V149H252V148H251V147H252L251 145H250V147H249L250 150H249ZM45 147H47L48 149H45ZM67 147H68V148H67ZM72 147H73V148H72ZM109 147H110V150L108 149ZM111 147H112V148H111ZM139 147H141L142 149L139 148ZM156 147H157V148H156ZM170 147H172V148H170ZM176 147H177V148H176ZM203 147H204V149H203ZM246 147H247V148H246ZM50 148H53V150H54L55 153H54ZM75 148H76L77 150H79V151L75 150ZM93 148H94V149H93ZM175 148H176V149H175ZM181 148H182L184 151H183ZM100 149L103 151V152H102L103 154H101V155H99V153H101V150H100ZM115 149H116V151H115ZM120 149H121V150H120ZM124 149H125V150H124ZM155 149H156V150H155ZM157 149H158V150H157ZM187 149H188L189 151H188ZM210 149H211V148H210ZM214 149H215V148H214ZM247 149H248V151H246ZM21 150H22V149H21ZM45 150H46V151H45ZM47 150H48V151H47ZM63 150H64V151H63ZM81 150H82V153H81ZM107 150L111 152L110 154H112L113 151H114L115 153H113V154L110 156V154H107V153H106ZM179 150L181 151V153H180ZM33 151H34V149H33ZM50 151H52V152H50ZM57 151H58V150H57ZM122 151H125V152H123V153H125V154H123V153L121 154ZM182 151H183V152H182ZM211 151H212V154H213V151H214V150H211ZM211 151H210V153H211ZM224 151H225V152H224ZM261 151H263V148L261 149ZM34 152H35V151H34ZM76 152H77V153H76ZM78 152L80 153V155H81L82 157H81L80 155L78 156V154H79ZM83 152H84V153H83ZM118 152H119V153H118ZM126 152L128 153V155H127ZM218 152H219V153H218ZM222 152H224V153H222ZM226 152H228V153L225 155ZM238 152H239V151H238ZM50 153H51V154H50ZM182 153H183V154H182ZM44 154H47L48 156H47V155H44ZM106 154H107V155H106ZM114 154L116 155V158H115ZM142 154H143V155H142ZM186 154H188V155H186ZM189 154L192 156V158L190 157ZM192 154H193V155H192ZM222 154H224L225 157H224V155H222ZM228 154H229V155H228ZM39 155H40L41 157H40ZM103 155H104V156H103ZM108 155H109V157L106 158V156H108ZM117 155H119V156H117ZM130 155H131V154H130ZM140 155H141V156H140ZM227 155H228V157H230V158L226 157ZM46 156H47V157H46ZM49 156H51V157H49ZM121 156H122V157H121ZM127 156H128V157H127ZM138 156H139V157H138ZM166 156H167V157H166ZM220 156H223V157H220ZM44 157H45V158H44ZM52 157H53V158H52ZM78 157H79V159H78ZM80 157H81V158H80ZM83 157H84V159H83ZM86 157H88V158H87L88 160H86ZM112 157H113V158H112ZM117 157H118V158H117ZM135 157H136V158H135ZM169 157H170V158H169ZM202 157L204 158V159H203V160H204V164H203V162H200V161H199V159H201V161H202ZM209 157H210V158H209ZM219 157H220V158H219ZM248 157H249V156H248ZM39 158H44V159L48 158V159H46V160L43 159V161H46V162H47V160L50 161V160H49V158H50L51 161H50V162H47V163H46V162H44V163L41 162V163H40ZM111 158H112V159L115 158V160H116V159H117V160H118V159H119V160H122V158H124V160L127 161V162H123V163H122V162H111V161H112ZM221 158H223V159H221ZM225 158H227L228 160L225 159ZM236 158H237V159H236ZM256 158H257V157H256ZM94 159H95V158H94ZM103 159H104V160H103ZM127 159H129V160H127ZM137 159H138V160H137ZM165 159H166V160H165ZM170 159H171V160H170ZM189 159H190L191 161H190ZM214 159H217L216 162L214 161ZM218 159H219V160H218ZM224 159H225V160H224ZM229 159H230V160L233 159V160H231V161H234V159H235L236 164H235V162H231ZM21 160H23V163L21 162ZM24 160H25V162H24ZM40 160H41V159H40ZM84 160L88 162V165H85V164H84V163H86ZM130 160H132V161H130ZM134 160H136V162H135ZM144 160H145V161H144ZM177 160H178V161H177ZM205 160H208L207 164H205V163H206ZM222 160H223L224 162H222ZM41 161H42V160H41ZM52 161H53V163H52ZM104 161H105V162H104ZM138 161H139V162H138ZM152 161H153V162H152ZM161 161H162V162H161ZM170 161H171V163H169ZM209 161H214V162H211V163H212V165H211V163H210ZM20 162H21V163H20ZM83 162H84V163H83ZM110 162H111V163H110ZM131 162H132L133 164H132ZM217 162H218V163H217ZM229 162H230V163H229ZM8 163L10 164L9 167L6 166V165H8ZM35 163H36V164H38V163L40 164V169H39V167H38L39 164L37 165V167H35L36 165L33 166V164H35ZM55 163H58V164L55 165ZM72 163H73V162H72ZM81 163H82V164H81ZM89 163H90V164L93 163V164H92V167H94L95 165L98 166V167L96 168V166H95L94 168H92V167L90 168L91 165H90ZM99 163H100V164H99ZM108 163H110V164L113 165V167H112V171H110L112 165L110 166V164H108ZM113 163L115 164V167H116V168H114V164H113ZM116 163H117V164H116ZM134 163H135V165H134ZM136 163H137V164H136ZM201 163H202V164H201ZM220 163H221V164H220ZM228 163H229V164H228ZM233 163H234V164H233ZM240 163H241V162H240ZM247 163H248V164H246V165L244 164V165L246 166V168H247V170H248V168L250 169V166H251L252 163H251V164H250V162H247ZM12 164H13V165H12ZM20 164H21V166H20ZM23 164H25V166H26L27 168H25ZM28 164H29V165H28ZM52 164H53V165H52ZM69 164H70V162H69ZM86 164H87V163H86ZM208 164L211 165L210 167L214 166L215 168H216L218 165H213V164H219V165H221V166L223 165L222 167H224L225 169H224V168L222 169V168L219 166V167L221 168V169L219 168V169L221 170V172H219V170H218V172H219L220 174H221V173L224 174L225 171H226L227 169L231 171V169L234 167L232 170H234V173L237 172V174H234L233 171H232V176H229V175H227V173H225L224 175L228 176V178H227V177H224V176H223V177H224V178H227L226 181H227L228 183H224V184H228V185H227V187L224 185V189H221V191L219 192L220 189L218 190L217 188H220V185L222 184V181H221V183H219L220 181H216V175H217V173H216V175H214V177H213L212 171H215V170H212V169H213L214 167L211 168V169H209L210 167H209L208 169H204V166H206V167L209 166ZM226 164H228V165H226ZM231 164H232V165H231ZM237 164H238V165H237ZM249 164H250V165H249ZM59 165H60L61 167H58ZM62 165H63V166H62ZM78 165H79V166H78ZM81 165H84V166H86L87 168H86V167L84 168V166H81ZM101 165H102V166H101ZM105 165H107V167H106ZM117 165H118V166H117ZM127 165H128V166H127ZM130 165H131V166H130ZM202 165H203V166H202ZM224 165H225V166H224ZM244 165L241 164V166L245 167ZM4 166H5V168H4ZM32 166H33L34 168H33ZM64 166H65V167H64ZM119 166H120V167H119ZM140 166H141V168H140ZM178 166H179V167H178ZM201 166H202V168H201ZM228 166H229V167L232 166V168L229 169ZM247 166H248V167H247ZM104 167H105V168H104ZM109 167H110V169H109ZM117 167H118V168H117ZM206 167H205V168H206ZM226 167H227V169H226ZM1 168H0V169H1ZM23 168H24V169H23ZM81 168H82V169H81ZM83 168H84L85 170H83ZM88 168H90V170H89ZM100 168L105 169L106 172H104V170H101ZM123 168H124V169H123ZM129 168H130V170H129ZM217 168H218V167H217ZM217 168H216V169H217ZM240 168H242V167H240ZM262 168H263V166L261 167V169H262ZM2 169H1L0 173L3 171ZM38 169H39V170H38ZM54 169H52V170H54ZM62 169H63V170H62ZM86 169H87V170H86ZM96 169L100 170V173L97 172L98 170L96 171ZM113 169L115 170V173H116L115 175H114V174L112 175V172H114ZM118 169H120V170H118ZM159 169H160V170H159ZM202 169H204V170H202ZM238 169H239V167H238ZM238 169H237V170H238ZM6 170H4L3 173H1L3 177H6V176H4V172H5ZM48 170H47V173H48ZM94 170H95V171H94ZM139 170H141V171H139ZM150 170H152L153 172L150 171ZM161 170H163V171H162L163 173H161V174H163L164 176L161 175V174H158V171H161ZM181 170H183L184 172L181 171ZM222 170H223L224 172H222ZM228 170H227V172H228ZM239 170H240V169H239ZM241 170H242V169H241ZM244 170L247 171L246 169H244ZM37 171H38V173H37ZM39 171H40V172H39ZM132 171H134V172H132ZM138 171H139L140 173H137ZM154 171H155V172H154ZM180 171H181V172H180ZM186 171H187V172H186ZM206 171H207V172H206ZM208 171H209V172H208ZM216 171H217V170H216ZM230 171L228 172V174L231 175V172H230ZM242 171H243V170H242ZM103 172L106 173V175H104ZM108 172H109V173L111 172V173L109 174ZM119 172H120V173H119ZM121 172H123V173H121ZM125 172H127V173H125ZM166 172H167V173H166ZM239 172H241V171H239ZM30 173H31V172H30ZM95 173H99V174H95ZM107 173H108V174H107ZM134 173H135V174H134ZM143 173H144V174H143ZM145 173H147L148 176H149V175L151 176V177H150V181H149V177L147 176V177H148V178H147V177H146L147 174H145ZM149 173H151V174H149ZM154 173H156V174H155V176H157L156 178H155V177H154V178L152 177V174H154ZM186 173H187V174H186ZM190 173H191V174H190ZM200 173H201V174H200ZM205 173H206V174H205ZM241 173H242V172H241ZM245 173H246V172H245ZM50 174L48 173L47 175H50ZM102 174H103V177H102ZM122 174H123V175H122ZM125 174H126V175H125ZM157 174H158V175H157ZM180 174H181V175H180ZM185 174H186V176H185ZM233 174H234V175H233ZM242 174H244V173H242ZM5 175H6V174H5ZM54 175H55V174H54ZM94 175H93V176H94ZM97 175H98V177H97ZM107 175H108L109 179L107 178ZM119 175H121V176H119ZM127 175H128V176H127ZM160 175H161V176H160ZM190 175H191V176H190ZM202 175H203V176H202ZM204 175H206V176L204 177ZM237 175H238V176H237ZM55 176H56V175H55ZM55 176L53 177V175H52V177L55 178V179L57 180V178H56ZM83 176H85V175H83ZM93 176H92V178H93ZM126 176H127V177H126ZM133 176H135V177H133ZM153 176H154V175H153ZM168 176H169V177H168ZM176 176H178V177H176ZM179 176H180V177H179ZM187 176H188V178H185V177H187ZM221 176H222V175H221ZM221 176H219L220 179H221ZM242 176H243V175H242ZM49 177H51V176H48V178H49ZM61 177H62V176H61ZM69 177H71V178H70L71 181H70V180L67 181V179H66L65 184H68V183H70V182H73L72 180H74V179H73L74 176L72 177V176L70 175ZM104 177H105V178H104ZM110 177L113 178L115 182H119V180H120L119 178H121V180H123L124 178H126V180L124 179L123 181H120L119 184L117 183V184L115 185V182L113 181V179H111V180H112V181H111V180H110ZM142 177H144V178L142 179ZM166 177H168V178L166 179ZM182 177L184 178V180H183ZM210 177H211V179H212V178H213V179L215 178L214 181H210ZM48 178H47V179H48ZM53 178H51L52 180H49V179H48V180L50 181L49 183L54 184V185L57 184V186H58V185H61V183H60L59 181H58V183H59V184H58L57 181L55 182V181H54L55 179H53ZM65 178H66V177H65ZM65 178H64L63 180H61V178H59V179L61 180V182H62V181L64 182V181H65ZM101 178H103V180H104L103 182L101 181V180H102ZM106 178H107L110 182H109L108 180L105 181ZM115 178H116V179H115ZM127 178H128V180H127ZM129 178H132L133 181H132V179L129 181ZM134 178H136V179H135L136 181L134 180ZM137 178H139V179H138L139 181H140V179H141V181H140V182L137 181ZM162 178H163V179H162ZM202 178H203V179H202ZM204 178H206V179H204ZM237 178H236V179H237ZM6 179H7V178H6ZM117 179H118V181H116ZM145 179L147 180L148 183L146 182ZM152 179H153L154 181H156L157 183L154 182ZM160 179H161V180H160ZM165 179H166V180H165ZM171 179H172V180H171ZM198 179H199V181H198ZM217 179H219L218 176H217ZM220 179H219V180H220ZM232 179H235V178H232ZM37 180H39V181L37 182ZM48 180H47V181H48ZM143 180H145L146 183H144V185H140V183L142 184V181H143ZM176 180H177V181H176ZM195 180H196L197 182H196ZM202 180H205V181H202ZM29 181H28V182H29ZM51 181H52V182H51ZM69 181H70V182H69ZM107 181H108L109 183H107ZM125 181H128V182L124 183ZM151 181H152L153 183H156V184L151 183ZM160 181H161L162 183H161ZM215 181H216V182H215ZM226 181H225V182H226ZM53 182H55V183H53ZM112 182H114V183H112ZM121 182H122V183H121ZM138 182H139V185H138L139 187L137 186ZM159 182H160V183H159ZM186 182H187V183H186ZM200 182H201V183H200ZM214 182H215V183L218 182V184H220V185H218V184H214ZM29 183H30V182H29ZM83 183H84V182H83ZM130 183H131L133 186L136 185V186L139 188V190L144 189V186H145V189H144L145 192H144L143 195L146 194V196H142V195H140V194H139V190H138V188H137L136 186H135L136 188L133 187V186H129V185H131ZM134 183H135V184H134ZM136 183H137V184H136ZM149 183H151V185H153V186H152V187H149V185H150ZM183 183H184L185 185H184ZM190 183H191V184H190ZM197 183H199V184H197ZM62 184H64V183H62ZM74 184H76L75 181H74V183H73V186L76 187V185H74ZM103 184H104V185H103ZM111 184H112V187H113V188H111ZM113 184H114V185H113ZM125 184H126V185L129 184V185L126 187ZM147 184H149V185H147ZM166 184H167V186H168L169 189H170L169 192H167V190H166V188H165V187H166ZM189 184H190L191 187L188 186ZM202 184H204L205 187H206L207 185H210V188H208V186H207V188H208L209 190H208L207 188H205V189H203V191H202V188H204ZM205 184H206V185H205ZM109 185H110V186H109ZM119 185H122V186H119ZM151 185H150V186H151ZM154 185H155L156 187H155ZM157 185H158V186H157ZM161 185H162V186H161ZM163 185H165V186H163ZM169 185H170V186H169ZM173 185H174V186H173ZM192 185H193V187H192ZM194 185H195V186H194ZM201 185H202V186H201ZM214 185H216V187H217V188H216L217 191H215L216 189H215L214 191L217 192V193H221V195H219V197H217L218 199L216 198L217 200H213V198H215V196L218 195L217 193H215V192L213 191ZM232 185H233V187H232ZM237 185H238V184H237ZM51 186H52V185H51ZM124 186H125L126 188H125ZM185 186H186V187H185ZM221 186H222V185H221ZM230 186H231V187H230ZM49 187H50V186H49ZM114 187H115V188H114ZM128 187H131V188H128ZM140 187H143V188L140 189ZM146 187H147V188H146ZM157 187H158V188H157ZM163 187L165 188V190H166V192H167L168 194H166V192L164 191V188H163ZM183 187H184V188H183ZM188 187H189V188H192V189L195 188V189H193L194 192H192L193 190H191V189L189 190ZM235 187H236V186H235ZM39 188H41V189H39ZM67 188H71V189H72L73 187H67ZM109 188H111V189H109ZM122 188H123V189L125 188V189H128V190H131V189H132V190H131V192L127 191V193H126L124 190H122ZM151 188H152V191H151V190L149 191V189H151ZM155 188H156V191H157V192L155 191ZM187 188H188V190L191 192L192 195L190 194V192H187V190H185V189H187ZM197 188H198L199 190H201V191H199ZM211 188H212V189H211ZM238 188H239V189H238ZM74 189H75V188H73V190H74ZM105 189H104V190H105ZM135 189H136V190H135ZM158 189H159L160 193L158 192ZM162 189H163V191H162ZM167 189H168V188H167ZM171 189H172V190H171ZM175 189H176V190H175ZM177 189L180 190V191H178ZM206 189H207V192H208L209 194L211 193L210 196H209V194H207V192L205 191ZM225 189H226V190H225ZM228 189H229V191H227ZM240 189H241V190H240ZM43 190H44V189H43ZM66 190H67V189H66ZM68 190H69V189H68ZM107 190H108V191H107ZM109 190H110V191H109ZM121 190H122V192H120ZM133 190H135V192H134ZM146 190H147V191H146ZM153 190H154V191H153ZM174 190H175V195H177L178 198H177V197H175V198L173 197V195H174ZM222 190H223L224 192H226V193H223ZM16 191L19 192L18 190H16ZM117 191H119L120 194H121L122 196H121L120 194H117ZM137 191H138V194H137ZM161 191H162L163 193H161ZM204 191H205L206 193H205ZM209 191H210V192H209ZM212 191H213V193L216 194L215 196H213V198H212V195H213ZM230 191H231V193L228 194V192H230ZM233 191H234L237 195H239V194H241V193H245V195L243 194V195H244L243 197H244V200H246V202L248 201V203H247V204H245V203L243 204V202H242L243 200H240V199L243 198V197H242V196H241V197L238 196V197H239V198H238L237 195H236V197H237V198H236V197L234 196L235 194H234ZM17 192H16V193H17ZM43 192H44V191H42V193H43ZM96 192H97V193H96L95 196H97V194L100 193V192L98 193L97 190H96ZM106 192H107V193H106ZM119 192H118V193H119ZM123 192H124L126 195H124ZM133 192H134V193H133ZM146 192H148V194H147ZM151 192H152L153 196H150V195H151ZM172 192H173V195H171ZM177 192H179V193L177 194ZM198 192H200V194H199ZM232 192H233L234 195H231ZM19 193H20V192H19ZM19 193H17V194H19ZM42 193H41V191H40V193H39V191H38V194H40L41 196H42ZM45 193H46V192H44V194H45ZM66 193H67V194H66ZM66 193H65L66 195L71 194V193L68 192V191H67ZM128 193H133V194L131 195V194H128ZM182 193L185 194V195H183ZM188 193H189V194H188ZM246 193H247V194H246ZM36 194H37V193H36ZM65 194H63V195L65 196ZM101 194H102V193H101ZM127 194H128V195H127ZM135 194H136L137 196H139V197H137ZM158 194H159V195H158ZM169 194H170V196L173 197V200H172V201L175 200V202H174L175 205H174V203L171 201V202H172V203H171L172 206H171L170 204H168V206L170 205V207H171L172 209L174 208V212L177 211V209H179L181 212L183 211V213H181V212H179V210H178V216H179V213H181L182 215H185V216L187 215V217H189V214H192V215L195 214L194 216H196V215L198 214V212L196 211L194 205L197 206V205L199 204V202H201V203L198 205L199 208H198V207H196V208L199 209V211L202 210L203 212H202V211H201L202 213L199 212V215H197V217H199V216H200V217H201V216L204 217V215H205V216H206L207 218H209V219H207L206 217H204V218L202 217L201 220H202V223H203L204 225H203V226H202V225H199V227H198V223H199L198 220H199V219H198L197 217H196L197 219L194 217L195 219L192 220V222H193V225H192V223L190 224V223L188 222L187 217L185 218V219H187V222H185L186 220H181L180 217H177V214L175 215V213H174V214L172 213V215H170V214H164V215L161 216V217H160V215H159L158 217L155 216V215H154V212H152L153 209L155 208V206H158V207H159V205H160L159 202H160V201H161V204H162L163 202L165 203V201L167 200V199H165V198L168 197ZM187 194H188L189 196H187ZM203 194H204V195H203ZM223 194H224V195H223ZM45 195H46V194H45ZM99 195H100V194H99ZM99 195H98V196H99ZM113 195H114V194H113ZM118 195L120 196V198H119ZM130 195H131V196H130ZM148 195H149V197H148ZM161 195H163V196L161 197ZM165 195H166V197H165ZM196 195H197L198 197H199V196L201 197V195H203V196H202L201 198H199V200H198V197H197V198L195 197ZM222 195H223L224 197H222ZM241 195H242V194H241ZM106 196H105V197H106ZM111 196H112V195H111ZM134 196H135V198H134ZM141 196H142L141 200L143 199L142 201H143L144 203H143L142 201L140 202V200H139ZM155 196H156V197H155ZM157 196H158V198H157ZM159 196H160L161 198H160ZM179 196H180V197H179ZM193 196H194V197H193ZM230 196H233V197H230ZM61 197H62V199H61ZM61 197H60V200H63L64 197H63V196H61ZM117 197H118V199H117ZM127 197H128V198H127ZM152 197H153V198H152ZM181 197H183V198L185 197L184 200H182L183 198H181ZM187 197H189V198H188L189 200L186 199ZM190 197H191V198H190ZM204 197H205V198H204ZM221 197L224 198V199L226 198V200H222ZM247 197H249L250 199H248ZM114 198H115V197H114ZM130 198H131L132 200H131ZM133 198H134L135 200H139V201H138L139 204L143 203L144 206L147 205V206H146L147 208H149V207L152 208L151 206H153L156 202H158L159 205H156V204H157V203H156L153 209H150V208H149V209H147V210H146V207H144L145 209H144V208H143L144 210L142 209V212H143V213H142V212H141V208H142L141 206H142L143 204H141L137 209H136L135 207H132V205H133L132 203L134 202V199H133ZM138 198H139V199H138ZM159 198H160V199H159ZM180 198H181V201H180ZM202 198H203L204 200H202ZM210 198H212L211 201L209 200ZM233 198H235L234 201H233ZM42 199H43V198H42ZM106 199H107V200H106ZM106 199H105V202H106L107 204L105 203V205H106L105 210H106V214L108 215L109 212L107 213V211H108V209L110 210V208H107V207H109L111 204H112V207H113V203H114V202H113V201H112V202L109 201L110 199L108 200V197H106ZM156 199H157V200H156ZM164 199H165V200H164ZM168 199H169V197H168ZM190 199H192V200H190ZM194 199H195V200H194ZM205 199H206V200H205ZM236 199H239V200L236 201ZM22 200H23V199H22ZM47 200H49V199H47ZM47 200H46V198H45L44 201L42 200L41 203H43V202H46V203H47V202H48ZM118 200H119V201H118ZM120 200H121V201H120ZM159 200H160V201H159ZM176 200H177V202H176ZM193 200H194V201H193ZM196 200H198L199 202H197ZM218 200H219V201H218ZM221 200H222V201H221ZM231 200H232V201H231ZM0 201H1V199H0ZM23 201H24V200H23ZM153 201H154V202L156 201V202L153 203ZM179 201H180L181 204H183L184 202H186V204H183V205L181 206V208H180V205H177V206H176V204H179ZM182 201H184V202H182ZM192 201H193V202H192ZM195 201H196L197 203H195ZM220 201L222 202V204H221ZM230 201L233 202V203H236V204L228 203V202H230ZM238 201H239V202H238ZM240 201H241V202H240ZM1 202H2V201H1ZM1 202H0V203H1ZM109 202H111V203H109ZM118 202H120V203H118ZM135 202H136V201H135ZM138 202L136 203L137 205H138ZM187 202H188V203H187ZM189 202H191L192 205H191V203H189ZM213 202H214L215 204H213ZM216 202L219 203V204H216ZM115 203H114V205H115ZM122 203H121V204H122ZM128 203H130V202H128ZM211 203L213 204V206L211 205ZM227 203H228V204H227ZM44 204H45V203H43V205H44ZM121 204H120V206H121ZM187 204H188V206H186ZM220 204H221V205H220ZM226 204H227V205H226ZM232 204H233V205H232ZM241 204H242V205H241ZM60 205H61V203H60ZM150 205H151V206H150ZM205 205H206V206H205ZM207 205H208V206H207ZM217 205H220V206L218 207ZM228 205H229V206H228ZM236 205H237V206H236ZM243 205L245 206V208L247 207L246 209H248V211H251V212H248L247 210H244V211H245V212H243L244 214H243V213H240L241 210H240L239 208H240V207H243ZM248 205L251 206V207L249 206V208H251V210H249ZM46 206H47V205L45 204V209H48V206H47V208H46ZM120 206H119V207H120ZM122 206H123V204H122ZM122 206H121V207H122ZM148 206H149V207H148ZM160 206H161V205H160ZM162 206H163V205H162ZM174 206H175V207H174ZM178 206H179V208H178ZM183 206H184V207H183ZM185 206H186V207H185ZM189 206L191 207V209L189 208ZM192 206H194V208H193ZM22 207H23V206H22ZM59 207H60V206H59ZM112 207H111V208H112ZM117 207H116V208L114 207V208L117 209ZM170 207H169V208H170ZM205 207H207V209H206ZM212 207H213L214 209H213ZM217 207H218V208H217ZM227 207H228V208H227ZM229 207L232 208V209H231L232 211L229 209ZM130 208H128L127 213L130 212L131 210H134V209H130ZM160 208H162V207H160ZM160 208H159V209H160ZM183 208H185V209H183ZM187 208H189V209H187ZM200 208H201V209H200ZM203 208H205L207 211H205V209H203ZM245 208H241V209H245ZM22 209H25V208L23 207V208H21V210H22ZM26 209H27V208H26ZM115 209H114L113 213H115V215H117V214L119 213V214L117 215V217H118V216L121 214V212H122L123 209L121 210L120 208H118V209H117L118 211L115 210ZM119 209H120L121 211H120ZM172 209H171V210H172ZM175 209H176V210H175ZM182 209H183V210H182ZM208 209H209V212H210V211L213 212L215 209H216L218 212L215 211V212H213V213H210V215H209ZM252 209H253V211H252ZM11 210H12V209H11ZM11 210L9 211V213H12V214H13V212H12L13 210H12V211H11ZM83 210L85 211L84 208H83ZM129 210H130V211H129ZM145 210H146V211H145ZM151 210H152V211H151ZM154 210H155V209H154ZM169 210H170V209H168V211H169ZM171 210H170V212H171ZM186 210H188V211H191V210H192V211L189 212V214H188V213H185ZM193 210L196 211L197 214H196L195 212H193ZM221 210H222L223 212L230 213L231 215L234 214L233 216H231L232 219L230 218L232 221L227 222L226 219H228V218H225V217H226V213L221 212ZM254 210H255V211H254ZM23 211H24V210H22L21 212H23ZM26 211H27V210H26ZM26 211H24V212H26ZM137 211H138V210H137ZM147 211H148V212H147ZM149 211H150V212H149ZM188 211H186V212H188ZM229 211H230V212H229ZM246 211H247L248 213H247ZM19 212H20V210H19ZM21 212H20V213H21ZM117 212H118V213H117ZM145 212H147L148 215H150L151 213L153 214V215H152V216H153V217H152V220H151V219H147V218H148V217H147L148 215H146ZM157 212H158V211H156L155 214H156ZM219 212H221V213H219ZM231 212H232L233 214H232ZM234 212H235V213H234ZM241 212H242V211H241ZM254 212H256V213H254ZM113 213H112V214H113ZM130 213H134V211H132V212H130ZM130 213H129V214H130ZM158 213H160V210H159ZM184 213H185V214H184ZM216 213H217V214H216ZM250 213H251L252 215H251ZM253 213H254V215H253ZM14 214H15V213H14ZM27 214H28V213H27ZM144 214H145V215H144ZM211 214H212V216H211ZM213 214H215V215L213 216ZM224 214H225V216H223ZM235 214H236L237 216H236ZM242 214H243V215H242ZM249 214H250V215H249ZM256 214H257V215H256ZM22 215H23V214H22ZM22 215H21V216H22ZM54 215L56 216L55 213H54ZM90 215H91V214H90ZM107 215H106V216H107ZM140 215H139V216H140ZM143 215H144V216H143ZM156 215H157V214H156ZM174 215H175V217H173ZM17 216H18V215H16V216L14 215V218H13L12 216L9 217V218H12L11 220L18 219V221H19V218H18L19 216H18V217H17ZM21 216H20V217H21ZM94 216H96V218H97V217H98V213L92 215L93 218H94ZM106 216L104 215L105 218H106ZM131 216H132V214H130L129 216H127V219H129V220H130V219H131V220L133 219L134 221H138V222H135V223H136V226H139V227H140V224H143V223H141L142 220L140 221V217H139V216H138V218H136L137 216H134V218H133V216H132V218H130ZM167 216H168V218H167ZM208 216H210V217H208ZM217 216H218V218H217ZM221 216H222L223 218H222ZM234 216H235V217H234ZM243 216L245 217V219H246V216H247V219H246V220H247L248 222H250V223L246 222V220H244V218H242ZM254 216H255V217H254ZM112 217H114V220L117 221L118 218H116V216H112ZM145 217H146V219H145ZM159 217H160V219H161V218H165L166 222L164 221V222H160V224H157L156 222L159 223V220H158ZM169 217H171L172 220H175V221H174V224L176 223V224H177V227H178V226L180 227V225H181V227H183V230H182V228H181L182 232H181L179 229H177V227H176L175 229L178 230V231L174 230L176 233H173L174 231H172V232L170 233V231H171V230H170V227H171V226L169 225L168 222H171V221H170L171 219H170ZM176 217H177V219H176ZM182 217H183V216H182ZM212 217H213V218H212ZM236 217H237V218H236ZM239 217H240V218H239ZM249 217L251 218V220H252V219H254V220L250 221V218H249ZM252 217H253V218H252ZM96 218H95V219H96ZM115 218H116V219H115ZM135 218L138 219V220H136ZM166 218H167V219H166ZM178 218H179V220H178ZM205 218H206L207 220H209V221H207L208 226L211 227V225L215 224V226L217 227V228L215 227V230H216V231H219V232L221 231L222 235H221V233H219V232H215V231H214V227L211 228V230L213 229L212 232L209 230L210 227H205V226H207V223H206L205 221H204L205 223L203 222V220H205ZM221 218H222V219H221ZM224 218H225V219H224ZM156 219H157V220H156ZM169 219H170V220H169ZM218 219H221V221H219ZM223 219L225 220V224H227V225H225L224 228H222V227L224 226V220H223ZM230 219H228V220H230ZM234 219H235V221H234ZM237 219H241V220H237ZM87 220H88L87 223L89 222L88 224H90V222H92L89 218H87ZM111 220L114 221L113 219H111ZM119 220H120V219H119ZM121 220H122V219H121ZM133 220H132V221H133ZM145 220H146V222H147V221H149V222L146 223ZM161 220H162V219H161ZM168 220H169V221H168ZM195 220H197L196 223L194 222ZM222 220H223V221H222ZM15 221H16V220H15ZM143 221H142V222H143ZM150 221H151V222H150ZM152 221H153V222H152ZM167 221H168V222H167ZM240 221H241V222H240ZM256 221H257V219H256ZM50 222H51V223H50ZM50 222H49V224H52V220H51ZM119 222H121V221H119ZM139 222H140V223H139ZM178 222H179V223H178ZM184 222L187 223L188 228L186 227V224H185ZM197 222H198V223H197ZM226 222H227V223H226ZM235 222H236V223H235ZM237 222H238V223H237ZM18 223H19V222H18ZM126 223H127V224L129 223V225H130V224H131V221H128V220H127ZM135 223H134V225H135ZM137 223H138L139 225H138ZM217 223H218V224H217ZM228 223L230 224V227L228 226V225H229ZM231 223H234L233 225L236 224V226H237V227L235 226V230L233 229V230H234L233 238H236V240H235V239H234V240H233V239H230V240H232V241H229V238H231V237L229 236V232H228V236H229V238H228V236H227V231H230V230H229V229L227 230L226 228H227V227H228V228H231V225H232ZM241 223H242V224H241ZM127 224H125L126 229H127V227H128L127 230H129V229H132V230H133V234H132V230H129V237L134 238V236H135L134 234H137V231L135 232L134 230H138L139 227H136V229H135V228H133L134 225H133V227L130 225L131 228H129L130 226H128ZM178 224H179V225H178ZM199 224H200V223H199ZM238 224H239L240 227H242V229L245 230V231L243 232L244 234L242 233V231H240V228H239ZM247 224H248V225H247ZM252 224H254V225H252ZM157 225H159V226H157ZM191 225L193 226V230H191V228H192ZM195 225H197V226H195ZM244 225H245V226H244ZM246 225H247V226H246ZM107 226H108V225H107ZM107 226H105L107 229H104V230L107 231L108 234H110L109 231H108V227H107ZM168 226H169V228H168ZM175 226H176V225H175ZM194 226H195V229H194ZM218 226L220 227V229H221V228H222V229L220 230ZM258 226H259V227H258ZM158 227H159V228H158ZM163 227H164V229H163ZM166 227L168 228L167 231L165 230ZM185 227H186V228H185ZM189 227H190V228H189ZM196 227H198L199 230H198ZM201 227H202V228L204 227L205 229L208 228V229H206L207 232H205L206 230L203 231V229H202ZM249 227H250V228H249ZM87 228H90V227H87ZM167 228H166V229H167ZM236 228H237V229H236ZM253 228H255L257 231H259L260 234L257 232V233H258V235H257V233L253 231V230H254ZM148 229H149V228H148ZM148 229H147V230H148ZM157 229H159V230H157ZM160 229H163V231H165V232H163V231L160 230ZM189 229H190V230H189ZM218 229H219V230H218ZM242 229H241V230H242ZM246 229H247V230H246ZM248 229H249V232H248ZM147 230L144 231L143 234H142L141 231H140V232L138 231V232L140 233V235L142 234V240L144 241V242L141 241V243L143 242V246H140L141 243H139V242L137 241V242L139 243V250L141 249L140 247H142V250H144V249H150V248L152 249V248H153V246L151 247V245L146 244L147 242H146V240H144L145 237H147V236H148V233H149V232H148L149 230H148V231H147ZM185 230H186V231H185ZM188 230H189V232H188ZM195 230H196V231H195ZM197 230H198V231L201 230V231L198 232ZM208 230H209V231H208ZM250 230H251V231H250ZM256 230H255V231H256ZM262 230H263V233H262ZM88 231H89V232H88ZM98 231H99V230H98ZM160 231H162V232H160ZM190 231H191V232H190ZM213 231H214V232H213ZM252 231H253V232H252ZM130 232H131V234H130ZM134 232H135V233H134ZM146 232H148V233H147V234H144V233H146ZM153 232H152L151 234H153ZM166 232H168V234H167ZM193 232H194V233H193ZM197 232H198V233H197ZM203 232H205V234H204ZM49 233H50V234H49ZM87 233H89L90 236H89ZM160 233H162V234H160ZM164 233H166V236H165ZM192 233H193V234L197 233L196 236H195V239H193V236H194V235H193ZM199 233H201L202 235L200 236ZM207 233H208V234H207ZM213 233H219V234H216V235H217L218 237H219V235H221V238L223 237V239H225L224 243H223V240H222L221 238H220V239L218 238L221 242H217V243H219V244L216 243L217 245H216V244H213V243H212V240H214L215 238H217V236H214L215 234H213ZM240 233H241V234H240ZM255 233H256V235H254ZM48 234H49L48 237H51L52 232H48ZM96 234H97V232H96L95 230L92 231V232H90V229H87L86 232H85V230H84V237H85V238H84V242H85V243H88L87 241H90V240H92V239L97 238L96 236H97L98 234H97V235H96ZM149 234H150V233H149ZM163 234H164V235H163ZM171 234H174V235H171ZM203 234H204L205 236H204ZM209 234H210V235H209ZM242 234H243L244 236H243ZM91 235H92V236H91ZM95 235H96V236H95ZM105 235H107V233H105L104 236H105ZM140 235L137 234V236H135V241L139 239L138 237H139ZM145 235H146V236H145ZM179 235H180V234H179ZM192 235H193V236H192ZM198 235H199V236H198ZM208 235H209V236H208ZM241 235H242V236H241ZM251 235H252V239H251ZM127 236H128V234L126 235V237H127ZM132 236H133V237H132ZM212 236L215 237V238L213 239ZM234 236H235V237H234ZM247 236H248V237H247ZM258 236H259V237H258ZM126 237H125V240L128 239V237H127V238H126ZM136 237H137V238H136ZM174 237H175V236H174ZM179 237H180V236H177V237H175V238H179ZM241 237H243V238H242V239H239V238H241ZM253 237H254L255 239H254ZM256 237H257V238H256ZM88 238H89V239H88ZM207 238H208V239H207ZM249 238H250V239H249ZM261 238H262L263 240H262ZM75 239H76V241H74L73 244H75V243L77 242V238H75ZM75 239H74V240H75ZM85 239H86V240H85ZM162 239H160V240H162ZM238 239H239V241H237ZM245 239H249V240L246 241ZM253 239H254V240H253ZM258 239H259V240H258ZM132 240H133V239H132ZM132 240H131V245H132L133 242H134V241H132ZM160 240H159V241H160ZM192 240H193L194 242H193ZM196 240H198L197 242H199V243H197ZM244 240H245V243H244ZM255 240H256V241H255ZM260 240H261V241H260ZM71 241L73 242V239L70 240V242H71ZM127 241H129V240H127ZM201 241H202V244L204 243V245H200V244H201ZM227 241H228V242H227ZM234 241H235V242L237 241V243L239 242L240 244H241V243H242V244L240 245V244L238 243L237 245H235V244H234ZM240 241H243V242H240ZM248 241H249V242H248ZM251 241H253L252 243H254V244H251V243H250ZM254 241H255V242H254ZM129 242H130V241H129ZM137 242H136V243H137ZM246 242H247V243H246ZM260 242H261V243H260ZM77 243H78V242H77ZM77 243H76V245H77ZM110 243H111V242H110ZM162 243H163V242H162ZM192 243H193V244H192ZM195 243H197V244H195ZM225 243H226V246H224ZM229 243H230L231 245H230ZM71 244H72V243H71ZM97 244L99 245V243H97ZM97 244H96V245H97ZM145 244L148 245V246H146ZM175 244H176V243H175ZM175 244H174V245H175ZM179 244H180V243H179ZM221 244H222V245H221ZM245 244H246V245H245ZM247 244H251V246H250V245H247ZM78 245H79V243H78ZM100 245L104 246L103 243H102V244L100 243ZM100 245L98 246V248H97V246L94 247L95 251H96V248H97V251H99L98 249H100V248L102 249V248H103V247H100ZM107 245H108V244H107ZM109 245H110V246H109ZM109 245H108V246H109L110 248L107 246V249L109 248V250L112 251L113 248L111 247V245H113V243H112V244H109ZM129 245H130V243H129ZM160 245H161V244H160ZM162 245H163V244H162ZM229 245H230V246H229ZM232 245H233V246H232ZM252 245H253V246H252ZM154 246H155V245H154ZM176 246H178V244H176ZM179 246H180V245H179ZM205 246H206V247H205ZM209 246H210V247H209ZM234 246H235V247H234ZM77 247H79V246H77ZM104 247H105V246H104ZM122 247H123V246H122ZM162 247H164V246H162ZM240 247H241V248H240ZM243 247H244V248H243ZM247 247H248V248H247ZM263 247H264V246H263ZM155 248H156V246L154 247V249H155ZM165 248H164L165 253H166V254L168 253V254H167L168 256H169V255L172 256V255H173V252L171 251V249H166V250H165ZM174 248H176V247H174ZM177 248H180V247H177ZM242 248H243V249H242ZM252 248H253V249H252ZM101 249H100V250H101ZM107 249H106V247H105V250H106V251H107ZM123 249H124V250H123ZM123 249L120 250V248H119L120 251H124V252H122L123 254L121 253L122 256L125 255V254H124V253H126L125 250H127V253H128V250L130 249V247L128 248V245L125 244V247H124ZM154 249H153V250H154ZM201 249H202V250H201ZM105 250L102 249L101 251L104 252ZM153 250H152V252H153ZM155 250H156V249H155ZM155 250H154V251H155ZM196 250H197V253L199 252V253H198L199 256L197 255ZM203 250H204V251H203ZM217 250H218V251H217ZM240 250H241V252H240ZM247 250H250V251H249V252H246ZM97 251H96V252H97ZM117 251H118V250H116V252H117ZM120 251H119V252H120ZM140 251H141V250H140ZM150 251H151V250H150ZM164 251H163V250H162V251H159V252L157 251L156 255H157L158 253H159V255L161 254V257L164 258V260H165L166 257H164V256H165ZM188 251H189V250H188ZM191 251H192V253H193V252L195 253L194 256H193V254H192V256H193V257L198 256V258H197V257H196V258H193L192 256H190V255H191V254H190ZM200 251L206 252L207 254H205V253H203V252H202V254H200ZM210 251H211V252H210ZM252 251H253L254 253H253ZM99 252H100V251H99ZM99 252H97V253H99ZM102 252H101V253H102ZM155 252H156V251H155ZM162 252H163V255H162ZM208 252H209V253H208ZM231 252H232V253H231ZM239 252H240V253H239ZM243 252H244V253L246 252V254H248L249 256L247 255V258H246V257H245L246 255H245ZM250 252H252L253 254L250 253ZM255 252H256V253H255ZM237 253H239V254H237ZM241 253H242V255H241ZM181 254L183 255V253H181ZM181 254H180V257H178V259H180V258L182 257ZM203 254H204V255H203ZM236 254H237V255H236ZM243 254H244V257H243ZM250 254H251V255H250ZM258 254H260V255H259L260 257L258 256L259 261H258L257 258H256V256H257ZM156 255H155V253H154L153 256L155 257ZM159 255H158V256H159ZM184 255H185V254H184ZM200 255H201V259H199V258H200ZM125 256H126V255H125ZM125 256H124V257H125ZM168 256H167V257H168ZM170 256H169V257H170ZM187 256H189V257H187ZM235 256H236V258H238L239 256H240V257H239L238 259H236ZM156 257H157V256H156ZM134 258L138 260V257H137V256H136V257L134 256ZM162 258H161V260H163ZM73 259L78 261V260H79V257L76 258L75 256H73ZM99 259L102 260V258H99ZM154 259H155V258H154ZM182 259L185 260V257L183 256ZM182 259H181V261H182ZM198 259H199V260H198ZM241 259H242V260H241ZM80 260H81V258H80ZM148 260L151 261L150 259H148ZM152 260H153V259H152ZM164 260H163V261H164ZM196 260H197V261H196ZM238 260H240V261H238ZM97 261H99V260L97 259ZM163 261H162V263H163ZM190 261H191V263H190ZM108 262H109V261H107V262L105 261V264H107ZM111 262H113V260H111L109 263H111ZM182 262H183V261H182ZM185 262H183V263L185 264ZM219 262H220V263H219ZM231 262H232V263H231ZM257 262H258V263H257ZM262 262H263V263H262ZM77 264H81V263L78 262ZM111 264H112V263H111ZM159 264H160V263H159ZM163 264H164V263H163ZM177 264H179V263H177Z\"/></svg>",
    "mask_w": 264,
    "mask_h": 264
}]
</instances>
